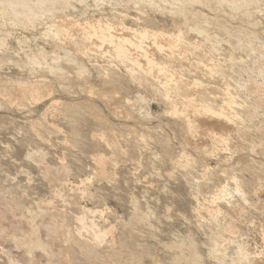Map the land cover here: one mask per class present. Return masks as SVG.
<instances>
[{"label": "rangeland", "instance_id": "374dc122", "mask_svg": "<svg viewBox=\"0 0 264 264\" xmlns=\"http://www.w3.org/2000/svg\"><path fill=\"white\" fill-rule=\"evenodd\" d=\"M71 1L72 0H70V2H69V7H68V10L69 11H67L66 9H67V7H66V12L65 13H63V11H65V10H63L62 11V6H60V7H58L59 5H57L55 8H56V14H54V16L53 15H51L52 16V19H50L51 18V16L49 17V16H45V18H49V19H45V21H43V22H46V23H44V24H46L45 26L42 24V20L41 21H39L38 22V24H37V26L35 27V28H32V27H27L26 28V26L25 25H23L24 27H25V29H24V27L22 26V24H20L21 26H13V27H17V29L15 28H10V30L9 29H7V27H8V25H9V27H10V24H8V25H3V24H1L0 23V35L1 36H4V37H9L10 38V41H9V39L7 38L6 39V42H7V47H8V50H7V48L6 47H4L2 50H0V79L2 80L3 78V80H5V77L7 78L6 80H5V82L2 80H0V85H2V86H0V89L1 88H4L5 89V87H11V88H6V90H7V92H9V93H7V94H9L10 96H12L13 95V98H14V100H11V98H10V96H2L1 97V99H0V109H1V107H2V110H0V201H2L1 199H3V201H7L10 197L12 198V197H14V198H12V200H11V198L9 199L10 201H12V202H10L9 200L7 201V203H5V202H3L2 201V203L0 204V206H2V207H0V230L2 231H0L1 233H0V239H2L3 241H5V238H7V242H2L3 244H2V246H0V250H2L3 248V246H4V250H2L0 253H4L3 255H4V257H1L0 256V264L3 262V264H9V263H13V264H15V260H16V262L18 263V260L17 259H22V260H20V262L18 263V264H20V263H22V264H25L27 261V263L29 264V263H31V261H38L39 260V262H37L38 264H51V262H52V264H55L56 262H58L59 263V261L61 262V261H64L65 262V264H69L68 262H70V264H76V262L74 261V263H73V260H76V261H79V260H81L80 258H82V260L83 259H85V261L83 260V263L84 264H90V263H92L93 262V264H106L107 263V260H108V263L107 264H115L116 262L117 263H121V264H139L140 262V264H175V262L177 263V264H180V263H182V264H185V262L186 261H188L189 263L188 264H190L191 262H192V258H196V260H197V264H219V260L218 259H214L213 257H214V255L212 254V253H214V251H215V249L217 250V249H219V246H221L220 248L221 249H219L220 250V252L219 253H222V254H224V255H226V256H224V259L225 258H227V259H225V260H223V261H225V262H222V264L224 263V264H229V262L231 263V261L233 262V260L235 259V261H237V259L235 258V255L237 254H235V250H236V252H237V250L238 249H236V248H238L237 246L235 247L234 245H242V244H244L243 246L245 247V245L247 246V247H245V248H247V249H249L250 251H252V252H254L255 254L252 256V258L253 257H255V255L257 256V254H258V252H259V255H261V253L263 254L262 256H263V258H264V241H263V235H262V233L264 234V177H262V176H264V175H262L263 174V172H264V170H262V169H264V79H263V76L260 74V69H262V70H264V0H258V2H257V5H255V11H256V9H258V11H257V13L259 14L260 12L259 11H261V15L259 14H254V18H256V19H254V20H256V21H252L253 19L252 18H247V17H245L244 16V18H243V16L242 15H240L241 13H239L238 14V12H234L233 10H228L227 8H226V10L224 11V13H227L228 12V15L229 16H225V14L224 15H222L221 14V11L222 10H216L215 8L216 7H213V5H211V8H208L207 6H205V7H202V5H199V4H195V6L193 7V6H189L188 8L189 9H192V11H201L202 12V15L203 14H206V18H208L209 20H210V18L211 17H207V16H212V17H214V20H213V18L211 19L212 20V22H214L215 21V19H216V23L215 24H217V25H220V26H217V25H215V24H212L211 25V27L210 26H208V27H210V28H208L207 29V33H209L208 34V36L210 37H212V35L214 34V33H217L219 30V34L217 33L216 35L217 36H220L221 38H224V39H220V37H214V35H213V37L215 38V40L213 39V38H211V39H213V41H209L208 43H207V41H206V37L203 35V34H199L198 32H196V31H193L192 32V30H190L194 25H193V22L192 21H189V22H191V24H189V23H187V24H183V25H181V27L183 28V29H185L184 31L187 33V31L188 30H190L194 35L192 36V34H191V32H189L188 31V33L189 34H187V36L188 37H186V34H185V32L184 31H182V33H183V37H182V44H184V46L182 47L181 45L182 44H179V46H178V48L179 47H181L180 49H178L177 47V51H176V54H177V57L176 56H173V58H171V60L169 59V56H168V59L166 58L165 59V57H167V55L166 54H168L167 52H165L166 54L165 55H162L161 54V56H159L160 54L157 52V51H155V50H153L154 48L152 47L153 45H152V42H149V43H147V40H145L144 41V47H146L147 46V48L146 49H149V52H151L152 53V51H153V53L152 54H154V52H156L155 53V56L153 55V57L155 58V59H157L159 62H163L164 64H166V62H167V64H166V66L169 68V71L170 72H168L169 73V75H172L173 77H174V79H176V80H180L179 78H181V84H183V82H184V79H185V82H184V84H183V86H189L188 88H190L191 86H196L197 85V83H198V85H200L201 84V86H202V84H203V86L202 87H204V85L205 84H209L210 83V85H208L209 86V89H213V87L215 86V83L216 82H218V83H216V85L218 84V86H215V88L212 90L213 91V93H212V91L211 90H209V89H206V88H208V86H206L205 88H204V90L206 89V90H209V91H207V93L209 94V97H210V99H213V98H217L216 97V95H220V97H221V93L222 92H220L219 93V91H221L222 89L224 90L225 89V87L226 86H228L229 87V85L230 86H232V88L233 89H231V87H229L230 89H231V91L232 90H234L235 89V92L233 91V93H236L237 92V96H239L238 98L241 100V102L240 103H244V104H246V105H250V107L252 106V108L253 107H255L253 110L255 111L252 115L253 116H251V115H249V116H251V117H253L254 119H252V118H249V116H247L242 110H237V112H239L241 115L240 116H242V114H245L246 116H242V120H243V123L246 121V123L248 124V126H250V128H249V130H250V132H249V130H248V128H247V124H245L246 125V127H245V125L243 124V126L242 125H239V126H241L240 128H239V130H244V131H242V133H241V131H240V133L238 132L239 130H238V128L235 126V128H234V126L233 125H229V126H227L223 121H221V120H216V119H213V118H209V119H207V117L206 118H203V116L201 117V116H198L200 119H202V120H199V118L198 117H193V116H189V118H190V120L192 119V121H194V119H195V122H194V124L196 123V124H198L197 126L198 127H196V130L194 131V132H192L191 134L192 135H190V134H188V133H186V128L183 126V123H182V120H180V116L179 115H176V116H174V115H172L173 113H172V109H170L171 107H172V102H174V106L176 107V104H177V108H178V106H179V110H181L182 109V106L184 107V108H186L185 107V100L187 99L186 97H188V98H190V97H193V98H198L199 96H197L196 94H194V93H192L191 91V89L193 88H190L189 90L187 89V87H183V92H176V90H175V88L174 87H172L171 88V91H173L172 93H174V95L177 93V97H175L173 94H171V91L169 90V92H170V94H169V96L170 97H172V98H170V100L169 99H167V101L169 100V102H171L170 104V107L168 106L169 105V102L167 103L166 101H164L163 99L164 98H162L163 96H162V94H163V92H162V94L160 93V91L159 92H157L155 89H153V88H151V86L149 85V84H147V86H145V84L144 85H142V84H140V85H135L136 83L137 84H139L138 83V80H137V77H143V76H141L140 75V72L138 71H136V75L132 78V79H135L136 78V80H137V82L135 81V80H133L132 81V79H130L131 81H129V80H127V79H129V77L130 76H128L127 75V73L125 72V70H123V69H127V67L126 66H129V65H127L126 64V66H123L124 65V63L123 64H119V63H121L119 60H117L116 61V59L114 58V56H113V58L115 59V60H111L110 59V56H103V54H99V56L97 55V57H100V58H97V57H95V63H94V61H93V59H94V54H95V56H96V54H98V50H103V51H100L101 53H103L104 51L107 53L108 52V50L110 49V51L109 52H113V48L111 47V46H107V45H103L102 44V42H101V44L99 43L100 42V40L98 41L97 40V38H95L94 40H91V42L90 41H87L88 43H87V45L89 46V45H94V44H91L92 42L93 43H95L97 46L99 45V47L101 48V49H99V48H96V52H94V53H92L93 55H91L92 56V60L91 59H88V57L89 56H87V55H84V57L86 58V60H91V61H89L90 63H92V64H88V61H86L85 59H84V57H83V55H82V58L80 57L81 55L80 54H82L81 52H83L84 50H82V48H84V47H82V42H81V34H79L81 31H77V29H75L76 31H77V33H76V31H75V33H74V29L73 28H71V27H69V29L71 28V30L70 31H72L73 32V34H77L76 36H77V38H75L76 36H72V32H70L71 34H70V36L67 38V39H72V38H75L74 40H72V41H74V43L71 41H68L66 38H64V39H66L65 40V42H64V40H62V44H66L65 46L64 45H62L61 43L59 44V46H61L63 49H65V50H63V52H65V51H67V50H69V51H72V52H70V54L69 53H66L65 52V54H66V56H65V54H63V52H62V55H61V51L62 50H60V49H56V47H55V49H53L54 47L53 46H55L56 44L54 43V41L53 42H50L51 40L48 38V37H46V38H44L45 36H42L41 37V35H43V32L44 31H46L45 29H46V27H47V25L48 26H50L51 25V23H52V21H59V22H61V20H63L64 18H65V15H66V17L68 18V17H70V19H72V21H70V22H72L73 23V21H74V23H84L85 22V20L86 19H88L90 16V18H91V20H92V18H93V20L94 19H99V18H102L103 20H104V18H105V20L108 18H110L109 20L111 21V20H113V21H111L112 22V24H113V27L115 28V27H117V28H119L120 26H121V23H123L124 21H126V23H124V25L126 26V27H130V28H133V29H138V27L139 28H143V27H147V24H146V22H148L147 20H149L150 21V24L151 25H153V27L154 28H152V26L150 27V24H148V26L149 27H147L148 29L150 28V30H157V31H159V30H161L162 32H165L166 33V31H167V33H170V34H174V33H177L178 32V30L176 29V26L174 25L175 23L174 22H179V20H183L182 18H179V15L178 14H175V13H173L174 15H175V17L174 18H177V19H179L178 21H175V20H177V19H174L172 16H174L173 14H172V16H168V15H170V13H172L173 12V9L174 8H172L171 6H170V4H169V6H170V8H169V6L168 5H164V3H163V5L164 6H161V7H159L158 8V6H160L161 4H159L157 7L156 6H150L149 4H148V7L149 8H147V6H145V5H143V6H145V7H143L142 6V4L140 5V4H137L138 2H139V0H132V2H130L129 4H128V2H129V0H121V2H120V0H110V2H108L109 0H102V1H104L105 3H102L101 2V0H97V3H96V0L94 1V0H88V2L90 3V5L88 4V2H87V0H85L86 2H84L86 5V7L84 6V4L83 3H81L80 4V2H78L79 0H77V1H75L74 0V2L72 1V3H71ZM100 3H102V4H99V2ZM111 1H116V2H111ZM78 4H77V3ZM110 3V5L108 4V3ZM117 2H119V4L117 3ZM125 2H127V3H125ZM134 2H137L136 4L134 3ZM93 3H95L96 5H97V7H96V5L95 4H93ZM124 3H125V5H124ZM133 3V4H132ZM62 3H60V5H61ZM70 4H72L73 5V9H72V5H71V7H70ZM104 4H108V5H104ZM113 4V5H112ZM114 4H117L118 5V7L119 6H121L120 7V9L117 7V5H115L117 8L115 9V6H114ZM121 4H123V5H121ZM63 5V4H62ZM75 5V6H74ZM77 5V6H76ZM79 5H81V6H79ZM102 5V6H101ZM104 5V6H103ZM126 5L128 6V11L126 10ZM131 5H133V6H131ZM138 6L139 8H140V6H142V8L141 9H139L138 7H135V6ZM91 6V7H90ZM106 6V7H105ZM108 6V7H107ZM109 6H110V9H108L109 8ZM131 6V7H130ZM167 6V7H166ZM201 6V7H200ZM259 6V7H258ZM99 7H101L103 10H104V12H103V10L101 9V8H99ZM104 7V8H103ZM125 9H124V8ZM151 7H152V10L154 11V10H156L157 8H158V10H156L155 12H152V10H151ZM156 7V8H155ZM164 7V8H163ZM166 7V8H165ZM194 8V10H193V8ZM258 7V8H257ZM71 8V9H70ZM76 8V9H75ZM87 8V9H86ZM96 8H98V9H96ZM121 8L123 9V10H121ZM131 8V9H130ZM145 8V9H144ZM154 8V9H153ZM161 8V9H160ZM206 8L207 9H210V12L208 11V10H206ZM261 8V9H260ZM58 9H60L61 11H62V13H63V16H61L62 15V13H60V15H59V13L57 12V11H60V10H58ZM78 9V11L80 12H78V11H76ZM81 11H80V10ZM89 9V10H88ZM97 11H96V10ZM99 9H101L100 11H99ZM130 9V10H129ZM135 9V10H134ZM138 9V13H136V10ZM151 11H150V10ZM162 9H166V10H169L168 12L166 11V12H164V14L162 13ZM212 9H214V13L212 12ZM260 9V10H259ZM75 10V11H74ZM85 10V11H84ZM88 10V11H87ZM112 10H115L116 12H117V14L118 13H120V12H122L123 11V14L124 15H128V16H130V17H125V16H122V13H120V14H116L115 12H113ZM140 10L143 12V13H145V15H146V17H145V15L144 16H140L139 15V13H140ZM144 10V11H143ZM161 10V11H160ZM217 12H216V11ZM94 11H96V12H94ZM98 11L100 12V13H98ZM125 11H127V13L128 14H126V12ZM133 11H135V13L133 12ZM146 11V12H145ZM152 12V14H153V16L151 15V13L150 12ZM199 11V12H200ZM229 11H233L234 12V14L232 13V12H229ZM94 12V14H92ZM101 12H103L102 14L103 15H100L101 14ZM115 14H113V13ZM141 12V13H142ZM158 12H161L162 13V16L164 15L166 18H164V17H161L160 15H159V13ZM170 12V13H169ZM200 12V13H201ZM87 13V14H86ZM91 13V14H90ZM109 13H112V14H109ZM140 13V14H141ZM142 13V14H143ZM149 13V14H148ZM154 13H155V15H154ZM218 13H220V14H218ZM59 15V16H57L58 18H60V19H58V18H53V17H56V15ZM69 14H70V16H69ZM75 14H77V16L75 15ZM79 14V15H78ZM106 14V15H105ZM109 14V15H108ZM141 14V15H142ZM218 14V18L221 20V18H222V21H220L217 17L215 18V16ZM48 15V14H47ZM84 15L86 16V18H84ZM108 15V16H107ZM116 15H117V18H116ZM122 16V17H118V16ZM237 15V16H236ZM73 16V17H72ZM74 16H76V17H74ZM79 16H83L82 18L80 17L79 18ZM114 16V17H113ZM149 16H151V17H149ZM155 16H158V17H155ZM177 16V17H176ZM205 16V15H204ZM220 16V17H219ZM230 16H234V18L235 19H239L240 17H242V21L243 22H241V20H236V22H235V20H234V18L233 17H231V18H233L231 21H229V17ZM239 16V17H238ZM64 17V18H63ZM88 17V18H87ZM107 17V18H106ZM124 17H125V19H124ZM135 17H137V18H135ZM144 17V18H143ZM170 17H172V18H170ZM89 18V19H90ZM113 18V19H112ZM115 18V19H114ZM129 18V19H128ZM132 18H134V19H136V21L133 19L132 20ZM156 18V19H155ZM54 19V20H53ZM107 19V20H108ZM117 19V20H116ZM122 19H124V21H121ZM139 19V20H138ZM150 19H153V20H150ZM162 19V20H161ZM164 19V20H163ZM165 19H167V20H165ZM248 19V20H247ZM250 19H252L251 20V22H253V23H255V24H252V25H254V27L256 28V25H257V23H258V25H257V29L255 30V28L254 29H252L253 27H252V25H251V23H250ZM1 20V19H0ZM48 20H50L51 22H49L48 23ZM80 20H81V22H80ZM106 20V21H107ZM108 20V21H109ZM171 20V21H170ZM191 20H193V19H191ZM210 20V21H211ZM229 21V25L230 26H228V24L225 22V21ZM244 20H246V21H244ZM260 22H259V21ZM55 21V22H56ZM76 21V22H75ZM105 21V22H106ZM107 21V22H108ZM109 21V23H111ZM117 21H118V23H117ZM134 21H135V23H134ZM138 21H140L143 25H141V23L140 22H138ZM154 21H156V22H154ZM165 21V22H164ZM239 21V22H238ZM249 23H248V22ZM258 21V22H257ZM114 22V23H113ZM119 22H120V24H119ZM133 22V23H132ZM145 24H144V23ZM238 22V23H237ZM245 22V23H244ZM246 22H247V25H246ZM257 22V23H256ZM18 23H20V22H18ZM136 23H137V27H136ZM139 23V24H138ZM165 23V24H164ZM183 23V22H182ZM220 23V24H219ZM226 24V26H225V24ZM241 23V24H240ZM244 23V24H243ZM40 24H41V26H40ZM116 24V25H115ZM132 24V25H131ZM161 24V25H160ZM195 24V23H194ZM223 26H222V25ZM5 28V29H7V30H4V28L2 27V26ZM38 25L41 27H39V28H37L38 27ZM115 25V26H114ZM135 25V26H134ZM163 25H165V26H163ZM175 27H174V26ZM186 25V26H185ZM187 25H188V27H187ZM234 25L236 26V30H235V28H233L234 27ZM245 25H246V28H245ZM248 25H250V26H248ZM42 26H43V29H42ZM171 28H170V27ZM214 26H215V29H214ZM232 26V27H231ZM237 26H240V28L238 27L237 28ZM245 29H248V31H246V30H243L244 28ZM23 27V28H22ZM122 27V26H121ZM205 27V26H204ZM217 27H219V28H217ZM225 27V28H224ZM1 28H3V29H1ZM30 28L31 29H33V31H34V29H35V31H36V33H35V31L33 32L32 31V33H30L31 31H30ZM76 28V27H75ZM117 28H115L114 30H116ZM161 28V29H160ZM163 28V29H162ZM170 28V29H169ZM217 28V29H216ZM221 28L223 29V31H224V29H225V31L226 30H230L231 28V30H230V32L229 33H231L232 32V36H234V37H232V36H230V34L229 33H227V31L225 32V33H223V31L221 30ZM11 29H12V31H11ZM22 29V30H21ZM27 29H28V31H27ZM37 29V30H36ZM39 29V30H38ZM41 29V30H40ZM73 29V30H72ZM120 30L122 29V28H119ZM176 30V31H174V30ZM204 29H206V27L204 28ZM213 29V30H212ZM240 29V32L238 33V30ZM26 30V31H25ZM117 30V31H115L116 33L119 31V33H117V35L118 34H120V35H118V36H120V37H122V36H126V37H129V36H131V35H127L128 33H127V31H124V33H122L123 31L121 30ZM187 30V31H186ZM218 30V31H217ZM243 30V31H242ZM253 30H254V32H253ZM3 31H4V33H3ZM7 31H9V32H12L11 33V35H10V33L9 32H7ZM169 31V32H168ZM210 31H212V32H210ZM213 31H214V33H213ZM233 31L235 32H237L236 34L238 35V36H240L241 34L240 33H244V34H242L241 36H240V38H238L239 40H237L236 38V36H235V34L233 33ZM242 31V32H241ZM9 33V34H7V33ZM14 32L16 33V34H14ZM20 32V33H19ZM221 32V33H220ZM252 32V33H251ZM23 33V34H22ZM30 33V34H29ZM42 33V34H41ZM199 35H201V37H199L198 36V34ZM211 33V34H210ZM227 33V34H226ZM252 34L253 36H254V38L256 39V37H255V34H257V39H256V41H253L254 40V38H253V36L252 35H250V34ZM14 34V35H13ZM23 36H22V35ZM36 34V35H35ZM205 34V33H204ZM229 34V35H228ZM234 34V35H233ZM248 34L250 35V36H252L251 38H253V39H251V38H247V37H250V36H248ZM6 35V36H5ZM8 35V36H7ZM10 35V36H9ZM13 35V36H12ZM19 35V37H22L23 38V40H21V38L19 39V37H15V36H18ZM31 35H33V36H31ZM40 35V36H39ZM228 37H227V36ZM243 35L245 36V35H247L246 37H243ZM34 36H35V38H34ZM79 36H81V37H79ZM190 36V37H189ZM198 36V37H197ZM12 37V38H11ZM24 37H25V42H21V41H24ZM28 37H29V39H28ZM79 37V38H78ZM192 37V38H191ZM16 38V39H15ZM29 40H27V39ZM32 38H34V39H32ZM41 39V41H39L40 39ZM187 38V39H186ZM191 38V39H190ZM200 38H202V39H200ZM232 39V40H229V39ZM234 38V39H233ZM244 40H243V39ZM247 38V39H246ZM15 39V40H14ZM19 39V41L20 42H18V41H16V40H18ZM45 39L46 40H48V42L47 43H45L44 41H45ZM77 39V40H76ZM80 39V42L81 43H79V44H81V45H79V46H81L80 47V49L82 50H80V49H78V47H77V45H78V43H77V41ZM204 39H205V41H206V43H204L205 41H204ZM218 39V40H217ZM226 39V40H225ZM227 39H228V42H230V43H226V41H227ZM26 40L28 41V42H30V43H26ZM35 40H37V44H35L36 43V41ZM43 40V41H42ZM96 40V41H95ZM203 40V41H202ZM222 40V41H221ZM247 40H250V42L249 41H247ZM14 41V42H13ZM34 41V42H33ZM66 41H68V43L66 42ZM82 41H83V39H82ZM149 41V40H148ZM151 41V40H150ZM185 41H186V43H189L188 44V46L190 45H193V47L195 48V49H199L200 48V46L201 45H203L199 50L201 51H199L200 53H197V51L194 49V51H192L191 49H190V46L188 47L187 46V44L185 43ZM194 41V42H193ZM196 41V42H195ZM215 41V42H214ZM224 41V42H223ZM236 41L237 42H239V45H238V43L237 44H235L236 43ZM242 41V42H241ZM77 44H76V43ZM148 44H146V43ZM163 42V41H162ZM165 42V41H164ZM163 42V43H164ZM166 42H167V40H166ZM200 42L202 43V44H200ZM211 42V43H210ZM216 42H218V44L216 43ZM221 42V43H220ZM224 44H223V43ZM15 43V44H14ZM26 44V46H24L25 44ZM31 43H32V45H31ZM45 43V44H44ZM71 43V44H70ZM72 43H73V45H72ZM195 43H198V44H195ZM212 43L214 44V43H216L215 45L216 46H221V47H217L218 48V51H216L218 54H216V52H212L211 51V45H212ZM220 43V44H219ZM244 43H245V47H244V49H246V48H248V49H246L247 50V52H244L245 50L243 49V46H244ZM250 43V44H249ZM18 44H23V45H18ZM49 44V45H48ZM74 44H75V46L77 47V50L79 51H81L80 52V54H79V52L77 53L76 51H73L74 49L73 48H75V47H73L72 48V46H74ZM83 44H84V46H87V45H85L86 43L83 41ZM164 44H167V43H164ZM186 44V45H185ZM196 46H198V47H195V45ZM200 44V45H199ZM204 44H206V46L204 45ZM211 44V45H210ZM236 46H238V47H236V49H240V46H242V48L241 49H243V50H236V49H234V47H235V45ZM253 44L255 45V46H253ZM10 45V46H9ZM12 45V46H11ZM34 45V46H33ZM37 45H39L38 47H37ZM42 45H44L43 47H42ZM72 45V46H71ZM101 45V46H100ZM210 45V46H209ZM249 45H251V48H253V51H252V49H250L249 47ZM19 46V47H18ZM21 46V47H20ZM28 46H29V48L32 50L33 48H31V47H34V52H33V50H32V52L30 51V50H28L27 48H28ZM48 46H50V47H48ZM87 46V47H88ZM104 48H103V47ZM188 48H186V47ZM231 46V47H230ZM232 46H233V48H232ZM13 47V48H12ZM16 47V48H15ZM23 47H25V48H23ZM37 47V48H36ZM41 47H42V50H45L46 52H51V54H48V55H50L48 58H50V61H51V57L52 56H54L55 54L54 53H56V55L55 56H61V57H63L64 56V58L65 57H67L68 56V61H66V60H64L63 59V61L64 62H62V60H61V62H60V65L62 66V64H63V66H62V68L65 70L64 72V74L63 73H61V75L63 76V78H62V76L61 75H59V72H55L54 73V76H51L52 75V73H51V75H49V73H50V71L48 70V68L46 69L45 67L44 68H39L38 70H42V72L41 71H37V69H36V74L35 73H33L32 74V72H33V68L31 67V69H29L30 67L29 66H31L29 63H28V60H27V57L25 56V57H23L24 55H27V54H29V52H31L29 55L30 56H33V54L34 55H38L39 53V49L41 50ZM45 47V48H44ZM65 47V48H64ZM110 47V48H109ZM149 47V48H148ZM209 48V50H208V48ZM6 48V49H5ZM10 48H12L11 50H10ZM20 48H21V50H24L25 52H20L21 50H20ZM23 48V49H22ZM50 48V49H49ZM68 48V49H67ZM108 50H107V49ZM112 48V49H111ZM185 48V49H184ZM202 48H204L203 50L205 51H203L202 50ZM219 48H220V50H219ZM221 48H222V50H221ZM233 49L232 51L231 50H229V49ZM5 49V50H4ZM17 49V51H15ZM26 49V50H25ZM53 49V50H52ZM71 49H73V50H71ZM95 49V48H94ZM152 49V50H151ZM190 49V50H189ZM14 50V51H13ZM20 50V51H19ZM48 50H50V51H48ZM57 50H59L58 51V53L56 52ZM133 53H135L134 51H136V50H134V49H130ZM176 50V49H175ZM206 50H208V51H206ZM224 50V51H223ZM256 50V51H255ZM11 51V52H10ZM184 53H183V52ZM187 51V52H186ZM189 51V52H188ZM204 52V54L207 56L206 57V59H205V57H203V56H205V55H203V52ZM220 51H222L223 53H225V54H223L222 52H220ZM7 52H9V53H7ZM16 55H19V58L17 57V56H14L15 54ZM16 52H18V53H16ZM28 52V53H27ZM37 52V53H36ZM52 52H53V54H52ZM68 52V51H67ZM99 52V53H100ZM192 52V53H191ZM206 52L207 53H209V54H206ZM210 52H211V54H210ZM3 53H5V54H3ZM76 53H77V55H76ZM137 53V52H136ZM185 53H188L187 55H189L188 57H187V55L185 54ZM192 54V55H190V54ZM194 53H195V56H194ZM222 53V54H221ZM232 53V54H231ZM233 53H235L234 54V58L232 57V56H230L229 54H231V55H233ZM14 54V55H13ZM22 54V55H21ZM47 53H45V55H46ZM79 54V55H78ZM182 54H185V55H183L182 56ZM197 54H199L201 57H199V56H196ZM213 54V55H212ZM219 54H220V56H219ZM227 54H228V56L230 57V59H228L229 57L227 56ZM2 55V56H1ZM73 56V57H71V56ZM100 55H102L103 57H101ZM169 55V54H168ZM212 55V56H211ZM214 55H215V57H217L218 56V58H214L213 60H211L210 59V57H214ZM217 55V56H216ZM3 56H4V59H3ZM9 56H12V57H9ZM87 56V57H86ZM135 56H137V54H135ZM164 56V57H163ZM181 56L182 57H184L185 56V58L186 59H189V60H185V58H182V60H183V62H181V63H183V65L180 63V62H177V61H182L180 58H181ZM194 56V57H193ZM222 56H224V57H222ZM236 56V57H235ZM14 57V58H13ZM21 57V58H20ZM71 57V58H70ZM159 57H163V58H159ZM179 57V58H178ZM190 57H192L191 58V60H190ZM197 57V58H196ZM205 59H203V58ZM242 59V61H243V63L241 62V59ZM54 58V57H53ZM75 58V60H73ZM76 58H78V60L76 61ZM80 58V59H79ZM101 58L102 59H104L103 61L101 60ZM175 58H176V60H175ZM195 58V59H194ZM198 58H200V61H198ZM234 59V60H232L231 61V59ZM237 58V60H238V58L240 59V60H238L239 62H241L242 64H238V65H235V64H237V62L238 61H236L235 59ZM6 59V60H5ZM12 59V60H11ZM69 59H72V60H69ZM83 61H82V60ZM107 59H109V62L107 61ZM161 59H165V60H161ZM201 59H203L204 61H202ZM208 59V60H207ZM224 59H226V60H224ZM227 59H228V61H227ZM3 60V61H2ZM21 61V62H19V61ZM101 60V61H100ZM110 60H111V62H110ZM161 60V61H160ZM169 60V61H168ZM211 60V61H210ZM215 60V61H214ZM14 62V66L16 67V66H19V69H21V71H18V68L16 67H13L12 66V62ZM17 61V62H16ZM27 61V62H26ZM74 61H76V63H74ZM79 61V62H78ZM96 61H98L97 62V64H96ZM105 61V62H104ZM166 61V62H165ZM170 61H172V62H170ZM173 61H175V62H173ZM184 61H185V63H184ZM202 61V62H201ZM224 61H226V62H224ZM233 61H234V65H233ZM8 62H11V63H9L8 64ZM24 62V63H23ZM68 62V63H67ZM81 62H83V64H81V65H83V66H81L80 65V63ZM106 62H107V64H106ZM113 62H114V66L113 65H110L109 67L111 68V69H113L114 67H116L117 69H113L112 71H114L115 72V78L113 79V78H111L110 77V79L111 80H109V78L107 77V75H105L104 77H106L105 78V82L101 79V78H103V76L102 75H100V73H99V71L101 72V74H103L102 72L105 70H107L109 67L107 66L108 65V63L109 64H113ZM116 62V63H115ZM171 64H170V63ZM177 62V63H176ZM186 62H188V65L186 64ZM193 62H197V63H195V64H198L199 62H200V65L202 66L203 65V67L205 66V64H206V66H211L210 68L209 67H205L204 68V70L202 69L203 67H198L197 65L194 67V65H193ZM227 62H232V65L231 64H229V63H227ZM19 63H21L20 65H19ZM23 63V64H22ZM26 63H28V64H26ZM64 63H66V65H68V66H66ZM71 63V64H70ZM75 65H77L76 66V68L77 67H79V66H81L82 68H84V72H86L87 70L89 71H87L88 73H90V74H87V72H86V74L83 72H81L82 74H85L84 76H85V78L86 79H83L84 78V76H82V74H79L80 73V71L78 70V69H76V68H74L75 66H74V64ZM87 63V64H86ZM105 63V64H104ZM141 63H142V65H145V62H143V61H141ZM175 63V64H174ZM181 65H180V64ZM202 63V64H201ZM214 63H217V64H214ZM6 64H8V65H6ZM17 64V65H16ZM26 66H25V65ZM69 64H70V66H69ZM93 64H95V65H103L104 67H105V69H103L104 67H102L101 65V69L103 70V71H101V69H98L100 66L98 65V67L96 66V67H94V65ZM119 64V65H118ZM188 67H186L185 65ZM192 64V65H191ZM4 65H6L5 67H4ZM12 67H11V66ZM73 65V66H72ZM90 65H92L93 67L91 68L90 67ZM106 65V66H105ZM116 65V66H115ZM169 65L170 66H172L173 65V70L175 71V74H173L174 73V71H172L171 69L172 68H170L169 67ZM176 65H178L177 67H176ZM213 65V66H212ZM216 65V67H214ZM28 66V67H27ZM66 66V67H65ZM85 66V67H84ZM88 66V67H87ZM123 66V67H122ZM182 67V68H180V67ZM22 67H23V69H22ZM25 67H27V68H25ZM68 67V69L69 70H67V69H65V68H67ZM70 67V68H69ZM87 67V68H86ZM119 67V68H118ZM179 67V68H178ZM191 67H193V69H190L189 70V68H191ZM198 67V69H201L200 71H195L194 70V68L196 69ZM3 68H4V70H3ZM26 70H25V69ZM90 68V69H89ZM110 68H109V70H107L105 73H109L110 75H111V72H109V71H111L110 70ZM184 68V69H183ZM185 68H187V70L185 69ZM211 69L212 71H213V73H212V71L210 70L209 71V69ZM213 68H214V70H213ZM221 68H223L222 70H223V72H222V70H220ZM75 69L76 71H79V73L78 72H76L75 70L73 71V70ZM86 69V70H85ZM93 69H94V71H93ZM128 69H129V67H128ZM128 69L126 70V71H128ZM179 69H183L182 70V74H183V76H182V74H181V72H179ZM208 69V73L209 72H211V73H209L208 75L210 76V77H206L205 75H207V72H206V70ZM2 70V71H1ZM23 70V71H22ZM25 70V71H24ZM32 70V71H31ZM43 70H45L44 71V73H43ZM67 70V71H66ZM71 70H72V74H70L71 73ZM92 70V71H91ZM96 70H98V71H96ZM115 70H117V71H115ZM180 70V71H181ZM185 70V71H184ZM224 70H225V72H224ZM27 71V72H26ZM31 73H30V72ZM173 73H172V72ZM184 71V72H183ZM189 71V72H188ZM195 71V73H193V72ZM17 72V73H16ZM22 72V73H21ZM30 74H29V73ZM75 72V73H74ZM93 72V73H92ZM97 72L99 73V74H97ZM113 72V73H114ZM156 71H154L153 72V75H155L156 73H155ZM185 72H187V73H185ZM190 72H192V73H190ZM197 72V73H196ZM199 72H200V74H199ZM201 72H204V73H206V74H204V73H201ZM6 73V74H5ZM24 73V74H23ZM26 73V74H25ZM66 73H69L68 75L66 74ZM76 73H77V75L79 76V75H81L80 76V79H78L79 77L76 75ZM92 73V74H91ZM128 73H130V71H128ZM155 73V74H154ZM181 75H180V74ZM219 73V74H218ZM226 74V76H224V75H221V74ZM261 73L264 75V73H263V71H261ZM14 76H12V75ZM15 74H17V75H15ZM39 75L38 77L37 76H35V75ZM44 74H47V75H45L44 76ZM57 74H58V76L60 77H58L57 78ZM124 74H126V75H124ZM131 74V73H130ZM129 74V75H130ZM157 74H158V72H157ZM157 74L155 75L156 77H158V78H156V79H163V78H165L164 76H166V75H164V74H158V75H160V77L159 76H157ZM177 74V76H179V78L177 77V76H175ZM179 74V75H178ZM186 74H189V75H186ZM192 75V77H191V75ZM193 74H194V77H193ZM197 76H196V75ZM213 75V77H212V75ZM9 75V76H8ZM29 75H31V76H29ZM74 76V77H72V76ZM76 75V76H75ZM91 75V76H90ZM98 75V76H97ZM139 75V76H138ZM187 76V78H185V76ZM218 76V79L219 78H221L222 76L223 77H225V79H226V77L228 78V79H223V80H221V79H219V80H221V81H223L222 82V85H220L221 83H220V81H218V79H217V76ZM17 76V77H16ZM29 76V77H28ZM43 76V77H42ZM66 76H67V78L69 77V76H71V77H69L70 78V80L68 81V79L66 78ZM90 76V77H89ZM117 76V77H116ZM190 76V77H189ZM3 77V78H2ZM11 77V78H10ZM42 77V78H41ZM81 77H82V82H80L79 80H81ZM162 77V78H161ZM41 78V79H40ZM51 78V79H50ZM91 78V79H90ZM121 78V79H120ZM124 79V82H123V79ZM192 78H196V79H193V81L196 83H194V85H192V83H193V81L191 80ZM200 78H201V80H200ZM209 78L211 79V80H215L213 83L211 82V80H209ZM213 78V79H212ZM215 78V79H214ZM231 78H232V80H231ZM25 80V82H31V80H43L44 79V81H46V87L44 88V91L42 92V93H44V94H42L41 95V97L42 98H47V95H49L51 92H52V94H50V96H48V98L46 99L45 98V100H43V101H39L38 99L36 100L35 99V101L33 100V99H31L30 101H29V99L27 100L28 102H30L31 104H32V106H29V105H31L30 103H28L26 100H24V99H22V102H23V104H22V102L20 103V92H19V90H18V88L15 86V85H13V83L11 82V81H13V80ZM46 79V80H45ZM47 79H48V81H47ZM53 79H56V80H58V81H60L59 83H61V84H59L58 85V81H51V80H53ZM63 79V80H62ZM64 79H66L67 81H65L64 82ZM71 79H74L75 80V85L76 86H78L77 88L74 86V80H71ZM78 81H77V80ZM90 79V80H89ZM118 79V80H117ZM170 79V78H169ZM187 79H190L189 81L187 80ZM198 79V80H197ZM206 79H208V83H207V80ZM230 79V80H229ZM62 80V81H61ZM89 80V81H88ZM109 80V81H108ZM113 80V81H112ZM122 80V81H121ZM127 82H126V81ZM140 80H142L141 78H140ZM139 80V81H140ZM199 80L200 81H202L201 83L199 82ZM205 80V81H204ZM7 81V82H6ZM32 81V82H33ZM49 81H51L50 83H49ZM112 81V82H111ZM134 81H135V83H134ZM183 81V82H182ZM203 81H204V83H203ZM224 81H225V83L228 81V83L229 84H227L226 83V85H225V87L223 86V83H224ZM233 83V81H234V85L231 83V82ZM2 82V83H1ZM35 82V81H34ZM50 84H48V83ZM64 82V83H63ZM68 82V83H67ZM108 82H110V84L108 83ZM5 83V84H4ZM9 83H10V85H9ZM55 83V84H54ZM71 83H73V85L71 86ZM79 83V84H78ZM86 83V84H85ZM104 83H107V84H109L110 86H108L107 84H104ZM118 83V84H117ZM123 83V84H122ZM129 83V84H128ZM132 83V84H131ZM186 83H188V84H186ZM191 85H190V84ZM200 83V84H199ZM220 83V84H219ZM224 83V84H225ZM93 84H95V85H93ZM117 84V85H116ZM174 84V83H173ZM213 84V87L212 88H210L211 87V85ZM48 85L50 86V87H48ZM60 85H62L63 86V88L60 86ZM70 86V87H66V86ZM103 85V86H102ZM105 85H107V86H105ZM122 87H121V86ZM131 85H133L132 87H130ZM197 85V86H198ZM52 86H54V89L55 90H53V87ZM84 86L85 87H87L86 89L84 88ZM90 86H92L93 87V89L90 87ZM102 87V89L104 88L105 89V87H106V89L104 90L103 89V91H101L102 89H101V87ZM123 86H125V87H123ZM141 86H142V88H141ZM201 86H198L199 87V89H198V87L196 88V87H194L193 88V91L195 92V93H197V94H201L202 92H203V90H201V89H203ZM222 86V87H221ZM12 87L13 88H16V90L15 89H12ZM59 87H61L60 89H61V91L58 89ZM67 88V89H65V88ZM76 88V89H74V88ZM82 87V88H81ZM91 88L92 90H94V91H92L91 89H89V91H87V89L88 88ZM118 87V88H117ZM149 87V88H148ZM224 87V88H223ZM51 88H52V90H51ZM70 88V89H69ZM73 89V91H75V92H72L71 90ZM84 88V90L85 91H87L88 93V95L85 93V91L84 90H82ZM95 88V89H94ZM116 88H117V91H115L116 90ZM130 88V89H129ZM136 88V89H135ZM141 88V90H139ZM186 88V89H185ZM195 88H196V90H195ZM201 88V89H200ZM216 88L218 89V88H221V90L219 89L218 91L216 90ZM227 88V87H226ZM45 89H48L49 91H48V94H47V91H45ZM57 89V90H56ZM65 89V91H63ZM78 89V90H77ZM81 89V90H80ZM109 89V90H108ZM111 89H113V90H111ZM115 89V90H114ZM126 89H128V90H126ZM145 89H146V91H145ZM148 89H150V90H148ZM152 89V90H151ZM197 89H198V91H197ZM14 90V94H13V91ZM67 90V91H66ZM95 90L97 91V92H95ZM98 90H100V91H98ZM107 90V92L106 93H108V91L110 92V90L112 91V92H110V93H112V95L109 93V95L107 96V95H104V94H106L105 93V91ZM121 90V91H120ZM133 90V91H132ZM155 90V91H154ZM187 90H188V92H187ZM216 90V91H215ZM222 90V91H223ZM54 91H60L59 93H57V92H54ZM62 91H63V93H62ZM70 91H71V93H70ZM81 91L83 92L81 95H80V93H81ZM113 91H114V93H113ZM120 91V93H119V95H118V92ZM126 91V92H125ZM140 91V92H139ZM152 91H154V92H157V93H153ZM162 91V90H161ZM187 93H186V92ZM214 91H215V93H214ZM65 92V93H64ZM66 92H69L70 94L68 95V94H66ZM92 92H94L95 93V95H94V93H92ZM98 92H100L99 94H100V97H99V94H98ZM185 92V93H184ZM191 92V93H190ZM201 92V93H200ZM204 92H206V91H204ZM212 93L211 94V96L213 97H211L210 96V93ZM216 92H217V94H216ZM15 93H18V94H15ZM101 93H102V95H104V98H103V96H101ZM104 93V94H103ZM161 94L160 96H159V94ZM206 93V94H207ZM232 93V94H233ZM64 94H66L67 96H65ZM72 94V95H71ZM78 94V96H76L75 97V95H77ZM87 95V96H85V95ZM91 94V95H90ZM98 96H97V95ZM116 94V95H115ZM123 94H124V96H123ZM153 94V95H152ZM189 94H190V97H189ZM214 94V95H213ZM14 95H15V97H14ZM18 95V96H17ZM45 95V96H44ZM60 95V96H59ZM74 95V96H73ZM97 96V97H92V96ZM158 97H157V96ZM173 95V96H172ZM184 95H187V96H184ZM192 95V96H191ZM194 95V96H193ZM233 95H235L236 96V94H233ZM71 96V97H70ZM90 96L92 97V99L90 98ZM111 96H112V98H113V96H114V98L112 99L111 98ZM154 96H156V97H154ZM196 96V97H195ZM201 96V95H200ZM215 96V97H214ZM236 96V97H237ZM6 97L7 98H10L9 100H7L6 99ZM41 97L39 98L40 100H42L41 99ZM49 97H51V98H49ZM68 97V98H67ZM99 97V98H98ZM102 97V98H101ZM110 97V98H109ZM115 97H116V99H115ZM174 97H175V99H174ZM182 97H184L183 98V100H182ZM220 97L218 96V98L220 99ZM4 99V101H3V99ZM12 98V99H13ZM18 98V99H17ZM58 98H60V99H58ZM72 98V99H71ZM99 100H98V99ZM101 98V99H100ZM158 98H159V100H158ZM162 98V99H161ZM186 98V99H185ZM217 98V99H218ZM7 101H6V100ZM51 100V101H49V100ZM96 99V100H95ZM103 99H105V100H107L108 99V101H106L107 103H109V104H111V105H118V104H122L123 106L125 105L124 103L126 102V101H129V102H127V106L128 107H130V108H132V110H134V111H132L130 108H128L127 106V108H128V110L126 109V110H124V108H126L125 106H124V108H123V106H122V108L120 107V105H118L117 107H115V109H113L114 108V106H111V105H109V106H104V105H106L107 103L105 102V100H103ZM110 99H111V101L113 102H111L110 101ZM115 99V100H114ZM118 99V100H117ZM157 99V100H156ZM173 99V100H172ZM198 99H200V98H198ZM197 99V100H198ZM11 100V101H10ZM24 100V101H23ZM53 100H55V102H61V100H62V105L60 106H58V108L60 107V108H62V110L59 108V109H56L55 110V107L56 106H53L52 105V102H53ZM101 100V101H100ZM103 100V101H102ZM143 100V101H142ZM164 102H163V101ZM175 100V101H174ZM13 101V102H12ZM18 101V102H17ZM66 101V104L67 105H69V102L71 101V103H70V105H72L73 106V108H72V106H67L66 104V110H68V111H66L65 110V107H63V106H65L64 105V102ZM79 101V102H78ZM88 101V102H87ZM101 103H100V102ZM115 101V102H114ZM122 101H124V102H122ZM182 101V102H181ZM243 101V102H242ZM7 102V103H6ZM9 102H10V104H9ZM16 102V103H15ZM38 102H40V103H38ZM43 102V103H42ZM59 102V103H60ZM74 102H76V104L74 103ZM84 103L85 102V104L83 105V104H81V103ZM105 102V104H102V103H104ZM120 102V103H119ZM160 102H161V104L162 103H165V104H163V105H161L160 104ZM179 102H181V103H179ZM210 102H212V101H210ZM247 102V103H246ZM18 103H19V106H18ZM25 103H28V104H25ZM36 103H37V105H36ZM51 103V104H50ZM73 103V104H72ZM80 103V104H79ZM88 103H91V105L92 106H90V109H88L89 108V105H87ZM167 103V104H166ZM178 103H179V105H178ZM184 105H183V104ZM213 103V102H212ZM252 105H251V104ZM254 103V104H253ZM17 104V105H16ZM22 104V105H21ZM34 104V105H33ZM181 104V105H180ZM216 105H218V104H220V100H217V103H215ZM28 105V107H26ZM46 105V106H45ZM49 105H51V107L48 106ZM74 105H76L75 107H74ZM85 106V107H81V106ZM167 107H166V106ZM181 106V107H180ZM27 108V109H24V108ZM48 107V108H47ZM88 107V108H87ZM93 107H95V108H93ZM96 107H97V109H98V111H97V109H96ZM103 107H105V109L103 108ZM111 108V109H113V110H108L107 108ZM119 107V108H118ZM46 108H47V110H46ZM49 108H51V110H49ZM57 108V107H56ZM76 108H78V111H76L75 109ZM117 108V109H116ZM142 108V109H141ZM170 109V110H168V109ZM183 108V109H184ZM69 109H70V111H69ZM80 109V110H79ZM82 109V110H81ZM84 109H86V111H87V109H88V111L87 112H84L85 110ZM94 109V110H93ZM95 109H96V113H94V111H95ZM107 109V110H106ZM122 111V113L119 111ZM182 109V110H183ZM33 112H31V111ZM53 110H55V111H53ZM65 112H64V111ZM74 110V111H73ZM84 110V111H83ZM166 110V111H165ZM258 110V111H257ZM29 111V112H28ZM50 111V112H49ZM57 111H59V112H57ZM60 111H63V112H60ZM82 111V112H81ZM89 111L91 112V111H93L92 113L95 115V114H97L98 113V115L102 118V120H101V118L100 117H98V115H95L96 116V118L99 120H97V119H95V116L92 114V113H90V115H91V117H90V115H89ZM107 111H108V113H107ZM117 111H118V115H117ZM123 111H125V112H123ZM146 113H145V112ZM31 112V113H30ZM75 112V113H74ZM81 114V117H79L80 116V114ZM109 112H112V114L114 115V113L116 114L114 117L112 116H110L111 115V113L109 114ZM120 112V113H119ZM127 112H128V114H127ZM136 112V113H135ZM148 112V113H147ZM257 112V113H256ZM259 112V113H258ZM47 113V114H46ZM60 113V114H59ZM61 113L63 114V116H61ZM66 113V115L67 116H65L64 114ZM104 115H103V114ZM124 113V114H123ZM125 113H126V115L128 116L129 114L131 115V113L133 114L132 115V117L129 115V117H127L126 115H125ZM139 113V115L140 116H138L137 114ZM258 114V116L256 115V114ZM42 114V115H41ZM70 114V115H69ZM79 114V115H78ZM120 114V115H119ZM122 114V115H121ZM148 115V116H146V115ZM167 114V115H166ZM28 115V116H27ZM46 115V116H45ZM76 115V116H75ZM102 115V116H101ZM135 115V116H134ZM137 115V116H136ZM169 115V116H168ZM170 115H171V117L173 116V117H177L176 119L175 118H171L170 117ZM256 115V116H255ZM65 116V117H64ZM70 116V117H69ZM72 116H74V117H72ZM83 116V117H82ZM92 116L94 117V119L92 118ZM104 116H107V117H104ZM109 116V117H108ZM117 116V117H116ZM118 116H120L121 118H119ZM125 116V117H124ZM239 116V117H240ZM255 116V117H254ZM64 117V118H63ZM67 117H69V118H67ZM139 117V118H138ZM143 117H145V118H143ZM147 117V118H146ZM149 117H150V119H149ZM162 117V118H161ZM194 119H193V118ZM243 117H245V118H243ZM15 118V119H14ZM30 118V119H29ZM39 118H40V120H39ZM71 118V120H72V122H71V120H68V119H70ZM78 118V119H77ZM80 118V119H79ZM92 118V119H91ZM112 118V119H111ZM129 118L132 120V122H129L130 120H129ZM143 118V121L142 120H140V119H142ZM196 118H197V120H199V121H196ZM247 118H249V119H247ZM39 120V122H41L42 123V121H44V124H43V126H41V125H39V124H34V121L37 123V120ZM76 119H77V121H76ZM104 119H106L107 121H105L106 123H107V125H105L104 126V124H106L105 122H104ZM128 119V120H127ZM135 121H137V122H135ZM152 119V120H151ZM82 121V123H81V121ZM92 120H94V121H92ZM97 122H96V121ZM126 120V121H125ZM140 120V121H139ZM150 120V121H149ZM207 120H209V121H207ZM214 120V121H213ZM216 120V121H215ZM73 121H76V122H80L79 124H74V123H76V122H73ZM101 121H102V123H101ZM134 121V122H133ZM138 121L140 122V123H138ZM204 121L206 122H210L209 124L206 122L205 123V125L206 126H203V124H204ZM214 122V126L212 125V123ZM31 122L33 123V125L31 124ZM38 122V123H39ZM48 122V123H47ZM96 122V123H95ZM100 123V125L102 124V127L99 125V123ZM202 122V123H201ZM217 122H218V124H217ZM249 122V123H248ZM250 122H251V124H250ZM45 123H46V125L47 124H50L51 126H52V128H51V126L50 125H48L47 127L45 126ZM53 123V124H52ZM70 123H72V124H70ZM131 123V124H130ZM176 125H175V124ZM181 123V124H180ZM224 123V124H223ZM252 123L255 125L254 127H253V125H252ZM256 123V124H255ZM54 124H56L55 126H54ZM94 124H98L97 126H99V127H97L96 125H94ZM108 124H110V126H108ZM139 124V125H138ZM164 124V125H163ZM223 124V125H222ZM32 125V126H31ZM68 125V126H67ZM72 125V126H71ZM75 125H76V127H75ZM180 125V126H179ZM202 125V129H201V127H199V126H201ZM208 125L210 126V129L208 128ZM217 125H218V127H217ZM220 125H222V126H220ZM252 125V126H251ZM74 126V127H73ZM78 126H79V128H80V126H81V130L78 128ZM177 126V127H176ZM181 126H183V127H181ZM196 126V125H195ZM215 127L214 129H218V130H215V131H213L214 129H211V128H213V127ZM54 127H56V129L58 130H56V129H54ZM107 127V128H106ZM130 127V128H129ZM222 127L223 129V131L220 129V128ZM231 127V128H230ZM243 127H245L244 129H243ZM252 127V128H251ZM32 128V129H31ZM36 128V129H35ZM37 128H41L42 130H38ZM46 129V131L45 130H43V129ZM49 128V129H48ZM50 128L51 129H54V130H52V131H54V132H52L51 130H50ZM59 128V129H58ZM77 128V129H76ZM98 128H100L101 129V131H103L104 129H106L107 131H109L110 133H111V131H113L114 132V130L113 129H115V132H114V135H111L109 132H105V131H103V133H107L105 136L108 138V133H109V140L104 136L102 139H105V140H101V137L103 136V133H102V136L101 135H99V134H101V133H99L100 131V129H98ZM127 128V129H126ZM169 128V129H168ZM200 128V129H199ZM229 128V129H228ZM237 128V129H236ZM242 128V129H241ZM258 128V129H257ZM260 128V129H259ZM33 131H31V130ZM36 131V130H38V131H36L37 133H40L41 135H44V134H47V135H44L43 137H41V135H39L38 136V134L34 131V130ZM75 129V130H74ZM112 129V130H111ZM130 129V130H129ZM173 129V130H172ZM200 131H199V130ZM234 129H236V130H234ZM257 129V130H256ZM47 130H49V131H47ZM81 132H80V131ZM124 130V131H123ZM125 130L126 131H128V133L126 132V133H124L125 132ZM132 130V131H131ZM135 131V133H134V131ZM144 130V131H143ZM181 130H182V132H184V136H183V134H182V132H181ZM208 130H210V131H208ZM224 130H226V131H224ZM227 130H230L229 132L227 131ZM235 131V133H233L234 131ZM41 131H45V133L44 134H42L41 133ZM74 133H73V132ZM75 131H77V132H75ZM149 131V132H148ZM206 131H208V132H206ZM217 131H220L219 133L217 132ZM237 131V132H236ZM246 131H248L249 133H250V137H249V133L248 132H246ZM30 132V133H29ZM52 132V133H51ZM60 132V133H59ZM95 132V133H94ZM113 132H112V134H113ZM147 132H148V134H147ZM199 132V133H198ZM201 132V133H200ZM206 132V133H205ZM210 132V133H209ZM211 132H212V134H218V135H224L225 134V136H227L228 137V148H230L227 152L225 151V153L223 152H218V151H216L215 152V149H214V147L212 146V142H210L211 140L209 139L210 138V136L209 135H211ZM214 132V133H213ZM222 132V133H221ZM224 132V133H223ZM227 134H226V133ZM243 132H244V134H245V132L247 133V134H243ZM36 133V134H35ZM50 133V134H49ZM73 133V134H72ZM80 133H82V134H80ZM93 133V134H92ZM96 133H98V136H96L97 134ZM164 133V134H163ZM186 133V134H185ZM209 133V134H208ZM232 134V136H231V134ZM236 133H239V134H237V136H236ZM78 134V135H77ZM94 134H96L95 136H92V135H94ZM135 134V135H134ZM140 135V136H137V138L135 137L136 135ZM142 134V135H141ZM144 134V135H143ZM146 134V135H145ZM181 134H182V136H181ZM194 134H196L195 135V137H192V136H194ZM205 134V135H204ZM230 134V135H229ZM242 134V135H241ZM251 134H252V136L253 137H251ZM37 135V136H36ZM128 135H130V136H128ZM133 135V136H132ZM149 135H151V136H153V137H150ZM156 135V136H155ZM197 135H198V137H197ZM200 135V136H199ZM207 135V136H206ZM248 135V136H247ZM37 137V139H35L36 137ZM90 136V137H89ZM91 136H92V138H91ZM99 136H100V138H99ZM125 136V137H124ZM166 136V137H165ZM177 136V137H176ZM190 136H191V138H190ZM209 136V137H208ZM231 138H230V137ZM233 136H234V139H233ZM245 136H246V138L248 137V139L247 140H249V141H247L246 140V138H245ZM33 137V138H32ZM35 137V138H34ZM39 137L41 138V141H39L40 139H39ZM81 137V138H80ZM96 137V138H95ZM114 137L116 138V139H114ZM124 137V138H123ZM128 137V138H127ZM138 137H143L142 138V140H144L145 141V144L141 141H139V140H141V138H138ZM151 139H153V140H151ZM158 138V140L159 139H162L161 141H158L157 139H156V142H155V138ZM226 137V138H227ZM240 137H242V138H240ZM255 137V138H254ZM29 138V139H28ZM31 138V139H30ZM43 138H45L44 140H43V143H42V139ZM84 138H85V140H84ZM91 138V140H89V139ZM95 140H94V139ZM97 138H99V139H97ZM131 138H133V139H131ZM144 138H146V139H144ZM163 138H164V140H163ZM168 139V140H166V139ZM188 138H189V140H188ZM193 138V139H192ZM205 138H207L208 140H206ZM236 138H238L239 140H237ZM243 138H245L244 140H243ZM250 138H252L251 140H250ZM33 139V140H32ZM113 139V140H112ZM127 139H128V141H127ZM135 139H138V140H135ZM183 139H184V141H183ZM187 139V140H186ZM194 139H196V141L194 140ZM38 142H37V141ZM96 140H98V141H96ZM112 140V141H111ZM114 140H115V143L113 144V142H114ZM165 140H166V142H165ZM192 140V141H191ZM233 140H236V141H234L233 142ZM241 140L244 142L245 140V142H248V143H241ZM45 141H47V142H45ZM93 141L94 142H97V144L98 143H100V145L98 144V148H96L97 147V145L95 146L94 144H96V143H93ZM100 141V142H99ZM106 141L108 142V143H110V144H108V143H106ZM116 141H118V142H116ZM157 141H158V144H163L164 142V144L163 145H161V146H159L158 144H157ZM164 141V142H163ZM168 141V142H167ZM186 141V142H185ZM27 142V143H26ZM91 142V143H90ZM161 142V143H160ZM172 144H171V143ZM183 142V143H182ZM188 142V143H187ZM190 142H191V144H190ZM207 142V143H206ZM114 145V148L112 149V150H114L113 152V158H111V159H113V161L111 162V160H110V157H109V155L107 154V153H112V151H110L111 150V146H112V144ZM118 143V144H117ZM168 143V144H167ZM170 143V144H169ZM209 143V144H208ZM232 143V144H231ZM234 143V144H233ZM259 143V144H258ZM39 144V145H38ZM104 144V145H103ZM105 144H107V145H105ZM121 146H120V145ZM145 146H144V145ZM157 144V145H156ZM166 144V146H164ZM190 144V145H189ZM194 144V145H193ZM205 144V145H204ZM230 144V145H229ZM256 144V150H255V145ZM185 146V148H184V146ZM187 145V146H186ZM196 145V146H195ZM199 145V146H198ZM204 147H203V146ZM211 145V146H210ZM237 145H239V146H237ZM260 145H261V147H260ZM8 146V147H7ZM39 146V147H38ZM95 146V147H94ZM119 146V147H118ZM147 146V147H146ZM157 146H159V147H157ZM193 146H194V148H193ZM201 146V147H200ZM208 146V147H207ZM235 147V149L236 150H239V151H237L236 152V150L234 151V147ZM236 146L238 147V148H236ZM253 146V147H252ZM103 147V148H102ZM107 147V148H106ZM119 149H118V148ZM139 147V148H138ZM165 147L166 148H168L170 151H169V153H166L168 150H166L165 149ZM183 147V148H182ZM196 147V148H195ZM207 147V148H206ZM209 147H211V148H209ZM241 147V148H240ZM251 147L254 149H251ZM260 147V148H259ZM263 147V148H262ZM101 148V149H100ZM108 149V151H106V149ZM115 148H117L116 149V151H115ZM122 148V149H121ZM181 148H182V151H181ZM190 148V149H189ZM192 148V149H191ZM201 148V149H200ZM203 148V149H202ZM10 149H12V150H10ZM164 149V150H163ZM184 149H187V150H185L184 151ZM193 149H195V151L193 150ZM205 149V150H204ZM206 149L208 150L207 152H206ZM37 150V151H36ZM100 150H102V152L100 151ZM117 150H118V153H117ZM120 150H123V151H121L122 153H120L119 154V152H120ZM161 150V151H160ZM192 150V151H191ZM199 150V151H198ZM212 150H214V151H212ZM231 150V151H230ZM233 150V151H232ZM253 152H252V151ZM34 151V156H37L38 154H39V156H37L36 158H34V157H31L30 156V154L31 153H28V152H33ZM43 152V153H38L37 155H36V152ZM107 153H106V152ZM110 151V152H109ZM171 151H173V154H174V158L175 159H173L172 158V156H173V154L171 153ZM178 151V152H177ZM196 151H198L199 153L198 154H196ZM203 151V152H202ZM211 151V152H210ZM4 152V153H3ZM104 152V153H103ZM116 152V153H115ZM162 152H164V153H162ZM182 152V153H181ZM184 152V153H183ZM189 152H191V153H189ZM214 152V153H213ZM218 152V153H217ZM231 152V153H230ZM65 153V154H64ZM80 153V154H79ZM96 153V154H95ZM97 153L99 154V158L100 157H103V156H106V157H103L104 159H106V162L107 163H109V164H107L106 166H105V168L106 167H108L107 169H109V171L108 170H106L105 168H104V170L105 171H101V169H100V167H99V165L97 164V162H94L95 160H93L94 158L93 157H95L96 155H97ZM124 153V154H123ZM194 153H195V155H194ZM203 153V154H202ZM211 155H210V154ZM221 153V154H220ZM229 153V154H228ZM234 153V154H233ZM236 153V154H235ZM246 155H245V154ZM27 154H28V157H31V159H29L28 157H26L27 156ZM31 154V155H32ZM40 154H43V155H41L40 156ZM101 154H103V155H101ZM118 155L119 154V156H117V157H119V158H117V159H119L118 161H114V160H116V158H114V157H116V156H114V155ZM169 154V155H168ZM171 154V155H170ZM184 154V155H183ZM204 154H206V157H203V156H205ZM207 154H209V156L207 155ZM223 154V155H222ZM229 156H228V155ZM231 154H232V156H231ZM252 154V155H251ZM95 155V156H94ZM122 155V157H120ZM182 155V159L181 160H179L180 162H178L179 164H181V165H179V164H177V162L176 161H178V159L177 158H181L180 156ZM187 157H186V156ZM189 155H190V157H189ZM200 155H201V157H200ZM212 155H214V156H212ZM216 155V156H215ZM219 155V156H218ZM263 155V156H262ZM9 156V157H8ZM42 156H44V158H42ZM90 156V157H89ZM91 156H93V157H91ZM110 156H111V154H110ZM168 156L169 157H171L173 160H176L175 161V163L177 164V167L174 165V167H173V160H171V158H168ZM208 156V157H207ZM227 156V157H226ZM242 158H241V157ZM244 156V157H243ZM41 159H40V158ZM61 157V158H60ZM109 157V158H108ZM165 157H167V159L165 158ZM195 157V158H194ZM214 157V158H213ZM219 157H223L222 159L221 158H219ZM228 157H231V158H229V162H228ZM28 158V159H27ZM96 158L98 159V157L96 156ZM95 158V159H96ZM109 160H108V159ZM184 158H185V160H187L188 161V163L191 161V160H194V162L196 161H198L197 163L195 162H193V161H191V162H193L194 164H192L191 162H190V166H188V168L186 167L188 164H186L187 162L186 161H184ZM188 158H192V159H188ZM198 158H203V159H198ZM208 158V159H207ZM211 160H210V159ZM227 158V159H226ZM252 158V159H251ZM38 159V160H37ZM43 159V160H42ZM61 159H62V161H61ZM121 159V160H120ZM166 159V160H165ZM170 159V160H169ZM196 159V160H195ZM205 159V160H204ZM219 159V160H218ZM220 159H221V161H220ZM224 159V160H223ZM33 160V161H32ZM42 160V161H41ZM168 160V161H167ZM227 160V161H226ZM31 161H32V163H31ZM34 161H38L37 163L38 164H36ZM39 161H40V164L41 165H39ZM59 161V162H58ZM199 161H200V163H199ZM202 161H204V162H202ZM233 161H234V163H233ZM44 162V164L42 165V163ZM113 162H115V163H113ZM183 162V163H182ZM186 162V163H185ZM220 162V163H219ZM222 162V163H221ZM111 163H113L114 165H116V166H114L113 164H111ZM203 163V164H202ZM223 163H225L224 164V166H222L223 165ZM239 163V164H238ZM254 163V164H253ZM95 166H94V165ZM184 164H185V166H184ZM199 165V167H201V168H197V169H190L189 167H191V168H193L192 167V165L196 168L198 165ZM46 165H48L49 166V168H50V170H53V171H50L51 172V174L52 175H55L54 173H56V175H57V182H55L56 180H54V179H56V177L55 176H49V171H48V166L46 167ZM51 165V166H50ZM92 165V166H91ZM113 165V166H112ZM183 165V166H182ZM204 165H205V168H206V165H207V168L208 169H210L209 171H208V169H205L204 168ZM239 165V166H238ZM43 166H45V168L43 167ZM59 166H63V168H61V167H59ZM96 166H98L99 168H97ZM172 166V167H171ZM178 166H182V167H184V169L183 168H178ZM203 166V167H202ZM234 166H236V168H234ZM247 166V167H246ZM252 166V167H251ZM261 166V167H260ZM53 167V168H52ZM54 167H56V171H55V169H54ZM94 167H95V169H94ZM112 167H113V169L114 170H112ZM216 167V168H215ZM217 167H219V168H221V167H224V168H221L220 170L222 171H218L219 170V168H218V170H217ZM251 167V168H250ZM254 167H257V168H254ZM60 168V169H59ZM68 168H69V170H68ZM111 168V169H110ZM188 170H187V169ZM204 168V169H203ZM226 168V169H225ZM237 168L239 169V170H237ZM248 168V169H247ZM250 168V169H249ZM253 168H254V171H253ZM259 168H261L260 170H259ZM64 169H65V171H64ZM67 169V170H66ZM177 169V170H176ZM183 169V170H182ZM187 170V172H186V170ZM190 169V170H189ZM203 169V170H202ZM212 169H214V171H215V169H216V175H215V173H214V171L212 170ZM228 169H230L229 171H231L232 173H230L231 175L232 174H237V175H227V173H229V171H228ZM233 169H235V170H237V171H235V170H232ZM242 169V170H241ZM246 169V170H245ZM251 169H252V171H251ZM258 171H257V170ZM95 170V171H94ZM181 170V171H180ZM185 170V171H184ZM195 172H194V171ZM204 170H205V173H207L209 176H210V173L209 172H211L212 171V177L215 179V180H212L213 178H211V176L209 177V179H211L212 181V184L214 183L215 184V187L216 186H219L220 184H223V181H224V179L225 178H223L222 177V175H223V173L224 174H226L227 176H231V178L232 177H236L235 179H236V182H233V184L232 183H230L229 185L230 186H235L234 185V183H237L238 184V186L239 187H243V189H241V190H243L244 191V193L243 194H245L244 196H246V197H242V196H240V194L239 193H237V192H235V187H228V189H230L232 192H233V194H232V192L230 191V197L228 198V200H227V198H226V200H222V201H219V202H221L220 204H221V206L222 207H220V209L222 210L221 211V214L219 215V216H221V218L220 217H217L218 219L216 220V218H215V223L217 224V221H219L220 223L219 224H213L212 222H211V219L210 218H205V219H203V220H201V221H198L197 220V218H195V208L197 207V205H196V199H199L200 201H202V198H203V195H205L204 196V198L205 197H210V196H212L213 195V193H214V190L212 189V188H215L212 184H211V182H210V184H209V182H208V184L206 183V181H208L207 179V174H203V172H204ZM207 170V171H206ZM224 170H225V172H224ZM252 172V173H250V171ZM47 172V175H46V172ZM63 171H64V173L67 171V174L65 173V175H64V173H63ZM68 171L70 172V173H68ZM107 171V172H106ZM112 171V172H111ZM191 173H190V172ZM201 171H203L202 172V174H201ZM226 171H228V172H226ZM244 171V172H243ZM256 171V172H255ZM262 173H261V172ZM21 172V173H20ZM59 172V174H57ZM62 172V173H61ZM94 172H96V174H97V176H96V174L94 173ZM98 172V173H97ZM107 174H110L109 175V178H108V175H106V173ZM110 172V173H109ZM198 172H200V175H199V173ZM219 172V173H218ZM255 172V173H254ZM24 173V174H23ZM49 173V174H48ZM94 173V174H93ZM103 173H105L104 174V176L106 175V177H104L103 176ZM187 175H186V174ZM189 173V174H188ZM195 173H198V174H195ZM22 174V175H21ZM50 174V175H51ZM64 175V176H68L67 178L66 177H64V176H62V175ZM69 174V175H68ZM102 174V176H99V175H101ZM220 176H219V175ZM222 174V175H221ZM250 174H251V176H252V174H253V176L251 177L250 176ZM254 174H255V176L258 178H256L255 176H254ZM261 174V175H260ZM58 175H60V176H58ZM205 175V176H204ZM257 175H260V176H257ZM9 176H10V178H9ZM30 176V177H29ZM96 176V177H95ZM189 176V177H188ZM203 176V177H202ZM46 177H48V178H46ZM49 177H50V179H49ZM60 177H64L66 180H67V182H66V180H64V178H60ZM101 177H103V178H105V179H101ZM191 177L192 178H194V179H191ZM205 177H206V180H205ZM222 177V178H221ZM107 178V179H106ZM204 178V183H203V179ZM220 180H219V179ZM14 179H15V181H14ZM47 179H49V180H51L52 179V181L54 180V183L57 185L59 182H62V179L68 184H60V185H57L56 187H53L52 188V184H53V186H54V183H51V181L49 182V180H47ZM92 179V180H91ZM94 179V180H93ZM221 179H222V182H220L221 181ZM11 180V181H10ZM27 180V181H26ZM91 182V184H87L89 181ZM193 180H195V182L193 181ZM238 180V181H237ZM252 180H253V183H252ZM14 181V182H13ZM49 183H51L50 185H48V182ZM59 181V182H58ZM84 181V182H83ZM85 181H88V182H85ZM193 181V183H191ZM216 181V182H215ZM250 181H251V183H250ZM13 182V183H12ZM70 182H72V183H70ZM80 182H82V183H84V184H81ZM187 182V183H186ZM220 183L219 185H218V183ZM263 183V185L262 184H260V183ZM64 183V182H63ZM195 183H198L197 184V186L195 185ZM217 183V184H216ZM227 182H224V184H226ZM71 184H73V185H71ZM78 187V189H76V187H75V185ZM87 184V185H86ZM242 184V185H241ZM249 184V185H248ZM11 185H12V188H10L11 187ZM16 185V186H15ZM62 185H63V188H62ZM66 186V189L64 188L65 186ZM69 185H71V187L69 186ZM79 185H81V187L83 186H87V187H80ZM89 185H91V186H89ZM151 185V186H150ZM200 185V186H199ZM208 186L207 188L206 187H204V186ZM241 185V186H240ZM255 185V186H254ZM258 187H257V186ZM4 186V187H3ZM14 186V187H13ZM61 187V189H59V187ZM88 186H89V188H88ZM199 186V187H198ZM19 187V189H16V188H18ZM52 188L51 189V191H50V193L52 194L53 192H54V194L55 195H57L58 194V191H56V190H62V191H60V195H61V197L63 198V197H65V195H67L68 197H69V199L67 198V200L65 199V198H63V199H61V201H63L64 203H65V200H66V204H67V201H68V204L66 205V204H64V210H63V208L61 207V205H63V204H61L60 205V203H62L61 201H60V199H58L60 196H55V195H51V194H49V190H50V188ZM74 187H75V189H76V191H78L79 192V196L80 197H82V196H84V195H88L89 197H87V196H84V197H87V198H81V199H83V200H85L84 202L82 201V202H80L81 200L79 199L80 197L77 195L78 194V192H76L75 191V189H74ZM251 187H253V190H252V188ZM261 187H263V188H261ZM54 188H56L55 189V191L53 190ZM58 188V189H57ZM68 188V189H67ZM86 188H88L90 191H88V189H86ZM197 190H196V189ZM256 190H255V189ZM2 189H4V190H2ZM65 189V190H64ZM82 189L84 192H81L80 190ZM93 189V190H92ZM99 189V190H98ZM250 189V190H249ZM23 190H26V191H23ZM69 190V194H66V191H68ZM258 190V191H257ZM53 191V192H52ZM63 191H65V192H63ZM70 191H73L72 193L70 192ZM75 191V192H74ZM201 191V193L199 194V192ZM208 191V192H207ZM211 191V192H210ZM249 191H250V194H249ZM2 192V193H1ZM57 192V193H56ZM91 192H92V194L94 195V197H93V195L91 194ZM96 192V193H95ZM198 194H197V193ZM247 194H246V193ZM256 192V194H254ZM17 193V194H16ZM74 193V194H73ZM77 193V194H76ZM172 193V194H171ZM211 193V194H210ZM252 193V194H251ZM260 193V194H259ZM62 194H64V196L62 195ZM71 194H72V196H71ZM83 194V195H82ZM195 194H196V198H195ZM208 194H209V196H208ZM10 195V196H9ZM21 195H22V197H21ZM91 195V196H90ZM194 195V196H193ZM249 195H250V197H249ZM6 196H7V199H6ZM24 196V197H23ZM53 196H55V197H53ZM74 196L76 197V198H74ZM202 196V197H201ZM255 196V197H254ZM2 197H4V198H2ZM27 197V198H26ZM58 197V198H57ZM60 197V198H61ZM77 197H79L78 199H77ZM101 197V198H100ZM194 197V198H193ZM198 197V198H197ZM200 197H201V199H200ZM249 197V198H248ZM16 198H17V200H16ZM38 198H42V199H38ZM52 198H55V200L54 199H52ZM70 198H73V199H77V200H80L79 202L76 200V201H74L73 199H70ZM135 198V199H134ZM245 200L246 201V198H248L247 200L248 201H246V203H245V201L243 202V200ZM258 198V199H257ZM6 199V200H5ZM14 199L16 200V201H18V202H16V201H14ZM45 199V200H44ZM57 199H58V201H57ZM65 199V200H64ZM194 199V200H193ZM38 200V201H37ZM44 201V202H42V201ZM49 200H53L54 202L52 203V201H50V202H48ZM73 200V201H72ZM136 200V201H135ZM196 200V201H195ZM262 200V201H261ZM39 202V204L37 203V202ZM35 202L37 203V204H35ZM40 202H42L41 204L42 205H40ZM48 203V206L50 205V208L53 206V205H56L55 207L53 206L51 209L53 210V212H51L52 210L50 209V208H46V207H48V206H46L47 205V203ZM76 203L77 202V205H78V207L76 208V209H78V208H87V209H89V210H91V211H93L94 210V207H95V210L97 211L98 210V216L96 217L95 215V218H93V216L91 217L90 215V217L88 216L87 218V220L85 221V223H86V225H88V223L87 222H90L89 220H94V222H95V224L97 225V228H101L100 230L101 231H105V230H108V226L110 227V226H112V227H110L109 228V231H107V232H111L110 233V235H108L109 237L111 236V237H113V238H109L108 236H106L105 238H106V240H104L103 242L105 243H101L100 245L99 244H93V247L94 248H92V250H94L95 252H96V256H94L93 255V257H96L97 259H100V260H102V262H99V263H96L95 262V260H91V259H89L88 260V262L89 263H87V260L86 259H88L86 256H83V254L81 255V257H80V255L78 254V253H81L80 252V250L78 249V248H75L74 246H72V244H66L67 243V241L72 237V236H69V235H67L69 232H71L72 234H74V233H77V231L79 230V228L81 227V226H79L80 225V222H77L76 220H74V219H76V216H77V213H76V215H74L75 213H74V211L75 212H77L78 210H76L75 209V207H73L72 205H74V206H77V205H75V204H72V203ZM219 202H218V204H219ZM223 202V203H222ZM225 202H226V204H225ZM257 202V203H256ZM9 203V204H8ZM32 203V204H31ZM44 203V204H43ZM49 203H51V204H49ZM55 203V204H54ZM260 203V204H259ZM5 204V205H4ZM8 204V205H7ZM10 204H11V206H10ZM12 204H14L13 206H12ZM29 206H28V205ZM35 204V205H34ZM85 204V205H84ZM133 204V205H132ZM167 204V205H166ZM220 204H219V206H220ZM16 205H18V206H16ZM40 207H39V206ZM67 206V209H65L66 208V206ZM68 205H70V208H69V206ZM80 205V206H79ZM238 205V206H237ZM8 207V210H6V214H5V210H4V208L5 209H7L6 207ZM14 206H15V209H14ZM24 206H25V208H24ZM33 206V207H32ZM35 206H38L39 207V209H40V211H39V209H37L38 207H35ZM45 206V207H44ZM93 206V207H92ZM135 206V207H134ZM218 206V205H217ZM11 207H13V208H11ZM26 207H27V209L29 210V211H27V209H26ZM30 207V208H29ZM32 207V208H31ZM73 207V208H72ZM165 207V208H164ZM237 207V208H236ZM11 208V209H10ZM35 208H36V210H35ZM62 208V209H61ZM68 208L69 209H75L74 211L73 210H68ZM98 208V209H97ZM233 210H232V209ZM240 208V209H239ZM10 209V210H9ZM13 209V211H11ZM18 209L20 210V212H21V215H20V213H19V211H18ZM34 209V210H33ZM50 209V212L48 213V210ZM62 210L63 212H65V214H69V215H71V217L70 216H67V215H65L66 217H64V215H62L63 213H62V211H58V210ZM93 209V210H92ZM107 211H106V210ZM31 210L32 211H34L32 214L33 215H30L29 214V216L27 215V216H25L27 213H31ZM37 210L39 211V212H37ZM45 210V211H44ZM66 210V211H65ZM67 210L69 211V212H67ZM94 210V211H95ZM193 210V211H192ZM9 211H10V214H9ZM25 211H27V212H25ZM55 211V212H54ZM71 211V212H70ZM72 211H73V213H72ZM103 212L104 213V211H105V218H104V216H102V214H101V212ZM224 211V212H223ZM226 211V212H225ZM230 212L229 214H228V212ZM11 212L13 213V214H11ZM16 212V213H15ZM58 212H59V214H58ZM61 212V213H60ZM3 213V214H2ZM19 213V214H18ZM26 213V214H25ZM34 213H35V215H36V213L39 215V216H35L34 215ZM52 213H53V215H52ZM56 213H57V215H56ZM109 213V214H108ZM144 213V214H143ZM226 213V214H225ZM5 214V215H4ZM8 214V215H7ZM14 214H15V216H14ZM17 214H18V216H20L19 218H23V217H25V219L23 218V219H19V218H17L18 216H17ZM25 214V215H24ZM62 215V217H60L61 215ZM137 214V215H136ZM147 214H149V215H147ZM194 214V215H193ZM224 214H225V216H224ZM229 216H231V217H229ZM235 214V215H234ZM13 215L14 217V221H11V216ZM24 215V216H23ZM73 215V216H72ZM109 215V216H108ZM148 216V218H146V219H148V220H146L145 219V216ZM224 217H226V218H223V216ZM7 216V217H6ZM10 218H9V217ZM22 216V217H21ZM31 216V217H30ZM36 217V220H37V218H38V220L36 221V220H34L35 219V217ZM103 217L104 219H105V221H107V222H105V224H102V223H104V219L103 218H101V217ZM142 216V221H143V223H142V221H141V219L139 218V217H141ZM146 216V217H147ZM3 217H5V218H3ZM29 217V218H28ZM34 217V218H33ZM40 217V218H39ZM52 217H53V219H52ZM54 217H56L57 218V222H55V220H56V218H55V220H54ZM62 219L63 217H64V219L62 220L63 221V224H65L64 225V227H66L65 228V231H63L64 229V227H63V225L61 226L60 224L62 223L61 222V219ZM26 218H28V220L26 219ZM32 218H33V220H32ZM43 218V219H42ZM71 218H73L72 220H71ZM90 218H92V219H90ZM98 218V219H97ZM99 218H100V220H99ZM6 219H7V221H6ZM30 219L33 221V222H31L30 221ZM42 221H41V220ZM51 219V221L49 222V220ZM65 219H70L69 221H68V223H69V225H68V223H67V220H65ZM102 219V220H101ZM152 219V220H151ZM222 219H224L225 221H223ZM228 219H229V221H228ZM232 219V220H231ZM4 220H5V222H4ZM13 220V219H12ZM21 220V221H20ZM60 220V221H59ZM65 220V221H64ZM99 220V222H96V221H98ZM146 220V221H145ZM205 220V221H204ZM227 220V221H226ZM3 221V222H2ZM24 221V222H23ZM25 221L26 222H28V221H30V222H28V224L29 223H34V221H35V223L33 224V225H37L38 224V222H41V223H39V224H42V225H39V226H35V227H31V226H33L32 224H30L31 226H29V225H27V226H25L24 224H26L25 223ZM74 221V225H73V223L72 222ZM132 221V222H131ZM145 221V222H144ZM203 221V222H202ZM221 221H223V223L221 224ZM235 221V222H234ZM7 222V224H6V227H5V225H4V223H6ZM20 223L19 225H21V227H16V226H18V224H16V223ZM21 222H23V223H21ZM51 224H49V223ZM58 222H59V224H58ZM61 222V223H60ZM122 222V223H121ZM198 222V223H197ZM228 222V223H227ZM11 223H13L12 225H11ZM49 224V225H47V224ZM54 223V224H53ZM77 223H79L78 225H77ZM99 225H98V224ZM132 223V224H131ZM227 223V224H226ZM55 224H57V225H55ZM70 224H72V225H70ZM142 224V225H141ZM163 224V225H162ZM200 224V225H199ZM232 224V225H231ZM236 224V225H235ZM10 225V226H9ZM46 225V226H45ZM102 225V226H101ZM104 225V226H103ZM108 225V226H107ZM137 225V226H136ZM153 225H154V227H153ZM197 225H199L198 227H197ZM214 225V226H213ZM220 225V226H219ZM223 225H226V227L225 226H223ZM234 225V226H233ZM8 226V227H7ZM14 226V227H13ZM23 226V227H22ZM29 226V227H28ZM40 226H43V227H40ZM49 226V227H48ZM51 226H52V228H51ZM55 226V228L53 229V227ZM58 226H59V230H60V233H61V231L63 232V233H61V234H58V236H53V237H50V236H52L53 235V231L55 230L56 232L55 233H57V229H58ZM101 226V227H100ZM107 226V227H106ZM113 226H114V228H113ZM218 226V227H217ZM221 226H223V227H221ZM231 227H234V228H231V230H230V228ZM2 227H3V229L4 230H2ZM25 227H27V230H29V229H31L30 231H32L33 232V229H34V231L36 232V234L37 233H40V234H37L36 236L39 238V237H41L40 238V241L43 239V238H45V235H46V238H47V240H45L44 239V241H45V243H44V241L42 240V244L43 245H48V246H50V244H52V246H50V247H52V248H48L47 247V245H46V247H45V251L44 250H42V252H41V250H40V252L41 253H43V254H41L40 252H38L39 250H38V248H36V249H34L33 251H34V253L32 252L31 253V255L32 256H30L29 254H28V249L27 248H24V246L23 245H21V244H17L16 245V241H19V239H21V238H23V236H24V232H25V235H27L28 236V239L31 237V234L30 233H32V232H30V231H28L27 232V230L25 231ZM40 227V228H39ZM67 227H69V230H67L68 228ZM72 227V228H71ZM104 227H105V229H104ZM217 227V228H216ZM237 227V228H236ZM7 228H9L10 229V231L7 229ZM12 228V229H11ZM15 228H17V229H15ZM20 228H22V230L24 231L23 233L21 232L22 230L20 229ZM57 228V229H56ZM107 228V229H106ZM138 228V229H137ZM198 228V229H197ZM201 228V229H200ZM219 228V229H218ZM221 228H225V230H224V232L221 230ZM227 228H229L228 229V231H231V232H227V234L228 235H226V229ZM7 229V231L9 232H7V231H5ZM15 229V230H14ZM20 229V233H19V230ZM47 230V229H49L51 232H49V233H46L47 231H45V230ZM63 229V230H62ZM72 231H71V230ZM117 230V235L115 234V232H116V230ZM214 229V230H213ZM216 229V230H215ZM235 229H237V230H239V231H237V230H235ZM37 230V231H36ZM43 231V232H40V231ZM115 230V232H112V231H114ZM148 230V231H147ZM207 230H209V232L207 231ZM18 231V232H17ZM69 231V232H68ZM132 231V232H131ZM215 231H217V233H215ZM219 231V232H218ZM234 231H236V236H235V233H234ZM3 232H4V234H6V235H4L3 234ZM12 232L14 233V237L15 236H19V235H22L23 234V236H21V237H15V238H19V239H15V240H10L9 238H13V236L11 235L12 234ZM18 234H17V233ZM74 232V233H73ZM138 232V233H137ZM214 232V234H212ZM237 232H238V234H237ZM240 232V233H239ZM27 233V234H26ZM28 233H29V235H28ZM42 233V234H41ZM45 233V234H44ZM50 233H52L51 235H49ZM67 233V234H66ZM70 233V235H72ZM89 233V232H88ZM87 233V235H86V230H84L83 231V234L85 235V237H83V240H87V241H89V243H91V239H90V237H89V234ZM128 233H130V234H128ZM147 233V234H146ZM221 235H220V234ZM7 234L10 236H7ZM62 234H63V236L64 237H61L62 236ZM109 234V233H108ZM112 234V235H111ZM138 234V235H137ZM212 234V235H211ZM216 234V235H215ZM231 236H230V235ZM233 234V235H232ZM241 235V239L240 238H238V237H240V235ZM41 235H44V236H41ZM59 235H60V237H59ZM66 235V236H65ZM124 235V236H123ZM144 235V236H143ZM156 235V236H155ZM215 235V236H214ZM223 235V236H222ZM4 236H5V238H4ZM67 236H69V237H67ZM87 236V237H86ZM114 236H115V238H114ZM120 236H122V237H120ZM130 236V237H129ZM210 236V237H209ZM214 236V237H213ZM229 236V237H228ZM235 236V237H234ZM36 237V238H37ZM43 237V238H42ZM55 237H56V240H55ZM212 237V238H211ZM217 237V238H216ZM11 238V239H12ZM32 239L33 238H35V237H31ZM36 238L34 239V240H36ZM49 238V239H48ZM53 238V239H52ZM59 238V239H58ZM60 238L62 239L63 238V241L64 242H62L61 240H60ZM68 239V240H66V242H65V239ZM119 239V241H118V239ZM126 238H128V239H126ZM216 238V240H214ZM220 238H224L223 240H222V242L220 241ZM228 238V239H227ZM229 238H230V241H229ZM238 238V239H237ZM50 239H52L51 240V242H50ZM90 239V240H89ZM115 240V243H114V247L115 246H117L116 247V250L115 251H113L112 249H111V241L112 240ZM123 239V240H122ZM154 239V240H153ZM232 239H234V240H232ZM9 240L11 241V242H9ZM49 240V242H46V241H48ZM53 240L55 241V242H53ZM59 240H60V242H61V246L59 247V245L60 244H58V243H60L59 242ZM187 240H190L189 242L187 241ZM211 240H213V242L211 241ZM244 240V241H243ZM15 241V242H14ZM109 241V242H108ZM124 241V243H121V242H123ZM133 243H132V242ZM172 241V242H171ZM185 241V242H184ZM214 241H216L215 243H214ZM220 241V242H219ZM231 241H233V242H231ZM240 242V244L238 243L237 244V242ZM243 241V242H242ZM13 242H14V245H13ZM57 242V243H56ZM170 242V243H169ZM188 242V243H187ZM224 242V243H223ZM234 242H235V244H234ZM9 243H11V247H9L10 245H9ZM53 243L55 244V246L53 245ZM68 243H71V242H68ZM110 243V244H109ZM127 243V244H126ZM129 243H131V245H132V247H130V249H129ZM135 243H137V244H135ZM181 243H182V245H184L185 243L187 244V245H191V243H192V245L190 246V250H186V249H189V247L187 246V245H185L184 246V248H183V246H181ZM184 243V244H183ZM217 243H220V244H218L219 246H217ZM242 243V244H241ZM1 244V243H0ZM7 244V245H6ZM68 245V247L67 246H64L63 247V245ZM116 244V245H115ZM121 244V245H120ZM122 244L125 246V247H123L122 246ZM173 244L175 245V246H173ZM180 244V246H181V248H180V246H177L176 247V245H179ZM194 244V245H193ZM224 244V245H223ZM234 244V245H233ZM9 245V246H8ZM15 245L19 248V251H21V252H19L18 251V249L17 248H15ZM20 245V246H19ZM94 245H98L97 247H99L98 249L96 248V246H94ZM101 245H104V246H102V247H100ZM107 245H110V246H108V248L106 247ZM118 245H120V246H118ZM128 245V246H127ZM139 245V247H136V246H138ZM215 245H216V247H218V248H215ZM227 245V246H226ZM250 245V246H249ZM9 248H8V247ZM12 246H14V248L15 249H17V250H15V249H13V247ZM128 248H127V247ZM141 246V247H140ZM143 246V247H142ZM169 246H173V247H170V248H172V250L169 252L168 250L170 249L169 248ZM196 246V249H194V247ZM213 246V248H211ZM5 247L7 248V249H5ZM22 247V248H21ZM54 247V248H53ZM57 247H58V250L60 251V249H61V247H62V250H61V252H59V253H56V249H57ZM66 247V248H65ZM69 247H71V248H69ZM73 247L75 248V249H77V250H79V252L77 251V250H75V249H73ZM105 247V248H104ZM120 247V248H119ZM121 247H123V248H121ZM175 247V251L176 252H174L173 250V248ZM192 247H193V249L194 250H191L192 249ZM223 247H225V248H223ZM234 247V248H233ZM254 247V248H253ZM2 248V249H1ZM11 248V249H10ZM60 248V249H59ZM101 248V249H100ZM109 248L111 249V250H109ZM127 250H126V249ZM133 248V249H132ZM186 248V249H185ZM215 248V249H214ZM256 248V249H255ZM8 249H10L9 251H6V250H8ZM24 250L23 252H22V250ZM47 249H48V251H47ZM53 249H54V251H53ZM67 249H68V251H67ZM69 249L72 251H69ZM118 249V250H117ZM121 249V250H120ZM129 249V250H128ZM136 249V251H134ZM142 251H144V252H142ZM180 249H185L184 251L183 250H180ZM212 249V250H211ZM255 249V250H254ZM12 250H14V251H12ZM36 250H38V251H36ZM49 250L51 251L48 255H50L51 253H52V255H50L51 257H53V256H56V254H62L61 256H64V258H65V256H67L66 258H65V260H63V259H61L60 257L61 256H59V255H57V257L55 258H51V257H49L48 258V255L46 254V253H48L49 252ZM57 250V251H58ZM98 250V251H97ZM101 250V251H100ZM102 250H103V252H102ZM104 250L106 251V252H104ZM120 250V254H116L118 251ZM138 250H140V251H138ZM195 250H197L196 252H195ZM212 251V253H210L211 251ZM4 251H6V254H8L10 251L12 252H10V254L9 255H11L12 256V258H15L14 260L9 256V255H7V256H9L12 260H11V262H10V258L9 257H7L6 256V254H5V252ZM62 251H65L64 253H66V254H68V253H70V258L72 257V254L71 253H74L75 254V252H77L75 255L73 254V256L75 257V256H77V258L79 259H77V258H71L72 259V261L70 260V259H68L69 258V256L68 255H66V254H64L63 255V253H62ZM67 251V252H66ZM117 251V252H116ZM126 251V252H125ZM183 252V254H182V252ZM192 251V252H191ZM263 251V252H262ZM26 252V253H25ZM38 252V253H37ZM46 252V253H45ZM94 252V253H95ZM97 252H98V254H97ZM100 252H101V254L102 255H104V254H106V255H104V257L100 254ZM110 252L112 253V254H110ZM124 252H125V254L128 252V254H129V252H131L129 255L127 254V258H126V260H127V263H126V261H125V257H126V255L124 254ZM139 252V253H138ZM141 252H142V254H141ZM186 252H189V253H186ZM13 253H15L16 254V257H17V255H18V257H17V259H16V257H15V254L13 255ZM19 253V254H18ZM20 253H21V255H22V253H25V254H23L21 257L22 258H19V255H20ZM104 253V254H103ZM141 254V255H139L138 256V254ZM194 253H196V255L194 254ZM198 253V254H197ZM27 254V256H24V255H26ZM41 254V255H40ZM100 254V255H99ZM113 254H115L114 256H112ZM148 254V255H147ZM179 254H181V255H179ZM194 254V255H193ZM210 254H212L213 255V257L210 255ZM0 255H2V254H0ZM2 255V256H3ZM34 255H36V257L34 256ZM40 257V256H42V257H44L43 259H42V257H41V259L40 258H38V256ZM98 255V256H97ZM125 255V256H124ZM130 255H132V257L130 256ZM133 255H134V258H133ZM145 255H146V258H145ZM174 255L175 256H177V255H179L181 258H186V257H188V258H186V260H184L183 259V261H181V260H179V259H181L180 257H179V259H178V256L177 257H175V258H177L178 259V261H174V260H177V259H175L174 258ZM184 255H186V256H184ZM33 256H34V258H35V260H33L34 258H33ZM46 256V257H45ZM85 257V258H83V257ZM99 256H101V257H99ZM107 256V257H106ZM108 256H111V258L110 257H108ZM140 256H141V259H140ZM183 256V257H182ZM195 256V257H194ZM262 256H261V258H262ZM24 257H26L28 260H26V258L24 259ZM121 259H119V258ZM129 257H131V258H133V261L135 260V262H132L131 260H128V259H131V258H129ZM135 257H138V258H135ZM190 257V258H189ZM231 257V258H230ZM234 257V258H233ZM237 257V256H236ZM259 258H260V256H258ZM2 258H4V259H2ZM9 260H7V259ZM32 258V259H31ZM110 258V259H109ZM115 258H117V259H115ZM213 258V259H212ZM231 260H230V259ZM258 258V259H259ZM259 259L258 260V262L256 261L255 262V260H257V257H255V258H253V259H255V260H253V259H251L254 263L253 264H263V261L264 260H262V259ZM37 259V260H36ZM45 259H47V261L45 260ZM52 259V260H51ZM55 259H57V260H55ZM112 259V260H111ZM188 259V260H187ZM233 259V260H232ZM3 260V261H2ZM6 260V262L8 261V263H6V262H4ZM26 261L25 263L23 262V261ZM68 260H70V261H68ZM117 260V261H116ZM121 262H120V261ZM142 260V261H141ZM144 260V261H143ZM217 260V262L218 263H216L215 261ZM228 260V261H227ZM251 260H249V261H251ZM53 261H54V263H53ZM56 261V262H55ZM106 261V262H105ZM125 261V262H124ZM131 262V263H129V262ZM174 261V262H173ZM185 261V262H184ZM234 261V262H235ZM249 261H247V262H242L241 264H246V263H248ZM251 261V262H252ZM259 261H261V262H259ZM36 262H33L34 264H37ZM46 262V263H45ZM64 262H63V264H64ZM67 262V263H66ZM95 262V263H94ZM104 262V263H103ZM123 262V263H122ZM161 262V263H160ZM199 262V263H198ZM251 262H249L250 264H252ZM26 263V264H27ZM58 263H56V264H58ZM78 263V262H77ZM83 263H78V264H83ZM248 263V264H249ZM32 264V263H31ZM59 264H62V263H59ZM191 264H193V263H191ZM220 264H221V262H220ZM234 264V263H233Z\"/></svg>", "mask_w": 264, "mask_h": 264}, {"label": "bare ground", "instance_id": "6f19581e", "mask_svg": "<svg viewBox=\"0 0 264 264\" xmlns=\"http://www.w3.org/2000/svg\"><path fill=\"white\" fill-rule=\"evenodd\" d=\"M72 1L74 2V0H72ZM72 1H71V3H72ZM75 1H77V0H75ZM94 1H95V0H94ZM105 1H106V0H105ZM134 1H135V0H134ZM69 2H70V0H0V19H1L0 21L2 22V23H1V22H0V23L3 24V25H5V26L8 25V24H10V27H9V25H8V27L6 26L7 29H9V30H10L11 27L14 28V29H15V28L17 29L18 26H21L20 24H22V26L25 25L26 28H27V27L35 28V27L37 26L38 22L41 21V20H42V24L45 26L46 24H44V23H46V22H43V21H45V19H49L48 17L45 18V16H49V17H50L51 15L54 16V14H56V13H55V12H56V11H55V10H56L55 7H56L57 5H59L58 7L62 6V8L60 7V8L62 9V11L65 10L66 7H67L66 10L69 11V10H68ZM78 2H80V4L83 3L84 6L86 5V4L84 3V2H86L85 0H79ZM87 2H88V0H87ZM89 2H90V1H89ZM89 2H88V4L90 5ZM98 2H99V1H98ZM101 2H102V3H105V2L102 1V0H101ZM108 2H110V0H109ZM108 2H107V3H108ZM111 2H113V1H111ZM114 2H116V1H114ZM114 2H113V3H114ZM120 2H121V0H120ZM130 2H132V0H129L128 4H129ZM257 2H258V0H139L138 3H137V2H134V3H135V4H136V3H137V4H140V5L142 4V6L145 5V6H147V8H149V7H148V4H149L150 6H153V7H154V6L157 7L159 4H161L160 6H158V8L161 7V6H164V5H168V6H169V4H170V6H171L172 8H174V9H173V12H172V13L169 12L170 15H168V16H172V14L175 13V14H178V15H179V18H182V19H183V20H179V19H177V18H178L177 16H176L177 18H174V17H175L174 14H173L174 16H172L174 19H177V20H175V21H178V20H179L178 23H177V22H174V23H175L174 25L176 26V29L178 30V32H177V33H174V34H170V33H167V31H166V33H165V32H162L161 30L157 31L158 29H157V30H150V28H149V29L147 28V27H149L148 24H150V21H149V20H147L148 22H146L147 27H146V26L143 27V28H139V27H138V29H133V28H130V27L128 28V27H126V26L124 25V23H126V21H124V19H125V17H127L128 15H124L125 13L123 14V11H122V12H120V13H122V16H125V17H124V19H122V20L120 19L121 21H124V22L121 23V26H122V27L120 26L119 28H122V29H121V30L123 31L122 33H124V31H127V33H128L127 35H128V36L131 35V36H129V37H126V36H125V37H124V36L120 37V36H121L120 34H118V35H120V36H118L117 33H119V31H118L117 33H116L115 31L120 30V29L117 28V27H115V28H117V29L114 30L115 28L113 27V24H112V22H111V21H113V20L110 21V20H109L110 18L108 19V18L106 17L111 23H109V21L106 19V20L108 21V22H107V21L105 20V18H104V20H103L102 18L94 19V20H93V18H92V20H91V18H90L91 16H90V17H89L90 19L87 17L88 19H86L84 23H80V24H79V23H74V21H73V23L70 22V21H72V19H70V17L67 18V17H66L67 14L65 15V18L63 17L64 19L61 20V22L55 20L56 22H55V21H52V23H51L50 26L47 25V27H46V29H45L46 31L43 32V35H41V37H42V36H45L44 38L48 37V38L51 40V41H50V40L48 39L50 42H53V41H54V43H55L56 45L53 46V47H54L53 49H55V47H56V49H60V50H62V51H61V55H62V52H63V50H65V49H63L61 46H59V44H60V43L62 44V40H64V42H65V40L70 36V34H71L70 32H72V31H70L71 28L74 29V33H75V31H76L75 29H77V31H81L79 34H81L82 37H81V36H79V37H81L82 47H84V48H82V50H84V51L81 52V51H82V50L80 49L81 46H79V45H81V44H79V43H81V42H80V39L77 41V43H78L77 47L79 46L78 49H80L81 51H80V50H79V51L77 50V47L75 46V44H74V46H72L73 43H74V41H72V40H74L75 38H77V36H78L77 34H76V35H77V36H76V35L73 34V32H72V36H76V37H75V38H72V39L70 38V39H67V40H68V41L71 40V41L73 42L71 46H72V48H73V47H75V48H73L74 50H73V49H71V50H73V51H76V50H77V51L79 52V54H80V52H81V53H82V54H80V55H81V56H80L81 58H82V55H83V54L89 56L88 59H91V58H92L91 55H93L92 53L96 52V48L101 49V48L99 47V45L97 46V45L95 44L96 42H95V43L92 42L91 44H94V45H92V46H91V45H89V46L87 45V43H88L87 41H90V42H91V40H94L95 38H97L98 41L100 40V42H99L100 44H101V42H102V44H103L104 46L107 45V44H108L107 46H111V47L113 48V52H112V53L109 52V51H110V49H109L110 47L108 48L109 50L106 48V49L108 50L107 53H106L105 51H104L103 53H101L100 51H103V50H98V54H96V56H95V54L93 55V56H94V59H93L94 63H95V60H96L95 57H97V55L99 56V54H103V56H110V59H111V60H115V59H116V61L119 60V61L121 62V63H119V64H123V63H124L123 66H126V64L129 65V66H126V67H127V69H128V67H129L128 71H130L131 74L128 73V71H126V70H127L126 68L123 69V70H125V72L127 73V75L130 76L129 79H127V80L131 81L130 79H132V78L137 74L136 71H137V72L139 71V72H140V75L142 74L141 76H143V77H137V80H138V83H139V84L136 83L135 85H140V84L144 85V84H145V86H147V84H149V85L151 86V88L155 89L156 91L158 90L157 92L160 91L161 94H162V92H163V94H162L163 97H162V98H164L163 100L166 101V102L168 103L169 100H170V98H172V97L169 96V94H170L169 90L171 91V88H172V87H174L175 90H176V92H179V93L184 91V90H183V87H187L188 90H189L190 88H192V87H193V88H194V87L197 88L198 86H201V84H200V83L202 82V81H200L201 78H200V80H199V82H200L199 84H200V85H198V83H197L198 86H197V85H196V86H191L190 88H188L189 86H183V84H184V82H185V79H184V82L182 81L183 84H181L180 82H181V78H182V77L179 78V76H177V74H176L175 76H177V77L180 79V80L178 81V80L174 79V77H173L172 75H169L168 72H170V71H169V68L166 66L167 62L165 61L166 64H164V63H163L164 61H163V62H159L157 59H155L156 57L154 58L153 55L155 56V53H156V52H154V54H152L153 51H152V53L149 52V49H146L147 46L144 47V46H145V45H144V41L147 40V43L152 42V45H153L152 47L154 48L153 50L157 51V52L160 54L159 56H161V54H162V55H165V54H166L165 52H167L169 55L166 54L167 57H165V59H166V58L168 59V56H169V59L171 60V58H173V56H176V57H177V54H176L177 48H178L179 44H182V42H183V41H182V37H183V33L185 32V31H184L185 29H183V28H182L183 26L181 27V25H183V24H187V23L191 24V22H189V21H192V22H193V25H194L190 30H192V32H193V31H196V32H198L199 34H203V35L206 37L205 39H206L207 43H208L210 40H211V41H213V39L215 40V38H214L215 36H216L217 38L220 37V36H217V35H216L217 33L219 34V31H220V30H219V31L217 30V31H218L217 33H214V31H213V33L215 34V35L213 34L214 37H213V35H212V37L210 36V37L213 38V39H211V38L208 36L209 33H207V29L210 28L212 24H215V23L217 22L216 19H215L216 22H215V21L212 22L211 19L213 18V20H214V17H212V16H207V17H211V18H210L211 21H210L208 18H206V14H203V15H202V12H201L200 10H199V11H200L201 13H200L198 10H197V11H196V10H195V11H192V9H189L188 7H189L190 5H191V6H193V5L195 6V4H196V5L199 4V5H202V7L207 6L208 8H211V5H213V7H216L215 9H216L217 11H218V10H219V11L222 10V11H221V14H222V15L225 14V16H229V15H228V12H227V13H224V11L226 10V8H227V9L229 8L228 10L231 9V10H233L234 12H238V14L241 13L240 15H242L243 18H244V16H245V17H247V18H252V19H253V18H254V17H253L254 14H255V13L258 14V13H257L258 9H256V11H255V8H256L255 5H257ZM60 3H62L63 5H62V4L60 5ZM76 3H77V2H76ZM96 3H97V0H96ZM102 3L99 2V4H102ZM117 3L119 4V2H117ZM121 3H122V2H121ZM125 3H127V2H125ZM125 3H124V5H125ZM163 3H164V5H163ZM72 4H73V3H72ZM72 4H70V7H71ZM77 4H78V3H77ZM93 4H95V3H93ZM97 4H98V3H97ZM108 4L110 5V3H108ZM108 4H104V5H108ZM132 4H133V3H132ZM95 5H96V4H95ZM104 5H103V6H104ZM112 5H113V4H112ZM115 5H117V4H114V6H115ZM121 5H123V4H121ZM124 5H123V6H124ZM65 6H66V7H65ZM74 6H75V5H74ZM76 6H77V5H76ZM79 6H81V5H79ZM101 6H102V5H101ZM131 6H133V5H131ZM131 6H130V7H131ZM138 6H139V5H138ZM138 6L136 5L135 7H138ZM142 6H140V8H139V7H138V8L141 9ZM145 6H143V7H145ZM170 6H169V8H170ZM194 6H193V7H194ZM63 7H64L65 9H64ZM85 7H86V6H85ZM90 7H91V6H90ZM96 7H97V5H96ZM105 7H106V6H105ZM107 7H108V6H107ZM117 7H118V5H117ZM117 7L115 6V9H116ZM120 7H121V6H119L118 8L120 9ZM156 7H155V8H156ZM166 7H167V6H166ZM166 7H165V8H166ZM193 7H192V8H193ZM200 7H201V6H200ZM258 7H259V6H258ZM258 7H257V8H258ZM99 8H101V7H99ZM103 8H104V7H103ZM123 8H124V7H123ZM145 8H146V7H145ZM145 8H144V9H145ZM158 8H157L156 10H158ZM163 8H164V7H163ZM70 9H71V8H70ZM72 9H73V5H72ZM75 9H76V8H75ZM86 9H87V8H86ZM96 9H98V8H96ZM96 9H95V10H96ZM101 9H102V8H101ZM101 9H99V11H100ZM108 9H110V6H109ZM124 9H125V8H124ZM127 9H128V6L126 5V10H127ZM130 9H131V8H130ZM130 9H129V10H130ZM153 9H154V8H153ZM160 9H161V8H160ZM170 9H171V8H170ZM224 9H225V10H224ZM260 9H261V8H260ZM260 9H259V10H260ZM58 10H60V9H58ZM66 10L63 11V13H65ZM79 10H80V9H79ZM88 10H89V9H88ZM88 10H87V11H88ZM102 10H103V9H102ZM110 10H111V9H110ZM121 10H123V9L121 8ZM134 10H135V9H134ZM149 10H150V9H149ZM151 10H152V7H151ZM151 10H150V11H151ZM156 10H154V11L152 10V12H155ZM193 10H194V8H193ZM206 10H208V11L210 12V9H207V8H206ZM216 10H215V11H216ZM62 11L60 10V11H57V12H58V13H59V12L62 13ZM74 11H75V10H74ZM76 11H78V9H77ZM80 11H81V10H80ZM84 11H85V10H84ZM96 11H97V10H96ZM96 11H94V12H96ZM99 11H98V13H100ZM112 11L115 12V13L117 14V12H116L115 10H112ZM127 11H128V10H127ZM127 11H125L126 14H128ZM143 11H144V10H143ZM150 11H149V12H150ZM158 11H159V10H158ZM160 11H161V10H160ZM166 11L168 12L169 10H166V9L164 10V9H162V13H163V14H164V12H166ZM213 11H214V9H212V12H213ZM217 11H216V12H217ZM233 11H229V12H232V13L234 14ZM78 12H79V11H78ZM94 12H93L92 14H94ZM103 12H104V10H103ZM103 12H101L100 15H103V14H102ZM113 12H112V13H113ZM133 12L135 13V11H133ZM141 12H142V11L140 10V13H141ZM145 12H146V11H145ZM152 12H150V13H151V15L153 16ZM259 12H260L259 14L261 15V14H262L261 11H259ZM53 13H54V14H53ZM60 13H59V15H60ZM63 13H62L61 16H63ZM79 13H80V12H79ZM112 13H109V14H112ZM120 13H118V14H120ZM136 13H138V9L136 10ZM140 13H139L140 16H144V15H145V13H143V12H142L143 14L141 13L142 15H141ZM158 13H159V15L161 14V15H160L161 17L166 18V17L164 16L166 13H165L163 16H162V13H161V12H158ZM213 13H214V12H213ZM47 14H48V15H47ZM86 14H87V13H86ZM90 14H91V13H90ZM109 14H108V15H109ZM113 14H114V13H113ZM118 14H117V15H118ZM148 14H149V13H148ZM214 14H215V13H214ZM218 14H220V13H218ZM218 14L215 16V18H216V17L218 18ZM259 14H258V15H259ZM59 15L57 14L56 17H53V18H58L57 16H59ZM75 15L77 16V14H75ZM78 15H79V14H78ZM105 15H106V14H105ZM108 15H107V16H108ZM114 15H115V14H114ZM117 15H116V18H117ZM120 15H121V14H120ZM120 15H119L118 17H122V16H120ZM146 15H147V14H146ZM146 15H145V17H146ZM154 15H155V13H154ZM166 15H167V14H166ZM204 15H205V16H204ZM69 16H70V14H69ZM76 16H74V17H76ZM236 16H237V15H236ZM59 17H60V16H59ZM72 17H73V16H72ZM80 17H81V16H79V18H80ZM82 17H83V16H82ZM82 17H81V18H82ZM113 17H114V16H113ZM128 17H130V16H128ZM149 17H151V16H149ZM155 17H158V16H155ZM172 17H170V18H172ZM219 17H220V16H219ZM231 17L234 18V16H230V17H229V21H231V20L233 19V18H231ZM238 17H239V16H238ZM84 18H86L85 15H84ZM130 18H131V17H130ZM135 18H137V17H135ZM143 18H144V17H143ZM173 18H172V19H173ZM235 18H236V17H235ZM235 18H234L235 22H236V20H241V19H242V17H240L241 19H240V18H239V19H235ZM50 19H52V16H51ZM58 19H60V18H58ZM82 19H83V18H82ZM112 19H113V18H112ZM114 19H115V18H114ZM128 19H129V18H128ZM133 19H134V18H132V20H133ZM155 19H156V18H155ZM191 19H193V20H191ZM218 19H219V18H218ZM230 19H231V20H230ZM252 19L249 20L250 23H251V25H252V24H255V23H253V22L256 21V20H254V19H256V18H254L253 20H252ZM53 20H54V19H53ZM116 20H117V19H116ZM134 20L136 21V19H134ZM138 20H139V19H138ZM150 20H153V19H150ZM161 20H162V19H161ZM163 20H164V19H163ZM165 20H167V19H165ZM219 20H220V19H219ZM242 20H243V19H242ZM242 20H241V22H243ZM247 20H248V19H247ZM251 20H252L253 22H251ZM105 21H106V22H105ZM135 21H134V23H135ZM170 21H171V20H170ZM220 21H222V18H221ZM224 21H225V20H224ZM229 21H225V22L228 24ZM244 21H246V20H244ZM258 21H259V20H258ZM258 21H257V22H258ZM18 22H20V23H18ZM49 22H51V21L48 20V23H49ZM75 22H76V21H75ZM80 22H81V20H80ZM138 22H140V21H138ZM154 22H156V21H154ZM164 22H165V21H164ZM182 22H183V23H182ZM238 22H239V21H238ZM238 22H237V23H238ZM247 22H248V21H247ZM247 22H246V25H247ZM257 22H256V23H257ZM259 22H260V21H259ZM39 23H40V22H39ZM113 23H114V22H113ZM117 23H118V21H117ZM132 23H133V22H132ZM140 23H141V22H140ZM143 23H144V22H143ZM194 23H195V24H194ZM244 23H245V22H244ZM244 23H243V24H244ZM248 23H249V22H248ZM119 24H120V22H119ZM138 24H139V23H138ZM144 24H145V23H144ZM164 24H165V23H164ZM217 24H218V23H217ZM217 24H215V25H217ZM219 24H220V23H219ZM224 24H225V23H224ZM240 24H241V23H240ZM115 25H116V24H115ZM115 25H114V26H115ZM131 25H132V24H131ZM141 25H143V24L141 23ZM160 25H161V24H160ZM174 25H173V26H174ZM221 25H222V24H221ZM246 25H245V28H246ZM257 25H258V23H257ZM257 25H256V28L254 27V25H252V27H253L252 29L255 28V30H256V29H257ZM1 26H2V25H1ZM13 26H17V27H13ZM40 26H41V24H40ZM40 26L38 25L37 28H39ZM134 26H135V25H134ZM151 26H152V28L155 27V26L153 27V25L150 24V27H151ZM163 26H165V25H163ZM175 26H174V27H175ZM185 26H186V25H185ZM204 26L206 27V29H204V28H205ZM208 26H210V27H208ZM212 26H213V25H212ZM217 26H220V25H217ZM222 26H223V25H222ZM225 26H226V24H225ZM228 26H230V25L228 24ZM248 26H250V25H248ZM2 27H3V26H2ZM23 27H24V26H23ZM23 27H22V28H23ZM69 27H71V28L69 29ZM75 27H76V28H75ZM136 27H137V23H136ZM169 27H170V26H169ZM187 27H188V25H187ZM207 27H208V28H207ZM220 27H221V26H220ZM231 27H232V26H231ZM238 27L240 28V26H237V28H238ZM242 27H243V26H242ZM3 28H4V27H3ZM3 28H1V29H3ZM40 28H41V27H40ZM170 28H171V27H170ZM170 28H169V29H170ZM211 28H212V27H211ZM217 28H219V27H217ZM217 28H216V29H217ZM224 28H225V27H224ZM233 28H235V30H236V26H235V25H234ZM243 28H244V27H243ZM245 28H244L243 30L248 31V29H245ZM7 29L4 28V30H7ZM24 29H25V27H24ZM42 29H43V26H42ZM73 29H72V30H73ZM160 29H161V28H160ZM162 29H163V28H162ZM214 29H215V26H214ZM231 29H232V28H231ZM231 29H230V30H231ZM21 30H22V29H21ZM36 30H37V29H36ZM38 30H39V29H38ZM40 30H41V29H40ZM121 30H120V31H121ZM173 30H174V29H173ZM190 30H188V31L191 32ZM212 30H213V29H212ZM221 30L223 31L222 28H221ZM230 30H229V31L226 30L227 33H229ZM243 30H242V31H243ZM11 31H12V29H11ZM25 31H26V30H25ZM27 31H28V29H27ZM30 31H31L30 33H32L33 29L30 28ZM34 31H35V29H34ZM34 31H33V32H34ZM77 31H76V33H77ZM174 31H176V30H174ZM182 31H184V32L182 33ZM186 31H187V30H186ZM188 31H187V33L185 32L186 37H188V36H187V34H189ZM226 31H225V29H224L223 33H225ZM236 31H237V30H236ZM236 31H235V32L233 31V33L235 34V36L237 35V34H236V33H237ZM242 31H241V32H242ZM7 32H9V31H7ZM7 32H6V33H7ZM168 32H169V31H168ZM192 32H191V34H192V36H193L196 32H195L194 34H193ZM210 32H212V31H210ZM239 32H240V29L238 30V33H239ZM248 32H249V31H248ZM253 32H254V30H253ZM3 33H4V31H3ZM9 33H10V35H11L12 32H9ZM9 33H7V34H9ZM16 33H17V32H16ZM16 33L14 32V34H16ZM19 33H20V32H19ZM30 33H29V34H30ZM35 33H36V31H35ZM198 33H197V34H198ZM204 33H205V34H204ZM220 33H221V32H220ZM227 33H226V34H227ZM251 33H252V32H251ZM0 34H1V33H0ZM4 34H5V33H4ZM14 34H13V35H14ZM22 34H23V33H22ZM22 34H21V35H22ZM41 34H42V33H41ZM199 34H198V36L201 37V35H199ZM210 34H211V33H210ZM229 34H230V36H232V35H231L232 32L229 33ZM229 34H228V35H229ZM234 34H233V35H234ZM240 34L242 35V34H244V33H240ZM249 34H250V33H249ZM249 34H248V36L252 35V34H250V35H249ZM10 35H9V36H10ZM13 35H12V36H13ZM35 35H36V34H35ZM241 35H240V36H241ZM5 36H6V35H5ZM7 36H8V35H7ZM22 36H23V35H22ZM31 36H33V35H31ZM39 36H40V35H39ZM194 36H195V35H194ZM198 36H197V37H198ZM226 36H227V35H226ZM240 36L237 35V36H236V37H237L236 39L239 40L238 38H240ZM246 36H247V35H245V36L243 35V37H246ZM252 36H253V35H252ZM252 36L247 37V38L249 39V38H251ZM15 37H19V35H18V36H15ZM79 37H78V38H79ZM189 37H190V36H189ZM227 37H228V36H227ZM232 37H234V36H232ZM255 37H256V39H257V34H255ZM7 38H8L9 41H10V38H9V37H7ZM7 38L4 37V36H1V35H0V50H2L4 47H6L7 50H8V47H7L8 44H7V42H6V39H7ZM11 38H12V37H11ZM20 38H21V40H23L22 37H19V39H20ZM34 38H35V36H34ZM34 38H32V39H34ZM64 38H66V39H64ZM191 38H192V37H191ZM191 38H190V39H191ZM247 38H246V39H247ZM253 38H254V36H253ZM253 38H251V39H253ZM15 39H16V38H15ZM15 39H14V40H15ZM19 39L16 40V41L20 42ZM26 39H27V38H26ZM28 39H29V37H28ZM28 39H27V40H28ZM39 39H40V38H39ZM82 39H83V41L86 43L85 45H87L88 47H87V46H84ZM186 39H187V38H186ZM200 39H202V38H200ZM205 39H204V41H205ZM218 39H219V38H218ZM218 39H217V40H218ZM220 39H224V38H221V37H220ZM233 39H234V38H233ZM242 39H243V38H242ZM244 39H245V38H244ZM244 39H243V40H244ZM256 39L254 38L253 41H256ZM27 40H26V43L29 41V40H28V41H27ZM48 40L45 39L44 42L47 43ZM52 40H53V41H52ZM76 40H77V39H76ZM148 40H149V41H148ZM150 40H151V41H150ZM166 40H167V42H166ZM225 40H226V39H225ZM229 40H232V39L230 38ZM35 41H36L35 44H37V40H35ZM39 41H41V39H40ZM42 41H43V40H42ZM68 41H66V42L68 43ZM71 41H70V42H71ZM95 41H96V40H95ZM162 41H163V42L165 41L164 43H167V44H164ZM202 41H203V40H202ZM206 41H205L204 43H206ZM221 41H222V40H221ZM239 41H240V40H239ZM247 41L250 42V40H247ZM13 42H14V41H13ZM21 42H25V37H24V41H21ZM33 42H34V41H33ZM90 42H89V43H90ZM193 42H194V41H193ZM195 42H196V41H195ZM214 42H215V41H214ZM223 42H224V41H223ZM223 42H222V43H223ZM227 42H228V39H227L226 43H227ZM241 42H242V41H241ZM28 43H30V42H28ZM28 43H27V44H28ZM45 43H44V44H45ZM75 43H76V42H75ZM77 43H76V44H77ZM89 43H88V44H89ZM145 43H146V42H145ZM147 43H146V44H147ZM185 43H186V41H185ZM202 43H203V42H202ZM202 43L200 42V44H202ZM210 43H211V42H210ZM216 43L218 44V42H216ZM216 43H214V44L212 43V45L210 44L211 47H212V48H211V51H212V52H216V51H218V48H217V47H218L219 45L216 46V45H215ZM220 43H221V42H220ZM220 43H219V44H220ZM228 43H230V42H228ZM237 43H238V45H239V42L236 41L235 44H237ZM14 44H15V43H14ZM24 44H25V43H24ZM70 44H71V43H70ZM186 44H187V46H188L189 43H186ZM186 44H185V45H186ZM195 44H198V43H195ZM195 44H194V45H195ZM200 44H199V45H200ZM223 44H224V43H223ZM235 44H234V45H235ZM249 44H250V43H249ZM18 45H23V44H18ZM31 45H32V43H31ZM48 45H49V44H48ZM62 45H64V44H62ZM65 45H66V44H65ZM65 45H64V46H65ZM143 45H144V46H143ZM147 45H148V44H147ZM204 45L206 46V44H204ZM210 45H209V46H210ZM9 46H10V45H9ZM11 46H12V45H11ZM24 46H26V44H25ZM33 46H34V45H33ZM38 46H39V45H37V47H38ZM43 46H44V45H42V47H43ZM100 46H101V45H100ZM181 46L183 47L184 44H182ZM189 46H190V45H189ZM189 46H188V47H189ZM202 46H203V45H201L200 48H201ZM242 46H243V45H242ZM242 46H240V49L242 48ZM249 46H250L249 48L252 49V51H253V48H251V45H249ZM253 46H255V45L253 44ZM18 47H19V46H18ZM20 47H21V46H20ZM37 47H36V48H37ZM42 47H41V50L39 49V52H38L39 54H38V55H34V54H33V56H30L29 54L32 52V50H33V52H34V47H31V48H33V49L31 50V49L29 48V46H28L27 49L30 50L31 52H29V54L23 56V57H25V56L27 57L28 63L31 65V66H29V67H30L29 69H31V67L33 68V69H32V70H33L32 74L36 72V69H37V71H41V72H42V70H38V69H39V68H44V67H45L46 69L48 68V70L50 71L49 75H51V73H52L51 76H54V73H55V72H59V75H61V73L64 74V73H65V72H64L65 70L62 68L63 64H62V66L60 65V62H61V60H62V62H64L63 59L66 60V61H68V56L65 57V58H64V56H63V57L58 56V55L55 56L56 53H54V54H55V55H54L53 52H52V54H53L54 56L51 57V61H50V58H48L50 55H48V54H51V52L48 53V52H46L45 50H42ZM48 47H50V46H48ZM102 47H103V46H102ZM176 47H177V48H176ZM185 47H186V46H185ZM195 47H198V46L195 45ZM203 47H204V46H203ZM219 47H221V46H219ZM230 47H231V46H230ZM236 47H238V46L235 45L234 49H236ZM244 47H245V43H244L243 49H244ZM6 48H5V49H6ZM12 48H13V47H12ZM12 48H10V50H11ZM15 48H16V47H15ZM23 48H25V47H23ZM23 48H22V49H23ZM44 48H45V47H44ZM64 48H65V47H64ZM94 48H95V49H94ZM103 48H104V47H103ZM112 48H111V49H112ZM148 48H149V47H148ZM180 48H181V47H179L178 49H180ZM186 48H187V47H186ZM200 48H199V49H200ZM207 48H208V47H207ZM232 48H233V46H232ZM5 49H4V50H5ZM49 49H50V48H49ZM53 49H52V50H53ZM56 49H55V50H56ZM67 49H68V48H67ZM75 49H76V50H75ZM130 49H134V50H136V51H134L135 53H133ZM175 49H176V50H175ZM181 49H182V48H181ZM184 49H185V48H184ZM187 49H188V48H187ZM190 49H191L192 51H194L195 48L193 47V45H191V46H190ZM190 49H189V50H190ZM199 49H198V50H199ZM203 49H204V48H202V50H203ZM240 49H239V50H240ZM243 49H241V50H243ZM246 49H248V48H246ZM246 49H244V50H245L244 52H247ZM20 50H21V48H20ZM20 50H19V51H20ZM25 50H26V49H25ZM151 50H152V49H151ZM195 50L197 51V53H200V52H201L200 50H199L200 52H199L197 49H195ZM208 50H209V48H208ZM208 50H206V51H208ZM219 50H220V48H219ZM221 50H222V48H221ZM229 50L232 51L233 49L230 48ZM236 50H238V49H236ZM239 50H238V51H239ZM13 51H14V50H13ZM15 51H17V49H16ZM48 51H50V50H48ZM58 51H59V50H57L56 52L58 53ZM67 51H68V52H67ZM67 51H65V52H66V53H69V54H70V52H72V51H69V50H67ZM77 51H76V52H77ZM203 51H204V50H203ZM203 51H202V52H203ZM209 51H210V50H209ZM223 51H224V50H223ZM255 51H256V50H255ZM10 52H11V51H10ZM20 52H25V51H24V50H21ZM65 52H63V54H65ZM78 52H77V53H78ZM99 52H100V53H99ZM136 52H137V53H136ZM182 52H183V51H182ZM186 52H187V51H186ZM188 52H189V51H188ZM204 52H205V51H204ZM204 52H203V55H205ZM220 52H222V51H220ZM232 52H233V51H232ZM0 53H1V52H0ZM7 53H9V52H7ZM13 53H14V52H13ZM16 53H18V52H16ZM27 53H28V52H27ZM36 53H37V52H36ZM45 53H47V54L45 55ZM77 53H76V55H77ZM183 53H184V52H183ZM191 53H192V52H191ZM218 53H219V52H218ZM218 53L216 52V54H218ZM222 53H223V52H222ZM222 53H221V54H222ZM3 54H5V53H3ZM14 54H15V53H14ZM14 54H13V55H14ZM79 54H78V55H79ZM135 54H137V56H135ZM156 54H157V53H156ZM185 54L187 55L188 53H185ZM185 54H182V56L185 55ZM189 54H190V53H189ZM206 54H209V53L206 52ZM210 54H211V52H210ZM223 54H225V53H223ZM231 54H232V53H231ZM231 54H229V55L233 57L235 53H233V55H231ZM21 55H22V54H21ZM84 55H83V57H84ZM190 55H192V54H190ZM212 55H213V54H212ZM212 55H211V56H212ZM225 55H226V54H225ZM1 56H2V55H1ZM14 56H17V57L19 58V55H16V54H15ZM65 56H66V54H65ZM70 56H71V55H70ZM87 56H86V57H87ZM100 56L103 57L102 55H100ZM113 56H114L115 59L113 58ZM182 56H181V58H180L181 60H182V58H185V56H184V57H182ZM188 56H189V55H187V57H188ZM194 56H195V53H194ZM194 56H193V57H194ZM196 56L201 57L199 54H197ZM216 56H217V55H216ZM219 56H220V54H219ZM227 56H228V54H227ZM9 57H12V56H9ZM53 57H54V58H53ZM71 57H73V56H71ZM71 57H70V58H71ZM163 57H164V56H163ZM163 57H159V58H163ZM203 57H205V59H206L207 56L205 55V56H203ZM203 57H202V58H203ZM222 57H224V56H222ZM228 57H229V56H228ZM235 57H236V56H235ZM13 58H14V57H13ZM20 58H21V57H20ZM97 58H100V57H97ZM178 58H179V57H178ZM191 58H192V57H190V60H191ZM196 58H197V57H196ZM211 58H212V59H211ZM214 58H218V56L215 57V55H214V57H210L211 60H213ZM224 58H225V57H224ZM233 58H234V57H233ZM233 58L231 59V61L234 60ZM239 58H240V57H239ZM239 58H238V60L241 59V58H240V59H239ZM3 59H4V56H3ZM79 59H80V58H79ZM84 59L86 60L85 57H84ZM104 59H105V58H104ZM104 59L101 58L102 61H103ZM165 59H161V60H165ZM173 59H174V58H173ZM194 59H195V58H194ZM203 59H204V58H203ZM203 59H201V60L204 61L205 59H204V60H203ZM228 59H230V57H229ZM228 59H227V61H228ZM0 60H1V59H0ZM5 60H6V59H5ZM11 60H12V59H11ZM69 60H72V59H69ZM73 60H75V58H74ZM73 60H72V61H73ZM77 60H78V58H76V61H77ZM81 60H82V59H81ZM91 60H92V59H91ZM91 60H89V61H91ZM101 60H100V61H101ZM111 60H110V62H111ZM161 60H160V61H161ZM175 60H176V58H175ZM185 60H189V59H186V58H185ZM207 60H208V59H207ZM211 60H210V61H211ZM224 60H226V59H224ZM235 60L238 61L237 58H236ZM2 61H3V60H2ZM18 61H19V60H18ZM76 61H74V63H76ZM82 61H83V60H82ZM86 61H88V60H86ZM89 61H88V64H92V63H90ZM107 61L109 62V59H107ZM141 61L145 62V65H142ZM168 61H169V60H168ZM176 61H177V60H176ZM198 61H200V58H198ZM202 61H201V62H202ZM214 61H215V60H214ZM11 62H12V61H11ZM11 62H8V64L11 63ZM16 62H17V61H16ZM19 62H21V61H19ZM26 62H27V61H26ZM78 62H79V61H78ZM97 62H98V61H96V64H97ZM104 62H105V61H104ZM117 62H118V61H117ZM122 62H123V63H122ZM170 62H172V61H170ZM170 62H169V63H170ZM173 62H175V61H173ZM177 62H180V63H181V62H183V60H182V61H177ZM177 62H176V63H177ZM224 62H226V61H224ZM241 62L243 63L242 59H241ZM241 62L238 61L237 64H235L236 62L234 63V61H233V65H234V64H235V65H238L239 63L242 64ZM23 63H24V62H23ZM23 63H22V64H23ZM28 63H26V64H28ZM67 63H68V62H67ZM74 63H73V64H74ZM115 63H116V62H115ZM180 63H179V64H180ZM184 63H185V61H184ZM195 63H197V62H193V65H194ZM227 63H229V64L232 65V62H227ZM8 64H6V65H8ZM13 64H14V62H12V66L15 67ZM20 64H21V63H19V65H20ZM64 64L66 65V63H64ZM70 64H71V63H70ZM70 64H69V66H70ZM81 64H83V62H81L80 65H81ZM86 64H87V63H86ZM104 64H105V63H104ZM106 64H107V62H106ZM119 64H118V65H119ZM170 64H171V63H170ZM174 64H175V63H174ZM181 64L183 65V63H181ZM181 64H180V65H181ZM186 64L188 65V62H186ZM201 64H202V63H201ZM214 64H217V63H214ZM240 64H239V65H240ZM1 65H2V64H1ZM1 65H0V66H1ZM6 65H4V67H5ZM16 65H17V64H16ZM24 65H25V64H24ZM93 65H94V67H96V66L98 67L99 64H98V65L93 64ZM100 65H101V64H100ZM100 65H99V66H100ZM110 65H113V66H114V62H113V64H109V63H108L107 66L109 67ZM184 65H185V64H184ZM191 65H192V64H191ZM196 65H197L198 67H200V68L203 67V65H202V66L200 65V62H199L198 64H195L194 67H195ZM235 65H234V66H235ZM2 66H3V65H2ZM8 66H9V65H8ZM10 66H11V65H10ZM12 66H11V67H12ZM25 66H26V65H25ZM66 66H68V65H66ZM66 66H65V67H66ZM72 66H73V65H72ZM74 66H75L74 68H76L77 65L74 64ZM81 66H83V65H81ZM81 66H79V67L76 68V69H78V70L80 71V73H79V71H76V70L74 69V70H75L76 72H78L79 74H82V73L84 72V68H82ZM101 66L104 67L103 65H101ZM101 66H100L98 69H101V68H102ZM105 66H106V65H105ZM115 66H116V65H115ZM123 66H122V67H123ZM177 66H178V65H176V67H177ZM185 66H186V65H185ZM188 66H189V65H188ZM212 66H213V65H212ZM16 67L18 68V71H21V69H19V66H16ZM16 67H15V68H16ZM27 67H28V66H27ZM27 67H25V68H27ZM84 67H85V66H84ZM87 67H88V66H87ZM87 67H86V68H87ZM90 67L92 68L93 66L90 65ZM169 67L172 68L173 65H172V66L169 65ZM179 67H180V66H179ZM179 67H178V68H179ZM186 67H187V66H186ZM198 67H197L196 69L194 68V70H195V71H197V70L200 71L201 69H198ZM205 67H209V66H206V64H205V66H204L202 69L204 70ZM210 67H211V66H210ZM210 67H209V68H210ZM214 67H216V65H215ZM1 68H2V67H1ZM1 68H0V69H1ZM25 68H24V69H25ZM69 68H70V67H69ZM109 68H110V67H109ZM109 68H108L107 70H109ZM114 68L117 69L116 67H114ZM114 68H113V69H114ZM118 68H119V67H118ZM180 68H182V67H180ZM187 68H188V67H187ZM187 68H185V69L187 70ZM209 68H208V69H209ZM22 69H23V67H22ZM65 69L69 70L68 67L65 68ZM89 69H90V68H89ZM103 69H105V67H104ZM113 69L110 68L111 71H109V72H111V75H110L109 73H105L107 70H106V71H105V70L103 71V70L101 69V71H103V72H102L103 74H101V72L99 71L100 75L103 76V78H101V79H102V80L104 79V80H103L104 82L106 81V80H105L106 77H104L105 75H107V77L109 78V80H111L110 77L113 78V79L115 78L114 76H115L116 74H115L114 71H112ZM183 69H184V68H183ZM183 69H182V70H183ZM190 69H193V67L189 68V70H190ZM208 69L206 70V72H207V75H205L206 77H207V76L210 77V76H209V75H210L209 73H211V72L208 73ZM211 69H212V68H211ZM211 69H209V71H210ZM222 69H223V68H221L220 70H222ZM3 70H4V68H3ZM25 70H26V69H25ZM25 70H24V71H25ZM32 70H31V71H32ZM67 70H66V71H67ZM72 70H73V69H72ZM72 70H71V73H70V74H72ZM74 70H73V71H74ZM85 70H86V69H85ZM117 70H118V69H117ZM117 70H115V71H117ZM171 70L174 71L173 68H172ZM180 70H181V69H179V72H181V74H182V70H181V71H180ZM213 70H214V68H213ZM260 70L263 71V73H264V70H262V69H260ZM1 71H2V70H1ZM22 71H23V70H22ZM44 71H45V70H43V73H44ZM87 71H88V70H87ZM87 71H86V72H87ZM91 71H92V70H91ZM93 71H94V69H93ZM96 71H98V70H96ZM154 71H156V72H155L156 74H157V72H158V74H160V75H161V74L166 75V76H164L165 78H163V79H160V78H159V79H156V78H158V77L155 76V75H156L155 73H154L155 75H153V72H154ZM172 71H171V72H172ZM175 71H176V70H175ZM175 71H174V73H173V72H172V73L175 74ZM184 71H185V70H184ZM184 71H183V72H184ZM190 71H191V70H190ZM195 71H194V72L192 71V72L195 73ZM211 71H212V70H211ZM261 71H260V74L263 76V79H264V75L261 73ZM26 72H27V71H26ZM29 72H30V71H29ZM29 72H28V73H29ZM81 72H82V73H81ZM86 72H84V73L86 74ZM88 72H89V71H88ZM88 72H87V74H90V73H88ZM107 72H108V71H107ZM113 72H114V73H113ZM188 72H189V71H188ZM192 72H190V73H192ZM222 72H223V70H222ZM224 72H225V70H224ZM16 73H17V72H16ZM21 73H22V72H21ZM30 73H31V72H30ZM30 73H29V74H30ZM74 73H75V72H74ZM92 73H93V72H92ZM92 73H91V74H92ZM99 73L97 72V74H99ZM185 73H187V72H185ZM196 73H197V72H196ZM201 73H204V72H201ZM212 73H213V71H212ZM5 74H6V73H5ZM23 74H24V73H23ZM25 74H26V73H25ZM35 74H36V73H35ZM55 74H56V73H55ZM63 74H62V75H63ZM66 74L68 75L69 73H66ZM85 74H82V76H84ZM114 74H115V75H114ZM129 74H130V75H129ZM134 74H135V75H134ZM158 74H157V76L160 77V75H158ZM179 74H180V73H179ZM179 74H178V75H179ZM181 74H180V75H181ZM199 74H200V72H199ZM204 74H206V73H204ZM208 74H209V75H208ZM218 74H219V73H218ZM220 74H221V73H220ZM11 75H12V74H11ZM15 75H17V74H15ZM45 75H47V74H44V76H45ZM62 75H61V76H62ZM76 75H77V73H76ZM76 75H75V76H76ZM113 75H114V76H113ZM124 75H126V74H124ZM127 75H126V76H127ZM186 75H189V74H186ZM190 75H191V74H190ZM195 75H196V74H195ZM211 75H212V74H211ZM213 75H214V74H213ZM213 75H212V77H213ZM221 75H224V74H221ZM1 76H2V75H1ZM1 76H0V77H1ZM8 76H9V75H8ZM12 76H13V75H12ZM29 76H31V75H29ZM29 76H28V77H29ZM35 76L38 77L39 75L37 74V75H35ZM71 76H72V75H71ZM71 76H69V77H71ZM77 76H78V75H77ZM80 76H81V75L78 76V77H79L78 79H80ZM90 76H91V75H90ZM90 76H89V77H90ZM97 76H98V75H97ZM138 76H139V75H138ZM182 76H183V74H182ZM184 76H185V75H184ZM196 76H197V75H196ZM216 76H217V75H216ZM218 76H219V75H218ZM218 76H217V79H218ZM224 76H226V74H225ZM13 77H14V76H13ZM16 77H17V76H16ZM42 77H43V76H42ZM42 77H41V78H42ZM58 77H59V76H58V74H57V78H58ZM69 77H68V78H69ZM72 77H74V76H72ZM72 77H71V78H72ZM116 77H117V76H116ZM189 77H190V76H189ZM191 77H192V75H191ZM193 77H194V74H193ZM222 77H223V76H222ZM222 77H221V78H222ZM2 78H3V77H2ZM10 78H11V77H10ZM41 78H40V79H41ZM59 78H60V77H59ZM59 78H58V79H59ZM62 78H63V76H62ZM66 78H67V76H66ZM68 78H67V79H68ZM140 78H141L142 80H140ZM161 78H162V77H161ZM169 78H170V79H169ZM185 78H187V76H185ZM221 78H219V79H221ZM3 79H4V78H3ZM3 79H2V80H3ZM6 79H7V78L5 77V80H6ZM40 79H39L38 81H37V80H34L35 82H34L33 80H31V82H25V80L23 81V80H20V79H19V80H13V81H11V82L13 83V85H15V86L18 88V90H19V92H20V93H19V94H20V96H19L20 99L22 98V99H24V100H26V101H27L28 99H29V101H30L31 99H33L34 101H35V99H36V100L38 99L39 101H43V100H45L46 97H45V98H42L41 95L44 94V93H42V92L44 91V88L46 87V81H44V79H43V80H40ZM50 79H51V78H50ZM83 79H86L85 76H84ZM90 79H91V78H90ZM90 79H89V80H90ZM120 79H121V78H120ZM122 79H123V78H122ZM182 79H183V78H182ZM190 79H191V78H190ZM190 79H187V80L189 81ZM193 79H196V78H192L191 80L193 81ZM212 79H213V78H212ZM214 79H215V78H214ZM219 79H218V81H220V83H221V84H220V83H219V84L222 85V82H223V81H221V80L225 79V77H223L221 80H219ZM226 79H228V78L226 77ZM226 79H225V80H226ZM0 80H1V79H0ZM2 80H1V81H2ZM5 80H3V81L5 82ZM45 80H46V79H45ZM55 80H56V79H53V80H51V81L53 82V81H55ZM62 80H63V79H62ZM62 80H61V81H62ZM69 80H70V78L68 79V81H69ZM71 80H74V79H71ZM76 80H77V79H76ZM89 80H88V81H89ZM109 80H108V81H109ZM117 80H118V79H117ZM133 80H135V81L137 82L136 78H135V79H132V81H133ZM139 80H140V81H139ZM197 80H198V79H197ZM206 80H207V83H208V79H206ZM209 80H211V79L209 78ZM229 80H230V79H229ZM231 80H232V78H231ZM32 81H33V82H32ZM47 81H48V79H47ZM51 81H49V83H50ZM56 81H58V80H56ZM65 81H67V80L64 79V82H65ZM77 81H78V80H77ZM79 81L82 82V77H81V80H79ZM112 81H113V80H112ZM112 81H111V82H112ZM121 81H122V80H121ZM125 81H126V80H125ZM132 81H131V82H132ZM135 81H134V83H135ZM204 81H205V80H204ZM204 81H203V83H204ZM212 81L214 82L215 80H211V82H212ZM6 82H7V81H6ZM59 82H60V81L57 82L58 85L61 84V83H59ZM64 82H63V83H64ZM123 82H124V79H123ZM126 82H127V81H126ZM189 82H190V81H189ZM195 82H196V81H195ZM195 82L193 81L192 85H194ZM213 82H212V83H213ZM230 82H231V81H230ZM1 83H2V82H1ZM47 83H48V82H47ZM49 83H48V84H49ZM65 83H66V82H65ZM67 83H68V82H67ZM108 83L110 84V82H108ZM132 83H133V82H132ZM132 83H131V84H132ZM173 83H174V84H173ZM216 83H218V82H216ZM216 83H215V86H218V84L216 85ZM224 83H225V81H224ZM224 83H223V86H224V87H225L226 83L229 84L228 81H227L225 84H224ZM231 83H232V82H231ZM4 84H5V83H4ZM54 84H55V83H54ZM78 84H79V83H78ZM85 84H86V83H85ZM104 84H107V83H104ZM109 84H107V85L110 86ZM117 84H118V83H117ZM117 84H116V85H117ZM122 84H123V83H122ZM128 84H129V83H128ZM186 84H188V83H186ZM189 84H190V83H189ZM195 84H196V83H195ZM204 84H205V83H204ZM232 84L234 85V81H233ZM9 85H10V83H9ZM49 85H50V84H49ZM49 85H48V87H50ZM72 85H73V83H71V86H72ZM93 85H95V84H93ZM107 85H105V86H107ZM190 85H191V84H190ZM205 85L208 86V85H210V83H209L208 85H207V84H205ZM205 85H204V87H202V86H203V84H202L201 87H202L203 89L200 88L201 90H203L202 93L200 92L201 94H197V93H195V92L193 91V88L191 89V90H192L191 92L194 93V94H196L197 96H199L198 98H200V99L197 98V99H198V100H197L196 98L190 97V94H189V97H190V98H188V97H186L187 99L185 98V99H186V100H185V101H186V102H185V107H186V108H184V107L182 106V109L184 108L183 110H182V109L179 110V106H178V108H177V104H176V107H175V106H174V105H175L174 102L171 101V102H172V107H171L170 109H172V113H173L172 115H174V116L179 115V116H180V120H182L183 126L186 128V129H185V130H186V133L192 135L191 133L194 132V131L196 130V127H198V126H197L198 124H196L197 122L194 124L195 119H194L193 117H198V116H201V117L203 116V118H206V117H207V119H209V118H213V119H216L217 121H218V120H221V121H223L227 126H229V125H233L234 128H235V126H236V127L238 128V130H239V128L241 127V126H239V125H242V126H243V124H244V125L247 124L246 121L243 123L242 116H246V115H247V116H249V115L253 116L252 114L256 111V110H255V111L253 110L255 107L252 108V106L250 107V105L248 106V105L244 104L245 102H244V103H240L241 100L238 98L239 96H237V92H236V93H233V91L235 92V89L231 91V89H233V88H232V86H230V85H229V87H231V89H230L228 86H226L227 88L225 87L224 90L222 89L223 91L221 90V88H218V89L216 88L217 91H218L219 89L221 90V91H219V93L222 92V93H221V97H220L219 94L216 95V97L218 98V96H219L220 99H219V98H218V99H217V98H213V97L211 96V94L213 93L212 90L215 88V86L213 87V84L211 85L210 88L213 87L212 90L209 89V86H208V88H206V89H209V90L212 91V93H210V92H209V93H210V96H211L213 99H210L209 94L207 93V91H209V90H206V89L204 90V88L206 87ZM0 86H2V85H0ZM60 86L63 88L62 85H60ZM74 86H75L76 88L78 87V86L75 85V80H74ZM102 86H103V85H102ZM120 86H121V85H120ZM129 86H130V85H129ZM132 86H133V85H131L130 87H132ZM52 87H53V90H55V89H54V86H52ZM61 87L58 88L60 91H61V89H60ZM66 87H70V86L68 85V86H66ZM87 87H88V86H87ZM87 87L84 86L85 89H86ZM90 87L93 89L92 86H90ZM90 87L87 89V91H89V89H91ZM100 87H101V86H100ZM121 87H122V86H121ZM123 87H125V86H123ZM221 87H222V86H221ZM224 87H223V88H224ZM6 88H8V87H5V89H4V88H1V89H0V99H1L2 96H5L7 93H9V92H7ZM9 88H11V87H9ZM9 88H8V89H9ZM64 88H65V87H64ZM73 88H74V87H73ZM76 88H74V89H76ZM81 88H82V87H81ZM84 88H83L82 90H84ZM117 88H118V87H117ZM117 88H116V90H115V89H114V90L117 91ZM125 88H126V87H125ZM141 88H142V86H141ZM141 88H140L139 90H141ZM148 88H149V87H148ZM196 88H195V90H196ZM12 89H15V90H16V88H13V87H12ZM65 89H67V88H65ZM65 89H64L63 91H65ZM69 89H70V88H69ZM71 89H72V88H71ZM92 89H91V90H92ZM94 89H95V88H94ZM101 89H102V87H101ZM103 89H104V88H103ZM103 89H102L101 91H103ZM105 89H106V87H105ZM105 89H104V90H105ZM129 89H130V88H129ZM135 89H136V88H135ZM185 89H186V88H185ZM198 89H199V87H198ZM198 89H197V91H198ZM51 90H52V88H51ZM53 90H52V91H53ZM56 90H57V89H56ZM77 90H78V89H77ZM80 90H81V89H80ZM108 90H109V89H108ZM111 90H113V89H111ZM111 90H110V92H112ZM126 90H128V89H126ZM148 90H150V89H148ZM151 90H152V89H151ZM155 90H154V91H155ZM161 90H162V91H161ZM188 90H187V92H188ZM216 90H215V91H216ZM16 91H17V90H16ZM45 91H47V94H48V91H49V90H48V89H45ZM60 91H59V92H60ZM63 91H62V93H63ZM66 91H67V90H66ZM71 91H72V92H75V91H73V89H72ZM71 91H70V93H71ZM84 91H85V90H84ZM84 91H83V92H84ZM87 91H85L86 94L88 93ZM92 91H94V90H92ZM98 91H100V90H98ZM101 91H100V92H101ZM120 91H121V90H120ZM120 91L118 92V95H119ZM132 91H133V90H132ZM145 91H146V89H145ZM154 91H152V92H153V93H157V92H154ZM204 91H206V92H204ZM215 91H214V93H215ZM12 92H13V94H14V90H13ZM54 92L59 93L58 91H54ZM83 92L81 91L80 95H81ZM95 92H97V91L95 90ZM100 92H98V94H99ZM106 92H107V90L105 91V93H106ZM110 92L108 91V93H106V94L103 93V94H104V95H107V94L109 95ZM125 92H126V91H125ZM139 92H140V91H139ZM172 92H173V91H171V94L174 95V93H172ZM185 92H186V91H185ZM185 92H184V93H185ZM187 92H186V93H187ZM191 92H190V93H191ZM64 93H65V92H64ZM70 93H69V92H66V94H68V95H69ZM92 93H94V92H92ZM113 93H114V91H113ZM121 93H122V92H121ZM121 93H120V94H121ZM206 93H207V94H206ZM232 93H233V94H236L237 97H236L235 95H233ZM15 94H18V93H15ZM19 94H18V95H19ZM50 94H52V92H51ZM50 94L47 95V98H48V96H50ZM66 94H64V95L67 96ZM88 94H89V93H88ZM88 94H87V95H88ZM110 94L112 95V93H110ZM158 94H159V93H158ZM161 94H159V96H160ZM216 94H217V92H216ZM18 95H17V96H18ZM71 95H72V94H71ZM82 95H83V94H82ZM84 95H85V94H84ZM87 95H85V96H87ZM90 95H91V94H90ZM94 95H95V93H94ZM94 95H93L92 97H97V96H98L97 94H96L97 96H94ZM104 95H102V93H101V96H103V98H104ZM108 95H107V96H108ZM115 95H116V94H115ZM152 95H153V94H152ZM173 95H172V96H173ZM175 95H176V96H175ZM175 95H174V96L177 97V93H176ZM200 95H201V96H200ZM213 95H214V94H213ZM6 96L8 97V96H10V95L7 94ZM42 96H43V95H42ZM44 96H45V95H44ZM59 96H60V95H59ZM73 96H74V95H73ZM76 96H78V94L75 95V97H76ZM88 96H89V95H88ZM123 96H124V94H123ZM156 96H157V95H156ZM156 96H154V97H156ZM184 96H187V95H184ZM191 96H192V95H191ZM193 96H194V95H193ZM7 97H6L7 100H9L10 98H11V100H14L13 95L10 96V98H7ZM14 97H15V95H14ZM40 97H41L42 100L39 99ZM70 97H71V96H70ZM92 97L90 96L91 99H92ZM99 97H100V94H99ZM99 97H98V98H99ZM157 97H158V96H157ZM169 97H170V98H169ZM175 97H174V99H175ZM195 97H196V96H195ZM214 97H215V96H214ZM12 98H13V99H12ZM47 98H46V99H47ZM49 98H51V97H49ZM67 98H68V97H67ZM98 98H97V99H98ZM101 98H102V97H101ZM101 98H100V99H101ZM109 98H110V97H109ZM111 98H112V96H111ZM113 98H114V96H113ZM113 98H112V99H113ZM162 98H161V99H162ZM183 98H184V97H182V100H183ZM2 99H3V98H2ZM6 99H5V100H6ZM17 99H18V98H17ZM22 99L20 100V103L22 102ZM51 99H52V98H51ZM58 99H60V98H58ZM71 99H72V98H71ZM115 99H116V97H115ZM115 99H114V100H115ZM167 99H169V100L167 101ZM7 100H6V101H7ZM11 100H10V101H11ZM24 100H23V101H24ZM48 100H49V99H48ZM95 100H96V99H95ZM98 100H99V99H98ZM103 100H105V99H103ZM103 100H102V101H103ZM117 100H118V99H117ZM156 100H157V99H156ZM158 100H159V98H158ZM163 100H162V101H163ZM172 100H173V99H172ZM217 100H220V104H218V105L215 104V103H217ZM3 101H4V99H3ZM49 101H51V100H49ZM100 101H101V100H100ZM100 101H99V102H100ZM106 101H108V99L105 100V102H106ZM110 101H111V99H110ZM142 101H143V100H142ZM164 101H163V102H164ZM174 101H175V100H174ZM210 101H212L213 103L210 102ZM12 102H13V101H12ZM17 102H18V101H17ZM27 102H28V101H27ZM30 102H31V101H30ZM30 102H28V103H30ZM59 102H60V101H59ZM59 102H58V101L55 102V100H53L52 105L57 107V108L55 107V110H56V109H59L60 107L58 108V106H59V105L61 106V105L63 104V103H62V100H61L60 103H59ZM78 102H79V101H78ZM87 102H88V101H87ZM105 102L102 103V104H105ZM111 102H112V101H111ZM114 102H115V101H114ZM122 102H124V101H122ZM127 102H129V101H126V102L124 103V104H125V105H124L125 107L128 105ZM171 102H169V105H168L169 107H170V105H171V104H170ZM181 102H182V101H181ZM181 102H179V103H181ZM242 102H243V101H242ZM6 103H7V102H6ZM15 103H16V102H15ZM28 103H25V104H28ZM38 103H40V102H38ZM42 103H43V102H42ZM61 103H62V104H61ZM70 103H71V101L69 102V105H67V104H66V101H65V102H64V105L66 104L68 107H69V106H72V105H70ZM74 103L76 104V102H74ZM80 103H81V102H80ZM80 103H79V104H80ZM100 103H101V102H100ZM106 103H107V102H106ZM112 103H113V102H112ZM119 103H120V102H119ZM167 103H166V104H167ZM179 103H178V105H179ZM246 103H247V102H246ZM9 104H10V102H9ZM22 104H23V102H22ZM22 104H21V105H22ZM30 104H31V103H30ZM50 104H51V103H50ZM72 104H73V103H72ZM81 104L84 105L85 102H84V103H81ZM89 104H90V105H89ZM108 104H109V103H107V104L104 105V106L107 107V106L111 105V104H109V105H108ZM126 104H127V105H126ZM160 104H161V102H160ZM163 104H165V103H162L161 105H163ZM182 104H183V103H182ZM250 104H251V103H250ZM253 104H254V103H253ZM16 105H17V104H16ZM28 105H29V104H28ZM28 105H27L26 107H28ZM33 105H34V104H33ZM36 105H37V103H36ZM66 105L63 106V107H65V110H66V108H67ZM83 105H82L81 107H85V106H83ZM85 105H86V104H85ZM87 105H89V108L87 107L88 109H90V106H92L91 103H88ZM118 105H120V104H118ZM118 105H115V106H114V105H111V106H114L113 109H115V107H117ZM121 105H122V104H121ZM121 105H120V107L122 108L123 105H122V106H121ZM180 105H181V104H180ZM183 105H184V104H183ZM251 105H252V104H251ZM18 106H19V103H18ZM29 106H32V104L29 105ZM45 106H46V105H45ZM47 106H48V105H47ZM49 106L51 107V105H49ZM49 106H48V107H49ZM75 106H76V105H74V107H75ZM124 106H123V108H124ZM163 106H164V105H163ZM165 106H166V105H165ZM26 107H25L24 109H27ZM48 107H47V108H48ZM127 107H128V106H127ZM127 107L124 108V110H126V109L128 110V108H130V107H128V108H127ZM166 107H167V106H166ZM180 107H181V106H180ZM47 108H46V110H47ZM51 108H52V107H51ZM51 108H49V110H51ZM72 108H73V106H72ZM85 108H86V107H85ZM93 108H95V107H93ZM103 108L105 109V107H103ZM111 108H112V107H111ZM111 108L108 107L107 109L110 110ZM118 108H119V107H118ZM60 109L62 110V108H60ZM88 109H87V111H88ZM96 109H97V107H96ZM96 109H95L94 113H96V112L98 111L99 108L97 109V111H96ZM107 109H106V110H107ZM113 109H111V110H113ZM116 109H117V108H116ZM130 109L132 110V108H130ZM141 109H142V108H141ZM167 109H168V108H167ZM170 109H168V110H170ZM238 109H239V110H242L246 115H245V114H242V116H240L241 114H240L239 112H237ZM255 109H256V108H255ZM0 110H2V107H1ZM55 110H53V111H55ZM75 110L78 111V108H76ZM79 110H80V109H79ZM81 110H82V109H81ZM84 110H85V111H84ZM84 110H83L84 112H87L86 109H84ZM93 110H94V109H93ZM118 110H119V109H118ZM30 111H31V110H30ZM63 111H64V110H63ZM63 111H60V112H63ZM66 111H68V110H66ZM69 111H70V109H69ZM73 111H74V110H73ZM119 111H120V110H119ZM132 111H134V110H132ZM165 111H166V110H165ZM257 111H258V110H257ZM28 112H29V111H28ZM31 112H32V111H31ZM31 112H30V113H31ZM49 112H50V111H49ZM55 112H56V111H55ZM57 112H59V111H57ZM64 112H65V111H64ZM64 112H63V113H64ZM81 112H82V111H81ZM92 112H93V111H91V112L89 111V115H90V113H92ZM120 112L122 113V111H120ZM120 112H119V113H120ZM123 112H125V111H123ZM144 112H145V111H144ZM32 113H33V112H32ZM74 113H75V112H74ZM78 113H79V112H78ZM107 113H108V111H107ZM110 113H111V115H110L111 117H112V116L114 117V116L116 115L115 113H114V115L112 114V112H109V114H110ZM135 113H136V112H135ZM145 113H146V112H145ZM147 113H148V112H147ZM256 113H257V112H256ZM256 113H255V114H256ZM258 113H259V112H258ZM46 114H47V113H46ZM59 114H60V113H59ZM79 114H80V113H79ZM79 114H78V115H79ZM81 114H82V113H81ZM81 114H80L79 117H81ZM92 114H93V113H92ZM102 114H103V113H102ZM123 114H124V113H123ZM127 114H128V112H127ZM41 115H42V114H41ZM64 115L67 116L66 113H65ZM69 115H70V114H69ZM93 115H94V114H93ZM95 115H98V113L95 114ZM95 115H94V116H95ZM103 115H104V114H103ZM117 115H118V111H117ZM119 115H120V114H119ZM121 115H122V114H121ZM125 115H126V113H125ZM129 115H130V114H129ZM129 115H128V116L126 115V116L129 117ZM132 115H133V114L131 113L130 116L132 117ZM137 115L140 116L139 113H138ZM137 115H136V116H137ZM145 115H146V114H145ZM166 115H167V114H166ZM256 115L258 116V114H256ZM256 115H255V116H256ZM27 116H28V115H27ZM45 116H46V115H45ZM61 116H63L62 113H61ZM65 116H64V117H65ZM75 116H76V115H75ZM101 116H102V115H101ZM134 116H135V115H134ZM146 116H148V115H146ZM168 116H169V115H168ZM189 116H193L192 118L194 119V121H192V119L190 120ZM239 116H240V117H239ZM251 116H249V118L254 119V118L251 117ZM255 116H254V117H255ZM64 117H63V118H64ZM69 117H70V116H69ZM69 117H67V118H69ZM72 117H74V116H72ZM82 117H83V116H82ZM90 117H91V115H90ZM98 117H100V116L98 115ZM98 117H97V118H98ZM104 117H107V116H104ZM108 117H109V116H108ZM116 117H117V116H116ZM118 117L121 118L120 116H118ZM124 117H125V116H124ZM170 117H171V115H170ZM172 117H173V116H172ZM172 117H171V118H172ZM92 118L94 119L93 116H92ZM92 118H91V119H92ZM97 118H96V116H95V119H97ZM100 118H101V117H100ZM138 118H139V117H138ZM143 118H145V117H143ZM143 118L140 119V120L143 121ZM146 118H147V117H146ZM161 118H162V117H161ZM173 118H175V117H173ZM176 118H177V117H176ZM176 118H175V119H176ZM198 118H199V117H198ZM203 118H202V119H203ZM243 118H245V117H243ZM249 118H247V119H249ZM14 119H15V118H14ZM29 119H30V118H29ZM77 119H78V118H77ZM77 119H76V121H77ZM79 119H80V118H79ZM98 119H99V118H98ZM98 119H97V120H98ZM111 119H112V118H111ZM149 119H150V117H149ZM202 119L199 118V120H202ZM245 119H246V118H245ZM252 119H251V120H252ZM255 119H256V118H255ZM255 119H254V120H255ZM36 120H37V119H36ZM39 120H40V118H39ZM39 120H37V123L34 121V124H39V125L43 126L44 121H42V123H41V122H39ZM68 120H71V118L68 119ZM101 120H102V118H101ZM127 120H128V119H127ZM129 120H130L129 122H132V120H131L130 118H129ZM133 120H134V119H133ZM140 120H139V121H140ZM151 120H152V119H151ZM199 120H197V118H196V121H199ZM216 120H215V121H216ZM249 120H250V119H249ZM251 120H250V121H251ZM40 121H41V120H40ZM76 121H73V122H76ZM80 121H81V120H80ZM92 121H94V120H92ZM95 121H96V120H95ZM98 121H99V120H98ZM105 121H107V120L104 119V122H105ZM125 121H126V120H125ZM134 121H135V120H134ZM134 121H133V122H134ZM139 121H138V123H140ZM144 121H145V120H144ZM144 121H143V122H144ZM149 121H150V120H149ZM202 121H203V120H202ZM207 121H209V120H207ZM207 121H206V122H207ZM213 121H214V120H213ZM213 121H212V122H213ZM38 122H39V123H38ZM71 122H72V120H71ZM96 122H97V121H96ZM96 122H95V123H96ZM135 122H137V121H135ZM206 122L204 121L203 126H206V125H207V124L205 125ZM210 122H211V121H210ZM210 122H207V123L209 124ZM218 122H219V121H218ZM218 122H217V124H218ZM251 122H252V121H251ZM251 122H250V124H251ZM47 123H48V122H47ZM79 123H80V122H76V123H74V124L77 125V124H79ZM81 123H82V121H81ZM98 123H99V122H98ZM101 123H102V121H101ZM105 123H106V122H105ZM201 123H202V122H201ZM224 123H223V124H224ZM248 123H249V122H248ZM31 124L33 125L32 122H31ZM52 124H53V123H52ZM70 124H72V123H70ZM130 124H131V123H130ZM174 124H175V123H174ZM180 124H181V123H180ZM223 124H222V125H223ZM255 124H256V123H255ZM32 125H31V126H32ZM48 125H50V124H47V125H46V123H45V126H46V127H47ZM55 125H56V124H54V126H55ZM76 125H75V127H76ZM94 125H96V124H94ZM97 125H98V124H97ZM97 125H96V126H97ZM99 125H100V123H99ZM105 125H107V123L104 124V126H105ZM138 125H139V124H138ZM163 125H164V124H163ZM175 125H176V124H175ZM195 125H196V126H195ZM209 125H210V124H209ZM209 125H208V128L210 129V126H209ZM212 125L214 126V122L212 123ZM222 125H220V126H222ZM252 125H253V127L255 126L253 123H252ZM252 125H251V126H252ZM50 126H51V125H50ZM67 126H68V125H67ZM71 126H72V125H71ZM100 126L102 127V124H101ZM108 126H110V124H108ZM179 126H180V125H179ZM183 126H181V127H183ZM213 126H212V127H213ZM73 127H74V126H73ZM97 127H99V126H97ZM176 127H177V126H176ZM199 127H201V129H202V125L199 126ZM217 127H218V125H217ZM245 127H246V125H245ZM245 127H243V129H244ZM248 127L250 128V126H248V124H247V128H248ZM51 128H52V126H51ZM51 128H50L51 131L54 130V129H56V127H54V129H51ZM78 128H79V126H78ZM80 128H81V126H80ZM80 128H79V129H80ZM106 128H107V127H106ZM129 128H130V127H129ZM214 128H215V127L211 128V129H214ZM219 128H220V127H219ZM230 128H231V127H230ZM237 128H236V129H237ZM249 128H248V130H249ZM251 128H252V127H251ZM31 129H32V128H31ZM31 129H30V130H31ZM35 129H36V128H35ZM37 129H38L39 131L42 130L41 128H37ZM46 129H47V128H46ZM46 129L44 128L43 130L46 131ZM48 129H49V128H48ZM58 129H59V128H58ZM76 129H77V128H76ZM98 129H100V128H98ZM126 129H127V128H126ZM168 129H169V128H168ZM199 129H200V128H199ZM199 129H198V130H199ZM220 129L222 130L223 128L221 127ZM228 129H229V128H228ZM236 129H234V130H236ZM241 129H242V128H241ZM257 129H258V128H257ZM257 129H256V130H257ZM259 129H260V128H259ZM33 130H34V129H33ZM38 130H36V131H38ZM56 130H57V129H56ZM74 130H75V129H74ZM80 130H81V129H80ZM80 130H79V131H80ZM111 130H112V129H111ZM113 130H114V132H115V129H113ZM129 130H130V129H129ZM172 130H173V129H172ZM215 130H218V129L216 128V129H214L213 131H215ZM234 130H233V131H234ZM244 130H245V129H244ZM244 130H242V131H244ZM31 131H32V130H31ZM34 131H35V130H34ZM36 131H35V132H36ZM45 131H44V132L41 131V133L43 132L42 134H44ZM47 131H49V130H47ZM54 131H55V130H54ZM54 131H52V132H54ZM57 131H58V130H57ZM99 131H100L99 133H101V134H99V135L102 136L103 131L106 132L107 130L104 129L103 131H101V129H100ZM123 131H124V130H123ZM131 131H132V130H131ZM133 131H134V130H133ZM135 131H136V130H135ZM135 131H134V133H135ZM143 131H144V130H143ZM196 131H197V130H196ZM199 131H200V130H199ZM208 131H210V130H208ZM208 131H206V132H208ZM222 131H223V130H222ZM224 131H226V130H224ZM227 131L229 132L230 130H227ZM240 131H241V130H239L238 132L240 133ZM242 131H241V133H242ZM32 132H33V131H32ZM49 132H50V131H49ZM52 132H51V133H52ZM55 132H56V131H55ZM72 132H73V131H72ZM75 132H77V131H75ZM80 132H81V131H80ZM107 132H109V131H107ZM112 132H113V131H111V133H110V132H109V133H110L111 135H114V132H113V134H112ZM126 132L128 133V131L125 130L124 133H126ZM136 132H137V131H136ZM148 132H149V131H148ZM148 132H147V134H148ZM181 132H182V130H181ZM206 132H205V133H206ZM215 132H216V131H215ZM217 132L219 133L220 131H217ZM236 132H237V131H236ZM246 132H248V131H246ZM246 132H245V134H247ZM249 132H250V130H249ZM249 132H248V133H249ZM29 133H30V132H29ZM36 133H37V132H36ZM36 133H35V134H36ZM59 133H60V132H59ZM73 133H74V132H73ZM73 133H72V134H73ZM77 133H78V132H77ZM94 133H95V132H94ZM109 133H108V138H109V136H110ZM186 133H185V134H186ZM198 133H199V132H198ZM200 133H201V132H200ZM209 133H210V132H209ZM209 133H208V134H209ZM213 133H214V132H213ZM221 133H222V132H221ZM223 133H224V132H223ZM225 133H226V132H225ZM233 133H235V131H234ZM233 133H232V134H233ZM239 133H236V136H237V134H239ZM37 134H38V136L41 135L40 133H37ZM49 134H50V133H49ZM80 134H82V133H80ZM92 134H93V133H92ZM96 134H97V135H96ZM96 134H94V135H92V136H95V135L98 136V133H96ZM104 134H105V133H103V136L101 137V140H105V139L107 138V137H106V136H107V135H106L107 133L105 134L106 136H105ZM163 134H164V133H163ZM182 134H183V136H184V132H182ZM182 134H181V136H182ZM226 134H227V133H226ZM230 134H231V133H230ZM230 134H229V135H230ZM232 134H231V136H232ZM243 134H244V132H243ZM245 134H244V135H245ZM44 135H47V134H44ZM44 135H41V137H43ZM77 135H78V134H77ZM134 135H135V134H134ZM141 135H142V134H141ZM143 135H144V134H143ZM145 135H146V134H145ZM195 135H196V134H194V136H192V137H195ZM204 135H205V134H204ZM239 135H240V134H239ZM241 135H242V134H241ZM36 136H37V135H36ZM36 136H35V137H36ZM92 136H91V138H92ZM104 136H105L106 138H105V139H102ZM128 136H130V135H128ZM132 136H133V135H132ZM137 136H140V135L137 134L135 137L137 138ZM149 136H150V137H153V136H151V135H149ZM155 136H156V135H155ZM199 136H200V135H199ZM206 136H207V135H206ZM209 136H210L209 139L211 140L210 142H212L211 144H212V146L214 147L215 152L218 151V152H222V153L224 152V153H225V151L227 152V151L230 149V148H228V143H229L230 141L228 142V137L225 136V134H224V135H222V134H221V135H218V134H216V133H215V134H212V132H211V135H209ZM209 136H208V137H209ZM247 136H248V135H247ZM263 136H264V135H263ZM35 137H34V138H35ZM89 137H90V136H89ZM124 137H125V136H124ZM124 137H123V138H124ZM150 137H149V138H150ZM165 137H166V136H165ZM176 137H177V136H176ZM197 137H198V135H197ZM226 137H227V138H226ZM229 137H230V136H229ZM249 137H250V133H249ZM251 137H253L252 134H251ZM32 138H33V137H32ZM80 138H81V137H80ZM91 138H90V139L88 138V139L91 140ZM95 138H96V137H95ZM99 138H100V136H99ZM99 138H97V139H99ZM108 138H107V139H108ZM127 138H128V137H127ZM138 138H141V140H139V141H140V142L142 141V142L145 144V141L142 140L143 137H138ZM154 138H155V137H154ZM158 138H159V137H158ZM158 138H155V142H156V139L158 140ZM190 138H191V136H190ZM230 138H231V137H230ZM240 138H242V137H240ZM245 138H246V136H245ZM245 138H243V140H244ZM254 138H255V137H254ZM28 139H29V138H28ZM30 139H31V138H30ZM35 139H37V137H36ZM39 139H40L39 141H41V138H40V137H39ZM44 139H45V138L42 139V143H43V140H44ZM93 139H94V138H93ZM109 139H110V138H109ZM109 139H108V140H109ZM114 139H116V138L114 137ZM131 139H133V138H131ZM144 139H146V138H144ZM150 139H151V138H150ZM165 139H166V138H165ZM168 139H169V138H168ZM168 139H166V140H168ZM192 139H193V138H192ZM205 139L208 140L207 138H205ZM233 139H234V136H233ZM236 139L239 140L238 138H236ZM247 139H248V137L246 138V140H247ZM251 139H252V138H250V140H251ZM32 140H33V139H32ZM84 140H85V138H84ZM94 140H95V139H94ZM99 140H100V139H99ZM101 140H100V141H101ZM112 140H113V139H112ZM112 140H111V141H112ZM135 140H138V139H135ZM151 140H153V139H151ZM161 140H162V139H159L158 141H161ZM163 140H164V138H163ZM166 140H165V142H166ZM186 140H187V139H186ZM188 140H189V138H188ZM194 140L196 141V139H194ZM246 140H245V141H246ZM36 141H37V140H36ZM96 141H98V140H96ZM100 141H99V142H100ZM127 141H128V139H127ZM158 141H157V144H158ZM168 141H169V140H168ZM168 141H167V142H168ZM183 141H184V139H183ZM191 141H192V140H191ZM208 141H209V140H208ZM234 141H236V140H233V142H234ZM239 141H240V140H239ZM245 141H244V142H245ZM247 141H249V140H247ZM37 142H38V141H37ZM45 142H47V141H45ZM116 142H118V141H116ZM163 142H164V141H163ZM165 142H164V143H165ZM185 142H186V141H185ZM242 142H243V141L241 140V143H242ZM244 142H243V143H244ZM26 143H27V142H26ZM90 143H91V142H90ZM93 143H96V144H94L95 146L97 145L96 148H98V144L100 145V143L97 144V142H94V141H93ZM106 143H108V142L106 141ZM114 143H115V140H114L113 144H114ZM118 143H119V142H118ZM118 143H117V144H118ZM160 143H161V142H160ZM164 143H163V144H164ZM170 143H171V142H170ZM170 143H169V144H170ZM182 143H183V142H182ZM187 143H188V142H187ZM206 143H207V142H206ZM245 143H248V142H245ZM108 144H110V143H108ZM111 144H112V143H111ZM113 144H112V146H111V150H110V151H112V153H110L111 156H110L109 153L106 152V151H108V149H106L107 147L105 148V149H106L105 152L109 155L111 162L113 161V159H111V158H113V153H114V152H113L114 150H112V149L114 148V145H113ZM144 144H143V145H144ZM157 144H156V145H157ZM163 144H158V145L161 146V145H163ZM167 144H168V143H167ZM171 144H172V143H171ZM190 144H191V142H190ZM190 144H189V145H190ZM208 144H209V143H208ZM231 144H232V143H231ZM233 144H234V143H233ZM258 144H259V143H258ZM38 145H39V144H38ZM103 145H104V144H103ZM105 145H107V144H105ZM119 145H120V144H119ZM193 145H194V144H193ZM204 145H205V144H204ZM229 145H230V144H229ZM95 146H94V147H95ZM100 146H101V145H100ZM120 146H121V145H120ZM144 146H145V145H144ZM159 146H157V147H159ZM164 146H166V144H165ZM167 146H168V145H167ZM167 146H166V147H167ZM183 146H184V145H183ZM186 146H187V145H186ZM195 146H196V145H195ZM198 146H199V145H198ZM202 146H203V145H202ZM210 146H211V145H210ZM237 146H239V145H237ZM237 146H236V148H238ZM254 146H255V150H256V144H255ZM7 147H8V146H7ZM38 147H39V146H38ZM118 147H119V146H118ZM118 147H117V148H118ZM146 147H147V146H146ZM166 147H165V149L168 150L166 153H169L170 150H169L168 148H166ZM168 147H169V146H168ZM200 147H201V146H200ZM203 147H204V146H203ZM207 147H208V146H207ZM207 147H206V148H207ZM233 147H234V146H233ZM252 147H253V146H252ZM252 147H251V149H253ZM260 147H261V145H260ZM260 147H259V148H260ZM102 148H103V147H102ZM117 148H115V151H116ZM138 148H139V147H138ZM169 148H170V147H169ZM182 148H183V147H182ZM182 148H181V151H182ZM184 148H185V146H184ZM193 148H194V146H193ZM195 148H196V147H195ZM209 148H211V147H209ZM240 148H241V147H240ZM262 148H263V147H262ZM100 149H101V148H100ZM118 149H119V148H118ZM121 149H122V148H121ZM189 149H190V148H189ZM191 149H192V148H191ZM200 149H201V148H200ZM202 149H203V148H202ZM10 150H12V149H10ZM163 150H164V149H163ZM185 150H187V149H184V151H185ZM193 150L195 151V149H193ZM204 150H205V149H204ZM235 150H236V149H235V147H234V151H235ZM253 150H254V149H253ZM12 151H13V150H12ZM36 151H37V150H36ZM36 151H35V152H36ZM100 151L102 152V150H100ZM110 151H109V152H110ZM121 151H123V150H120L119 154L122 153ZM160 151H161V150H160ZM191 151H192V150H191ZM198 151H199V150H198ZM198 151H196V154L199 153ZM207 151H208V150L206 149V152H207ZM212 151H214V150H212ZM230 151H231V150H230ZM232 151H233V150H232ZM237 151H239V150H236V152H237ZM251 151H252V150H251ZM39 152H40V151H39ZM39 152H36V155H37ZM177 152H178V151H177ZM202 152H203V151H202ZM210 152H211V151H210ZM218 152H217V153H218ZM252 152H253V151H252ZM3 153H4V152H3ZM28 153H31V154L33 153V154H34V151H33V152H28ZM40 153H43V152H40ZM103 153H104V152H103ZM115 153H116V152H115ZM117 153H118V150H117ZM162 153H164V152H162ZM171 153L173 154V151H171ZM181 153H182V152H181ZM183 153H184V152H183ZM189 153H191V152H189ZM207 153H208V152H207ZM213 153H214V152H213ZM230 153H231V152H230ZM263 153H264V152H263ZM31 154H30V156H31V157H34V158H36L37 156H39V154H38L37 156H34L33 154L31 155ZM64 154H65V153H64ZM79 154H80V153H79ZM95 154H96V153H95ZM119 154H118V155H116V154L114 155V156H116V157H114V158H116V160H114V161H118V160H119V159H117V158H119V157H117V156H119ZM123 154H124V153H123ZM202 154H203V153H202ZM209 154H210V153H209ZM209 154H207V155L209 156ZM220 154H221V153H220ZM228 154H229V153H228ZM228 154H227V155H228ZM233 154H234V153H233ZM235 154H236V153H235ZM244 154H245V153H244ZM41 155H43V154H40V156H41ZM101 155H103V154H101ZM168 155H169V154H168ZM170 155H171V154H170ZM183 155H184V154H183ZM194 155H195V153H194ZM204 155H205V156H203V157H206V154H204ZM210 155H211V154H210ZM222 155H223V154H222ZM245 155H246V154H245ZM251 155H252V154H251ZM94 156H95V155H94ZM96 156L98 157V159L96 158ZM96 156H95V157L91 156V157L94 158V159H93V160H95L94 162H97V164L99 165L101 171H102V172L105 171L104 168H105V166H106L107 164H109V163H107V162H106V159H104L103 157H106L107 155L99 158V154L97 153ZM179 156H180V155H179ZM185 156H186V155H185ZM195 156H196V155H195ZM208 156H207V157H208ZM212 156H214V155H212ZM215 156H216V155H215ZM218 156H219V155H218ZM228 156H229V155H228ZM231 156H232V154H231ZM262 156H263V155H262ZM8 157H9V156H8ZM26 157H28V154H27ZM31 157H28V158L31 159ZM89 157H90V156H89ZM109 157H108V158H109ZM120 157H122V155H121ZM180 157H181V158H180V159L177 158L178 161H176L177 159H176V160H173V159H175V158H174V154H173V156H172L173 159H172L171 157L168 156V158H171V160H173V163H174V164H173V167H174V165L176 164L175 161L177 162V164H179L178 162H180L179 160L182 159V155H181ZM186 157H187V156H186ZM189 157H190V155H189ZM200 157H201V155H200ZM226 157H227V156H226ZM240 157H241V156H240ZM243 157H244V156H243ZM28 158H27V159H28ZM39 158H40V157H39ZM42 158H44V156H42ZM60 158H61V157H60ZM95 158H96V159H95ZM108 158H107V159H108ZM165 158L167 159V157H165ZM194 158H195V157H194ZM213 158H214V157H213ZM219 158H221V157H219ZM222 158H223V157H222ZM222 158H221V159H222ZM229 158H231V157H228V162H229ZM241 158H242V157H241ZM40 159H41V158H40ZM166 159H165V160H166ZM188 159H192V158H188ZM198 159H203V158H198ZM207 159H208V158H207ZM209 159H210V158H209ZM211 159H212V158H211ZM211 159H210V160H211ZM221 159H220V161H221ZM226 159H227V158H226ZM251 159H252V158H251ZM37 160H38V159H37ZM42 160H43V159H42ZM42 160H41V161H42ZM108 160H109V159H108ZM120 160H121V159H120ZM169 160H170V159H169ZM195 160H196V159H195ZM204 160H205V159H204ZM218 160H219V159H218ZM223 160H224V159H223ZM32 161H33V160H32ZM32 161H31V163H32ZM61 161H62V159H61ZM167 161H168V160H167ZM184 161H186L187 163H186V162H185V163L188 164V165L186 166L187 168H188V166H190L189 164H190L191 161L194 162V160H191V161L188 163V161L185 160V158H184ZM226 161H227V160H226ZM34 162H35L36 164H38V163H37L38 161H37V162L34 161ZM58 162H59V161H58ZM118 162H119V161H118ZM193 162H191V163L194 164L196 161H195L194 163H193ZM197 162H198V161H197ZM197 162H196V163H197ZM202 162H204V161H202ZM106 163H107V164H106ZM113 163H115V162H113ZM113 163H111V164H113ZM180 163H181V162H180ZM182 163H183V162H182ZM199 163H200V161H199ZM219 163H220V162H219ZM221 163H222V162H221ZM233 163H234V161H233ZM43 164H44V162L42 163V165H43ZM177 164L175 165L176 167H177ZM202 164H203V163H202ZM224 164H225V163H223L222 166H224ZM238 164H239V163H238ZM253 164H254V163H253ZM39 165H41V164H40V161H39ZM93 165H94V164H93ZM113 165H114V164H113ZM113 165H112V166H113ZM179 165H181V164H179ZM194 165H195V164H194ZM197 165H198V164H197ZM47 166H48V165H46V167H47ZM50 166H51V165H50ZM91 166H92V165H91ZM94 166H95V165H94ZM107 166H108V165H107ZM114 166H116V165H114ZM182 166H183V165H182ZM182 166H178V168L181 167V168L184 169V167H182ZM184 166H185V164H184ZM238 166H239V165H238ZM43 167L45 168V166H43ZM59 167H61V166H59ZM96 167L99 168L98 166H96ZM108 167H109V166H108ZM108 167H106L105 169L109 171V169H107ZM171 167H172V166H171ZM192 167H193V168H191V167H189V168H190V169H197V168L199 167V165H198L196 168H195L193 165H192ZM202 167H203V166H202ZM246 167H247V166H246ZM251 167H252V166H251ZM251 167H250V168H251ZM260 167H261V166H260ZM47 168H48V171H49L51 167L49 168V166H48ZM52 168H53V167H52ZM61 168H63V166H62ZM187 168H186V169H187ZM199 168H201V167H199ZM204 168H205V165H204ZM204 168H203V169H204ZM215 168H216V167H215ZM218 168H219V167H217V170H218ZM221 168H224V167H221ZM221 168H219L218 171H221V170H220ZM234 168H236V166H234ZM250 168H249V169H250ZM254 168H257V167H254ZM254 168H253V171H254ZM45 169H46V168H45ZM54 169H55V171L57 170L56 167H54ZM59 169H60V168H59ZM94 169H95V167H94ZM110 169H111V168H110ZM183 169H182V170H183ZM186 169H185V170H186ZM190 169H189V170H190ZM203 169H202V170H203ZM205 169H208V168H207V165H206V168H205ZM225 169H226V168H225ZM239 169H240V168H239ZM239 169L237 168V170H239ZM247 169H248V168H247ZM260 169H261V168H259V170H260ZM66 170H67V169H66ZM68 170H69V168H68ZM112 170H114L113 167H112ZM176 170H177V169H176ZM185 170H184V171H185ZM187 170H188V169H187ZM187 170H186V172H187ZM209 170H210V169H208V171H209ZM212 170L214 171V169H212ZM229 170H230V169H228V171H229ZM231 170H232V169H231ZM233 170H235V169H233ZM233 170H232V171H233ZM237 170H235V171H237ZM241 170H242V169H241ZM245 170H246V169H245ZM256 170H257V169H256ZM262 170H264V169H262ZM48 171H47V172H48ZM50 171H53V170H50ZM50 171H49V173L51 174ZM64 171H65V169H64ZM64 171H63V173H64ZM94 171H95V170H94ZM180 171H181V170H180ZM193 171H194V170H193ZM195 171H196V170H195ZM195 171H194V172H195ZM206 171H207V170H206ZM222 171H223V170H222ZM222 171H221V172H222ZM228 171H226V172H228ZM249 171H250V170H249ZM251 171H252V169H251ZM251 171H250V173H252ZM257 171H258V170H257ZM45 172H46V171H45ZM47 172H46V175H47ZM53 172H54V171H53ZM106 172H107V171H106ZM106 172H105V173H106ZM111 172H112V171H111ZM189 172H190V171H189ZM191 172H192V171H191ZM191 172H190V173H191ZM196 172H197V171H196ZM202 172H203V171H201V174H202ZM215 172H216V169H215L214 173H215ZM224 172H225V170H224ZM243 172H244V171H243ZM255 172H256V171H255ZM255 172H254V173H255ZM260 172H261V171H260ZM20 173H21V172H20ZM49 173H48V174H49ZM61 173H62V172H61ZM65 173L67 174V171H66ZM65 173H64V175H65ZM68 173H70V172L68 171ZM94 173L96 174V172H94ZM94 173H93V174H94ZM97 173H98V172H97ZM105 173H103V176H104ZM109 173H110V172H109ZM192 173H193V172H192ZM198 173H199V175H200V172H198ZM198 173H195V174H198ZM204 173H205V170H204L203 174H204ZM209 173H210L211 178H213V177H212V174H211L212 171L209 172ZM218 173H219V172H218ZM230 173H232V172L229 171V173H227V175H229ZM261 173H262V172H261ZM23 174H24V173H23ZM50 174H49L50 177H51V176H55V177H56V179H54V180H56L55 182H57V179H58V178H57L56 173H54L55 175H52L53 173H52L51 175H50ZM57 174H59V172H58ZM185 174H186V173H185ZM188 174H189V173H188ZM203 174H202V175H203ZM205 174H207V173H205ZM0 175H1V174H0ZM21 175H22V174H21ZM61 175H62V174H61ZM64 175H62V176H64ZM68 175H69V174H68ZM106 175H108V178H109V175H110V174H107V173H106ZM106 175H105L104 177H106ZM186 175H187V174H186ZM215 175H216V173H215ZM218 175H219V174H218ZM221 175H222V174H221ZM227 175L223 173L222 177L225 178L224 181H223V184H220V183L217 182L218 185H219V184H220V185L215 187V184L213 183V184H214V185H213L212 182H211L212 180H215V179H214V178H213L212 180L209 179L210 176L207 174L206 177L208 178V179H207L208 181H206V183L208 184V182H209V184H210V182H211V184H212L215 188H212V189L214 190V193H213L212 196H210V197H205V198H204V196L206 195V194H205V195H203L202 201H200L199 199H196L197 201L195 200V201L197 202V203H196L197 207L195 208V211H194L195 213H194V214H195V218H197L198 221H201V220H203V219H205V218H210V219H211V222H212L213 220L215 221V218H216V220H217V219H218L217 217H220V218H221V216H219V215L221 214V211H222L221 209H222V208L220 209V207H222V206H221V204H220L221 202H219V201L226 200L227 197H228V198L230 197V195H231V194H230V191H231V190L228 189V187L230 186L229 184H230V183L233 184V182H236V179H235V178L237 177V176H236L235 178H234V177L231 178L232 175H237V174H232V175L230 174V175H231L230 177L227 176ZM260 175H261V174H260ZM260 175H257V176H260ZM262 175H264V172H263ZM47 176H48V175H47ZM58 176H60V175H58ZM96 176H97V174H96ZM96 176H95V177H96ZM99 176H102V174L99 175ZM200 176H201V175H200ZM204 176H205V175H204ZM219 176H220V175H219ZM250 176H251V174H250ZM252 176H253V174H252ZM252 176H251V177H252ZM254 176H255V174H254ZM29 177H30V176H29ZM50 177H49V179H50ZM64 177L67 178L68 176L66 175V176H64ZM64 177H60V178H64ZM188 177H189V176H188ZM202 177H203V176H202ZM206 177H205V180H206ZM222 177H221V178H222ZM255 177H256V176H255ZM262 177H264V176H262ZM9 178H10V176H9ZM46 178H48V177H46ZM51 178H52V177H51ZM102 178H103V177H101V179H102ZM256 178H257V177H256ZM49 179H47V180H49ZM68 179H69V178H68ZM68 179H67V180H68ZM103 179H105V178H103ZM106 179H107V178H106ZM191 179H194V178L191 177ZM218 179H219V178H218ZM257 179H258V178H257ZM54 180L52 181V179H51V180H49V182L51 181V183H54ZM64 180H66V179L64 178ZM64 180L62 179V182H59V181H58V182H59L60 184H61V183H62V184H67V183H68L67 180H66L67 183H66ZM91 180H92V179H91ZM91 180H90V181H91ZM93 180H94V179H93ZM202 180H203V183H204V181H205L204 178H203ZM219 180H220V179H219ZM10 181H11V180H10ZM14 181H15V179H14ZM14 181H13V182H14ZM26 181H27V180H26ZM88 181H89V180H88ZM88 181H85V182H88ZM90 181H89L87 184H91ZM193 181L195 182V180H193ZM193 181H192L191 183H193ZM237 181H238V180H237ZM13 182H12V183H13ZM47 182H48V181H47ZM49 182H48V185L51 184V183H49ZM63 182H64V183H63ZM83 182H84V181H83ZM215 182H216V181H215ZM220 182H222V179H221ZM224 182H227V183L224 184ZM229 182H230V183H229ZM59 183H58L57 185H60ZM70 183H72V182H70ZM80 183H81V184H84V183H82V182H80ZM186 183H187V182H186ZM217 183H216V184H217ZM250 183H251V181H250ZM252 183H253V180H252ZM87 184H86V185H87ZM193 184H194V183H193ZM197 184H198V183H195L196 186H197ZM260 184L263 185L262 182H261ZM57 185L54 183V186H53V184H52V188H53V187H56ZM67 185H68V184H67ZM71 185H73V184H71ZM71 185H69V186L71 187ZM74 185H75V184H74ZM234 185H235V186H230V187H235V192L239 193L240 196H242L243 198L246 197V196H244L245 194H243L244 191L241 190V189H243V187H242V188L239 187L237 183H234ZM241 185H242V184H241ZM241 185H240V186H241ZM248 185H249V184H248ZM15 186H16V185H15ZM50 186H51V185H50ZM60 186H61V185H60ZM64 186H65V185H64ZM79 186L81 187V185H79ZM89 186H91V185H89ZM89 186H88V188H89ZM150 186H151V185H150ZM199 186H200V185H199ZM199 186H198V187H199ZM254 186H255V185H254ZM256 186H257V185H256ZM3 187H4V186H3ZM13 187H14V186H13ZM58 187H59V186H58ZM75 187H76V189H78V187H77L76 185H75ZM75 187H74V189H75ZM82 187H83V186H82ZM82 187H81V188H82ZM84 187H87V186H84ZM84 187H83V188H84ZM204 187L207 188L208 186L206 185V186H204ZM230 187H229V188H230ZM257 187H258V186H257ZM10 188H12V185H11ZM49 188H50V187H49ZM52 188H50V190H49V194H51L50 191H51ZM62 188H63V185H62ZM64 188L66 189V186H65ZM71 188H72V187H71ZM88 188H86V189H88ZM208 188H209V187H208ZM251 188H252V190H253V187H251ZM261 188H263V187H261ZM16 189H19V187L16 188ZM55 189H56V188H54L53 190L55 191ZM57 189H58V188H57ZM59 189H61V187H59ZM65 189H64V190H65ZM67 189H68V188H67ZM76 189H75V191H76ZM195 189H196V188H195ZM254 189H255V188H254ZM2 190H4V189H2ZM79 190H80V189H79ZM92 190H93V189H92ZM98 190H99V189H98ZM196 190H197V189H196ZM229 190H230V191H229ZM249 190H250V189H249ZM255 190H256V189H255ZM23 191H26V190H23ZM56 191H58V194H57V195L61 197L60 194H61L62 192L60 193V191H62V190H60V191H59V190H56ZM75 191H74V192H75ZM80 191H81V192H84L85 190L83 191V190L81 189ZM88 191H90V190L88 189ZM253 191H254V190H253ZM257 191H258V190H257ZM52 192H53V191H52ZM63 192H65V191H63ZM68 192H69V190L66 191V194H69ZM70 192L72 193L73 191H70ZM76 192H78V191H76ZM207 192H208V191H207ZM210 192H211V191H210ZM231 192H232V191H231ZM1 193H2V192H1ZM56 193H57V192H56ZM95 193H96V192H95ZM196 193H197V192H196ZM200 193H201V191L199 192V194H200ZM245 193H246V192H245ZM16 194H17V193H16ZM52 194L55 195L54 192H53ZM52 194H51V195H52ZM73 194H74V193H73ZM76 194H77V193H76ZM91 194H92V192H91ZM171 194H172V193H171ZM197 194H198V193H197ZM210 194H211V193H210ZM232 194H233V192H232ZM246 194H247V193H246ZM249 194H250V191H249ZM251 194H252V193H251ZM254 194H256V192H255ZM259 194H260V193H259ZM57 195H55V196H57ZM62 195L64 196V194H62ZM77 195L79 196V192H78ZM82 195H83V194H82ZM88 195H89V194H88ZM88 195H84V196L89 197ZM92 195H93V194H92ZM9 196H10V195H9ZM55 196H53V197H55ZM66 196H67V195H65V197H66ZM71 196H72V194H71ZM84 196H82V197L79 196L80 198L77 197V199L79 198L81 201H80V200H77V199H73V198H70V199H73L74 201L77 200L78 202H79V201H80V202H82V201L84 202L85 200L81 199V198H87V197H84ZM90 196H91V195H90ZM193 196H194V195H193ZM206 196H207V195H206ZM208 196H209V194H208ZM21 197H22V195H21ZM23 197H24V196H23ZM60 197H59V198L57 197L58 199H60V201H61V199L65 198V197H63V198H62V197L60 198ZM93 197H94V195H93ZM201 197H202V196H201ZM201 197H200V199H201ZM249 197H250V195H249ZM249 197H248V198H249ZM254 197H255V196H254ZM2 198H4V197H2ZM10 198H11V197H10ZM10 198H9V199H10ZM12 198H14V197H12ZM12 198H11V200H12ZM26 198H27V197H26ZM67 198L69 199L68 196H67L65 199L67 200ZM74 198H76V197L74 196ZM89 198H90V197H89ZM91 198H92V197H91ZM91 198H90V199H91ZM100 198H101V197H100ZM193 198H194V197H193ZM195 198H196V194H195ZM197 198H198V197H197ZM228 198H227V200H228ZM230 198H231V197H230ZM248 198H246V201H248V200H247ZM6 199H7V196H6ZM6 199H5V200H6ZM9 199H8V200H9ZM38 199H42V198H38ZM52 199L55 200V198H52ZM58 199H57V201H58ZM65 199H64V200H65ZM134 199H135V198H134ZM241 199H242V198H241ZM257 199H258V198H257ZM263 199H264V198H263ZM1 200L3 201V199H1ZM8 200H7V201H8ZM16 200H17V198H16ZM16 200L14 199V201H16ZM44 200H45V199H44ZM66 200H65V203H64L63 201H61L62 203H60V205L63 204V205H61L62 208L64 207V204H66ZM73 200H72V201H73ZM91 200H92V199H91ZM193 200H194V199H193ZM242 200H243V199H242ZM2 201H0V204L2 203ZM7 201H6V202L3 201V202L7 203ZM9 201H10V200H9ZM37 201H38V200H37ZM37 201H36V202H37ZM41 201H42V200H41ZM50 201H52V203L54 202L53 200H49L48 202H50ZM135 201H136V200H135ZM244 201H245V200H243V202H244ZM246 201H245V203H246ZM261 201H262V200H261ZM10 202H12V201H10ZM16 202H18V201H16ZM36 202H35V204H37V203L39 204V202H37V203H36ZM42 202H44V201H42ZM42 202H40V205H42V204H41ZM218 202H219L220 206H219ZM46 203H47V202H46ZM71 203H72V202H71ZM222 203H223V202H222ZM256 203H257V202H256ZM8 204H9V203H8ZM8 204H7V205H8ZM31 204H32V203H31ZM35 204H34V205H35ZM43 204H44V203H43ZM49 204H51V203H49ZM54 204H55V203H54ZM67 204H68V201H67ZM67 204H66V205H67ZM72 204L77 205V202H76V203H72ZM225 204H226V202H225ZM246 204H247V203H246ZM259 204H260V203H259ZM4 205H5V204H4ZM13 205H14V204H12V206H13ZM27 205H28V204H27ZM66 205H65V206H66ZM84 205H85V204H84ZM132 205H133V204H132ZM166 205H167V204H166ZM217 205H218V206H217ZM226 205H227V204H226ZM10 206H11V204H10ZM16 206H18V205H16ZM28 206H29V205H28ZM38 206H39V205H38ZM38 206H35V207H38ZM46 206H48V203H47ZM53 206L55 207L56 205H53ZM53 206H52V207H53ZM68 206H69V208H70V205H68ZM72 206L75 207V209L78 207V205H77V206L72 205ZM79 206H80V205H79ZM237 206H238V205H237ZM0 207H2V206H0ZM5 207H6V206H5ZM8 207H9V206H8ZM8 207H6L7 209L4 208V210H5V214H6V210H8ZM32 207H33V206H32ZM32 207H31V208H32ZM39 207H40V206H39ZM39 207H38L37 209H39ZM44 207H45V206H44ZM52 207H51V208H52ZM73 207H72V208H73ZM92 207H93V206H92ZM134 207H135V206H134ZM11 208H13V207H11ZM11 208H10V209H11ZM24 208H25V206H24ZM29 208H30V207H29ZM46 208H50V205H49L48 207H46ZM51 208H50V209H51ZM55 208H56V207H55ZM62 208H61V209H62ZM69 208H68V210H73V211L75 210V209H69ZM164 208H165V207H164ZM236 208H237V207H236ZM10 209H9V210H10ZM14 209H15V206H14ZM26 209H27V207H26ZM50 209L48 210V213L50 212ZM65 209H67V206H66ZM97 209H98V208H97ZM231 209H232V208H231ZM239 209H240V208H239ZM33 210H34V209H33ZM35 210H36V208H35ZM51 210H52V209H51ZM57 210H58V209H57ZM63 210H64V208H63ZM68 210H67V212H69ZM76 210H78V211H77V212L74 211V213H75L74 215H76V213H77L76 219H74V220H76L77 222H80V225H79V226H81V227L79 228V230L77 231V233H74V232H73L74 234H72L71 232L68 231L69 233H68V234L66 233V234L69 235V236H72V237H71L69 240L66 238V239H65V242H66V240H68L66 244H72V246H74L75 248H78V249L80 250V252H81V253H78V254H79V255H80V254H81V255L83 254V256H86V257L88 258V259H86V260H87V263L90 262V261L88 262L89 259H91V260H92V259L95 260L96 263L102 262L103 259L100 260L101 258H100V259H97L96 257H93V255L96 256V255H95L96 252H95L94 250H92V248H94V247H93V244H99V245H100L104 240H106V238H107L106 236L110 235V233H111V232H107V231H109V228L112 227V226L109 227V226L107 225V226H108V230H105V231L103 230V231H101L100 229L102 228V227H101L102 225L100 226V227H101L100 229L97 228V225L95 224L94 220H89L90 222H87L88 225H86L85 221L88 219L87 217H88L89 215H90L91 217L93 216V218H95V216H96V217L98 216L97 214H98L99 212H98V210H97V211L95 210V207H94V210H95V211H94L93 209H92L93 211H91V210H89V209H87V208H83V207H82V208H78V209H76ZM105 210H106V209H105ZM232 210H233V209H232ZM11 211H13V209H12ZM18 211H19V213H20V215H21V212H20L19 209H18ZM27 211H29V210L27 209ZM27 211H25V212H27ZM39 211H40V209H39ZM39 211L37 210V212H39ZM44 211H45V210H44ZM58 211H62V210H58ZM65 211H66V210H65ZM73 211H72V213H73ZM106 211H107V210H106ZM192 211H193V210H192ZM33 212H34V211L31 210V213H30V212L27 213V214L25 213L26 215H25V214H24V215H25V216H27V215L29 216V214H30V215H33V214H32ZM51 212H53V210H52ZM54 212H55V211H54ZM70 212H71V211H70ZM97 212H98V213H97ZM100 212H101V211H100ZM223 212H224V211H223ZM225 212H226V211H225ZM227 212H228V211H227ZM13 213H14V212H13ZM13 213L11 212V214H13ZM15 213H16V212H15ZM19 213H18V214H19ZM60 213H61V212H60ZM62 213H63L62 215H64V217H66L65 215H67V214H65V212H63V211H62ZM102 213H103V212H101V214H102ZM104 213H105V211H104ZM104 213H103V214H104ZM229 213H230V212H228V214H229ZM2 214H3V213H2ZM5 214H4V215H5ZM9 214H10V211H9ZM18 214H17V216H18ZM58 214H59V212H58ZM103 214H102V216L105 215V214H104V215H103ZM108 214H109V213H108ZM143 214H144V213H143ZM194 214H193V215H194ZM225 214H226V213H225ZM225 214H224V216H225ZM228 214H227V215H228ZM230 214H231V213H230ZM7 215H8V214H7ZM24 215H23V216H24ZM34 215H35V213H34ZM36 215L39 216L37 213H36ZM36 215H35V216H36ZM52 215H53V213H52ZM56 215H57V213H56ZM60 215H61V214H60ZM62 215H61L60 217H62ZM94 215H95V216H94ZM136 215H137V214H136ZM147 215H149V214H147ZM147 215H146V216H147ZM234 215H235V214H234ZM10 216H11V215H10ZM14 216H15V214H14ZM14 216H13V215L11 216V217H12V218H11V221H14V218H13ZM35 216H34V217H35ZM67 216H70V217H71V215H69V214H68ZM72 216H73V215H72ZM90 216H89V217H90ZM108 216H109V215H108ZM146 216H145V219L148 218V216H147V217H146ZM222 216H223V215H222ZM224 216H223V218H226V217H224ZM228 216H229V215H228ZM6 217H7V216H6ZM8 217H9V216H8ZM19 217H20V216H18L17 218H19ZM21 217H22V216H21ZM30 217H31V216H30ZM34 217H33V218H34ZM60 217H59V218H60ZM64 217H63L62 219L60 218V219H61V222H62V223L60 222V223H61L60 225H61V226L63 225V227H64V225H65V224H63V221H62V220L64 219ZM100 217H101V216H100ZM229 217H231V216H229ZM3 218H5V217H3ZM9 218H10V217H9ZM23 218L25 219V217H23ZM23 218H19V219H23ZM28 218H29V217H28ZM28 218H26V219L28 220ZM33 218H32V220H33ZM39 218H40V217H39ZM55 218H56V217H54V220H55ZM101 218H103V217H101ZM104 218H105V216H104ZM104 218H103V219H104ZM139 218H140L141 221H142V216L139 217ZM12 219H13V220H12ZM42 219H43V218H42ZM52 219H53V217H52ZM72 219H73V218H71V220H72ZM90 219H92V218H90ZM97 219H98V218H97ZM148 219H149V218H148ZM148 219H146V220H148ZM32 220L30 219L31 222H33ZM34 220H36V217H35ZM37 220H38V218H37ZM37 220H36V221H37ZM40 220H41V219H40ZM65 220H67V223H68V221H69L70 219H65ZM65 220H64V221H65ZM99 220H100V218H99ZM99 220L96 221V222H99ZM101 220H102V219H101ZM146 220H145V221H146ZM151 220H152V219H151ZM222 220L225 221L224 219H222ZM231 220H232V219H231ZM6 221H7V219H6ZM20 221H21V220H20ZM30 221H28V222H30ZM38 221H39V220H38ZM41 221H42V220H41ZM50 221H51V219L49 220V222H50ZM59 221H60V220H59ZM87 221H88V220H87ZM145 221H144V222H145ZM204 221H205V220H204ZM214 221H213V222H214ZM219 221H220V220H219ZM219 221H217V224L220 223ZM223 221H221V224L223 223ZM226 221H227V220H226ZM228 221H229V219H228ZM2 222H3V221H2ZM4 222H5V220H4ZM23 222H24V221H23ZM23 222H21V223H23ZM28 222L25 221L26 224H24V225H25V226H27V225L31 226L30 224H32V223H29V224H28ZM49 222H48V223H49ZM55 222H57V218H56ZM71 222H72V221H71ZM105 222H107V221H105V219H104V223H102V224H105ZM131 222H132V221H131ZM202 222H203V221H202ZM213 222H212V223H213ZM234 222H235V221H234ZM15 223H16V222H15ZM34 223H35V221H34ZM34 223H33V224H34ZM39 223H41V222H38L37 225H33V224H32L33 226H31V227L33 228V227H35V226L42 225V224H39ZM72 223H73V225H74V221H73ZM121 223H122V222H121ZM142 223H143V221H142ZM197 223H198V222H197ZM227 223H228V222H227ZM227 223H226V224H227ZM6 224H7V222L4 223L5 227H6ZM12 224H13V223H11V225H12ZM16 224H18V223H16ZM19 224H20V223H19ZM19 224H18V226H16V227H21L22 224H21V225H19ZM35 224H36V223H35ZM46 224H47V223H46ZM49 224H50V223H49ZM49 224H47V225H49ZM51 224H52V223H51ZM51 224H50V225H51ZM53 224H54V223H53ZM58 224H59V222H58ZM78 224H79V223H77V225H78ZM97 224H98V223H97ZM131 224H132V223H131ZM213 224L215 225L216 223L214 222ZM217 224H216V225H217ZM7 225H8V224H7ZM55 225H57V224H55ZM68 225H69V223H68ZM70 225H72V224H70ZM98 225H99V224H98ZM141 225H142V224H141ZM162 225H163V224H162ZM199 225H200V224H199ZM199 225H197V227H198ZM214 225H213V226H214ZM231 225H232V224H231ZM235 225H236V224H235ZM9 226H10V225H9ZM29 226H28V227H29ZM45 226H46V225H45ZM103 226H104V225H103ZM107 226H106V227H107ZM136 226H137V225H136ZM219 226H220V225H219ZM223 226L226 227V225H223ZM223 226H221V227H223ZM233 226H234V225H233ZM7 227H8V226H7ZM13 227H14V226H13ZM22 227H23V226H22ZM40 227H43V226H40ZM40 227H39V228H40ZM48 227H49V226H48ZM153 227H154V225H153ZM217 227H218V226H217ZM217 227H216V228H217ZM228 227H229V226H228ZM25 228H26V229H25V231H26V230H27V227H25ZM35 228H36V227H35ZM35 228H34V229H35ZM51 228H52V226H51ZM54 228H55V226L53 227V229H54ZM65 228H66V227H64V228H63L64 230H63V229H62V230L65 231ZM67 228H68L67 230H69V227H67ZM71 228H72V227H71ZM113 228H114V226H113ZM229 228H230V227H229ZM229 228L226 229V230H227V231H226V235H228L227 232H228V233L231 232V231H228ZM231 228H234V227H231ZM231 228H230V230H231ZM236 228H237V227H236ZM7 229L10 231L9 228H7ZM7 229H6L5 231H7ZM11 229H12V228H11ZM15 229H17V228H15ZM15 229H14V230H15ZM20 229L22 230V228H20ZM20 229L18 230L19 233H20ZM34 229H33V232L30 231L31 229L27 230V232H28V231L32 232V233H30V234H31V237L33 236V237L36 238V237H37L36 235H37V234H40V233H37V234H36V232L34 231ZM56 229H57V228H56ZM59 229H60V228H59V226H58V229H57L58 231H57V233H55L56 231L54 230V231H53V232H54L53 235L50 236V237H53V236H55L56 234H57L56 236H58V234L63 233L62 231H61V233H60V230H59ZM102 229H103V228H102ZM104 229H105V227H104ZM106 229H107V228H106ZM137 229H138V228H137ZM197 229H198V228H197ZM200 229H201V228H200ZM218 229H219V228H218ZM2 230H4L3 227H2ZM44 230H45V229H44ZM70 230H71V229H70ZM72 230H73V229H72ZM72 230H71V231H72ZM84 230H86V235H87L88 232L90 233V234H89V233H88V234H89V237L91 236V237H90L91 240L89 239V240L91 241V243H89V241H87L88 239H87V240H83V237H85V235L83 234V231H84ZM115 230H116V229H115ZM115 230L112 231V232H115ZM213 230H214V229H213ZM215 230H216V229H215ZM221 230L224 232L225 228H221ZM235 230H237V229H235ZM0 231H1V230H0ZM18 231H17V232H18ZM36 231H37V230H36ZM45 231H47L46 233L51 232L49 229H47V230H45ZM73 231H74V230H73ZM147 231H148V230H147ZM207 231L209 232V230H207ZM237 231H239V230H237ZM263 231H264V230H263ZM1 232H2V231H1ZM1 232H0V233H1ZM7 232H8V231H7ZM17 232H16V233H17ZM21 232L23 233L24 231L22 230ZM40 232H43V231L41 230ZM65 232H66V231H65ZM131 232H132V231H131ZM218 232H219V231H218ZM8 233H9V232H8ZM70 233H71L72 235H70ZM108 233H109V234H108ZM137 233H138V232H137ZM209 233H210V232H209ZM215 233H217V231H215ZM224 233H225V232H224ZM234 233H235V236H236V231H234ZM239 233H240V232H239ZM1 234H2V233H1ZM3 234H4V232H3ZM17 234H18V233H17ZM20 234H21V233H20ZM23 234H24V236H23ZM23 234H22V235H19V236H18V235L15 236V237H21V236H23V238L19 239V238H15V237L13 236L14 233L12 232L11 235L13 236V238L11 237L12 239H11V238H9V239H10V240L19 239V241H16V240H15V241H16V245H17V244H21V245L24 246V248H27V249H28L27 252H28V254H29L30 256H32L31 253H32V252L34 253L33 250L36 249V248H38V250L40 249L41 252H42V250L45 251V247H46L47 244H46V245H43V244L45 243L44 239L46 238V235H45V238L42 237V238H43L42 240L44 241V243L42 244V243H41L42 240L40 241V238H41V237H39V238L37 237L36 240H34L35 238L32 239L31 237L28 239V236L25 235V232H24ZM26 234H27V233H26ZM41 234H42V233H41ZM44 234H45V233H44ZM51 234H52V233H50L49 235H51ZM115 234L117 235V230H116ZM128 234H130V233H128ZM146 234H147V233H146ZM212 234H214V232H213ZM212 234H211V235H212ZM219 234H220V233H219ZM237 234H238V232H237ZM4 235H6V234H4ZM11 235H10V236H11ZM28 235H29V233H28ZM111 235H112V234H111ZM137 235H138V234H137ZM215 235H216V234H215ZM215 235H214V236H215ZM220 235H221V234H220ZM229 235H230V234H229ZM232 235H233V234H232ZM239 235H240V234H239ZM262 235H263V241H264V234L262 233ZM0 236H1V235H0ZM7 236H9V235L7 234ZM10 236H9V237H10ZM41 236H44V235H41ZM65 236H66V235H65ZM69 236H67V237H69ZM87 236H88V235H87ZM87 236H86V237H87ZM123 236H124V235H123ZM143 236H144V235H143ZM155 236H156V235H155ZM214 236H213V237H214ZM222 236H223V235H222ZM230 236H231V235H230ZM235 236H234V237H235ZM59 237H60V235H59ZM61 237H64L63 234H62ZM105 237H106V238H105ZM108 237H109V236H108ZM110 237H111V236H110ZM110 237H109V238H110ZM120 237H122V236H120ZM129 237H130V236H129ZM209 237H210V236H209ZM228 237H229V236H228ZM4 238H5V236H4ZM14 238H15V239H14ZM111 238H113V237H111ZM114 238H115V236H114ZM122 238H123V237H122ZM211 238H212V237H211ZM216 238H217V237H216ZM216 238H215L214 240H216ZM238 238L241 239V235H240V237H238ZM238 238H237V239H238ZM48 239H49V238H48ZM52 239H53V238H52ZM52 239H50V242H51ZM58 239H59V238H58ZM117 239H118V238H117ZM123 239H124V238H123ZM123 239H122V240H123ZM126 239H128V238H126ZM221 239L223 240L224 238H220V241L222 242ZM227 239H228V238H227ZM10 240H9V242H11ZM45 240H47V238H46ZM55 240H56V237H55ZM60 240H61L62 242H64V241H63V238H62V239L60 238ZM60 240H59V242H60ZM111 240H112V239H111ZM128 240H129V239H128ZM153 240H154V239H153ZM232 240H234V239H232ZM1 241H2L3 243H4V242H7V238H5V241H3L2 239H0V243H1L0 246H2V244H3ZM15 241H14V242H15ZM106 241H107V240H106ZM118 241H119V239H118ZM187 241L189 242L190 240H187ZM211 241L213 242V240H211ZM216 241H217V240H216ZM216 241H214V243H215ZM220 241H219V242H220ZM223 241H224V240H223ZM229 241H230V238H229ZM243 241H244V240H243ZM243 241H242V242H243ZM14 242H13V245H14ZM46 242H49V240L46 241ZM53 242H55V241L53 240ZM68 242H71V243H68ZM108 242H109V241H108ZM131 242H132V241H131ZM171 242H172V241H171ZM184 242H185V241H184ZM188 242H187V243H188ZM190 242H191V241H190ZM231 242H233V241H231ZM236 242H237V241H236ZM240 242H241V241H240ZM240 242H237V244H238V243L240 244ZM56 243H57V242H56ZM56 243H55V244H56ZM103 243H104V242H103ZM111 243H112L111 246H110V245H107L106 247L108 248V246H110L111 249H112L113 251H115V250H116V247H117V246L114 247L115 240H112ZM121 243H124V241L121 242ZM132 243H133V242H132ZM169 243H170V242H169ZM223 243H224V242H223ZM55 244L53 243L54 246H55ZM58 244H60V245H59V247H60V246H61V242L58 243ZM104 244H105V243H104ZM109 244H110V243H109ZM126 244H127V243H126ZM135 244H137V243H135ZM183 244H184V243H183ZM218 244H220V243H217V246H219ZM234 244H235V242H234ZM234 244H233V245H234ZM241 244H242V243H241ZM6 245H7V244H6ZM9 245H10V246H9ZM9 245H8V246L11 247V243H9ZM16 245H15V248H17L18 251H19V248H20V247L18 248ZM115 245H116V244H115ZM120 245H121V244H120ZM120 245H118V246H120ZM124 245H125V244H124ZM124 245L122 244L123 247H125ZM129 245H130V246H129V249H130V247H132V245H131V243H129ZM185 245H187V244L185 243L184 245H182V243H181V246H183V248H184ZM191 245H192V243H191ZM191 245H190V246H191ZM193 245H194V244H193ZM220 245H221V244H220ZM223 245H224V244H223ZM243 245H244V244H242V245H234L235 247H236V246H237V247L239 246L238 248H236V249H238L237 252H236V250H235V254L237 253V254L235 255V258L237 259V261H235V259H234V260L232 259L233 262L231 261V263L229 262V264H233V263H234V264H241L242 262H244V261L247 262V261H249V260H251V259H253V258H255V257H257V260H255V259H253V260H255V262H256V261L258 262V260H259V259L261 258V256L263 255L262 253H261V255H259V252H258L257 256L255 255V257L252 258V256L255 254V253H254L255 251L252 252V251H250L249 249L245 248V247H247V246H246L247 244L245 245V247H244ZM8 246H7V247H8ZM19 246H20V245H19ZM50 246H52V244H50ZM50 246L47 245L48 248H49ZM64 246H67V247H68V245H65V244L63 245V247H64ZM94 246H96L97 249L99 248V247H97L98 245H94ZM102 246H104V245H101L100 247H102ZM127 246H128V245H127ZM127 246H126V247H127ZM173 246H175V245L173 244ZM173 246H169V248H170V247H173ZM177 246H180V244H179V245H176V247H177ZM181 246H180V248H181ZM187 246L189 247V249H186V248H185V249L188 251V250H190V246H189V245H187ZM226 246H227V245H226ZM249 246H250V245H249ZM9 247H8V248H9ZM12 247H13V249H15L14 246H12ZM74 247H73V249H75ZM123 247H121V248H123ZM136 247H139V245L136 246ZM140 247H141V246H140ZM142 247H143V246H142ZM185 247H186V246H185ZM220 247H221V246H219V249L222 248V247H221V248H220ZM2 248H3V249H2ZM2 248H1V249L4 250V246H3ZM21 248H22V247H21ZM50 248H52V247H50ZM50 248H49V249H50ZM53 248H54V247H53ZM65 248H66V247H65ZM69 248H71V247H69ZM104 248H105V247H104ZM119 248H120V247H119ZM127 248H128V247H127ZM211 248H213V246H212ZM215 248H218V247H216V245H215ZM215 248H214V249H215ZM223 248H225V247H223ZM233 248H234V247H233ZM253 248H254V247H253ZM5 249H7V248L5 247ZM10 249H11V248H10ZM10 249H8V250H6V251H9ZM17 249H15V250H17ZM59 249H60V248H59ZM100 249H101V248H100ZM111 249L109 248V250H111ZM125 249H126V248H125ZM129 249H128V250H129ZM132 249H133V248H132ZM173 249H174L173 251L176 252V251H175V247H174ZM185 249H184V250H185ZM194 249H196V246L194 247ZM194 249H193V247H192L191 250H194ZM219 249H217V250L215 249L214 253H212V251H211L212 249H211V250H210V251H211L210 253H212V254L214 255V257H213L212 254H210V255H211L214 259H215V258L218 259V260L221 262V264H222V262H225V261H223V260L227 259L228 257L224 259V256H226V255H224V254H222V253H219V252H220ZM255 249H256V248H255ZM255 249H254V250H255ZM2 250H0V252H1ZM21 250H22V249H21ZM38 250H36V251H38ZM40 250H39L38 252H40ZM50 250H51V249H50ZM50 250H49L48 253H46V252H45V253L48 255V254L51 252ZM57 250H58V247H57V249H56V253L61 252L62 247H61L60 251H59V250L57 251ZM75 250H77V249H75ZM79 250H77V251L79 252ZM117 250H118V249H117ZM120 250H121V249H120ZM120 250H119L118 252L116 251V252H117L116 254H120V253H119ZM126 250H127V249H126ZM140 250H141V249H140ZM140 250H138V251H140ZM171 250H172V248H170L168 251L170 252ZM180 250H183V249H180ZM184 250H183V251H184ZM6 251H4L5 254H6ZM12 251H14V250H12ZM23 251H24V250H22V252H23ZM47 251H48V249H47ZM53 251H54V249H53ZM67 251H68V249H67ZM67 251H66V252H67ZM69 251H71V250L69 249ZM97 251H98V250H97ZM100 251H101V250H100ZM134 251H136V249H135ZM141 251H142V250H141ZM196 251H197V250H195V252H196ZM263 251H264V250H263ZM263 251H262V252H263ZM10 252H11V251H10ZM10 252H9L8 254H6V256L9 255ZM14 252H15V251H14ZM19 252H21V251H19ZM38 252H37V253H38ZM41 252H40V253H41ZM54 252H55V251H54ZM64 252H65V251H62L63 255L66 254V253H64ZM71 252H72V251H71ZM94 252H95V253H94ZM102 252H103V250H102ZM104 252H106V251L104 250ZM125 252H126V251H125ZM125 252H124V254H125ZM142 252H144V251H142ZM142 252H141V254H142ZM181 252H182V251H181ZM191 252H192V251H191ZM11 253H12V252H11ZM15 253H16V252H15ZM15 253H13V255H14ZM25 253H26V252H25ZM25 253H22V255L25 254ZM35 253H36V252H35ZM35 253H34V254H35ZM76 253H77V252H75V254H76ZM112 253H113V252H112ZM112 253L110 252V254H112ZM130 253H131V252H129V254H130ZM138 253H139V252H138ZM138 253H137V254H138ZM186 253H189V252H186ZM0 254L3 255L4 253H0ZM18 254H19V253H18ZM41 254H43V253H41ZM41 254H40V255H41ZM71 254H72V257H73V258H77V256H78V255H77V256L74 257V256H73L74 253H71ZM75 254H74V255H75ZM97 254H98V252H97ZM100 254H101V252H100ZM100 254H99V255H100ZM103 254H104V253H103ZM127 254H128V252L125 254V255H126V257H125V261H126V263H127V260H126V258H127ZM129 254H128V255H129ZM141 254H138V256L141 255ZM182 254H183V252H182ZM194 254L196 255V253H194ZM194 254H193V255H194ZM197 254H198V253H197ZM2 255H0V256H1V257H4V255H3V256H2ZM11 255H12V254H11ZM11 255H9V256L12 258ZM22 255H21V253H20L19 258H22V257H21ZM50 255H52V253H51ZM50 255H48V258L51 257ZM57 255L61 256L62 254H61V255H60V254H56V256H53V257H51V258H54V257L56 258ZM66 255H68V256H69L68 259H70V260L72 261V259H71L72 257L70 258V256H71L70 253H68V254H66ZM81 255H80V257H81ZM101 255H102V254H101ZM104 255H106V254H104ZM104 255H102V256L104 257ZM114 255H115V254H113L112 256H114ZM125 255H124V256H125ZM142 255H143V254H142ZM147 255H148V254H147ZM179 255H181V254H179ZM179 255H177V256H178V259H179V257H180ZM9 256H7V257H9ZM24 256H27V254L24 255ZM34 256L36 257V255H34ZM34 256H33V258H34ZM37 256H38V255H37ZM42 256H43V255H42ZM42 256H40V257L38 256V258L41 259ZM83 256H82V257H83ZM97 256H98V255H97ZM130 256L132 257V255H130ZM177 256L174 255V258L177 257ZM184 256H186V255H184ZM236 256H237V257H236ZM258 256H260V258H259ZM10 257H9V258H10ZM15 257H16V254H15ZM17 257H18V255H17ZM17 257H16V259H17ZM45 257H46V256H45ZM66 257H67V256H65V258H66ZM99 257H101V256H99ZM106 257H107V256H106ZM108 257L111 258V256H108ZM131 257H129V258H131ZM182 257H183V256H182ZM194 257H195V256H194ZM4 258H5V257H4ZM4 258H2V259H4ZM9 258H8V259H9ZM11 258L9 259L10 262H11L12 259H13V260L15 259V258H12V259H11ZM25 258H26V257H24V259H25ZM43 258H44V257H42V259H43ZM60 258L63 259L64 256H61ZM65 258H64L63 260H65ZM83 258H85V257H83ZM110 258H109V259H110ZM118 258H119V257H118ZM133 258H134V255H133ZM133 258L128 259V260H131L132 262H135V260L133 261ZM135 258H138V257H135ZM145 258H146V255H145ZM180 258H181V257H180ZM184 258H185V257H184ZM184 258H181V259H179V260L183 261ZM186 258H188V257H186ZM186 258H185L184 260H186ZM189 258H190V257H189ZM213 258H212V259H213ZM230 258H231V257H230ZM230 258H229V259H230ZM233 258H234V257H233ZM258 258H259V259H258ZM262 258H263V256H262ZM262 258H261V259H262ZM6 259H7V258H6ZM8 259H7V260H8ZM31 259H32V258H31ZM49 259H50V258H49ZM66 259H67V258H66ZM77 259H78V258H77ZM80 259H81V260L78 259L79 261L73 260V263H74V261L76 262V264H78L79 262H80V263H83V260L85 261V259H83V260H82V258H80ZM115 259H117V258H115ZM119 259H120V258H119ZM138 259H139V258H138ZM140 259H141V256H140ZM175 259H177V258H175ZM178 259H177V260H174V261H178ZM9 260H8V261H9ZM13 260H12V261H13ZM17 260H18V263H19L20 260H22V259H20V260L17 259ZM26 260H28V259L26 258ZM33 260H35V258H34ZM36 260H37V259H36ZM45 260L47 261V259H45ZM51 260H52V259H51ZM55 260H57V259H55ZM70 260H68V261H70ZM111 260H112V259H111ZM120 260H121V259H120ZM120 260H119V261H120ZM187 260H188V259H187ZM230 260H231V259H230ZM262 260H264V258H263ZM2 261H3V260H2ZM8 261L6 262V260H5L4 262L8 263ZM116 261H117V260H116ZM125 261H124V262H125ZM141 261H142V260H141ZM143 261H144V260H143ZM174 261H173V262H174ZM219 261H218V262H219ZM227 261H228V260H227ZM234 261H235V262H234ZM251 261H252V260H251ZM251 261H249V262H251ZM0 262H1V261H0ZM23 262L25 263L26 261L24 260ZM27 262H28V261H27ZM27 262H26V263H27ZM33 262H36V261H31L32 264H34ZM37 262H39V260H38ZM37 262H36V263H37ZM55 262H56V261H55ZM63 262H64V261H61V262L59 261V263H62V264H63ZM77 262H78V263H77ZM95 262H94V263H95ZM105 262H106V261H105ZM120 262H121V261H120ZM128 262H129V261H128ZM184 262H185V261H184ZM215 262L218 263L217 260H216ZM220 262H219V264H220ZM249 262H248V263H249ZM259 262H261V261H259ZM13 263H14V262H13ZM13 263H9V264H13ZM18 263H17L16 260H15V264H18ZM26 263H25V264H26ZM31 263H29V264H31ZM39 263H40V262H39ZM45 263H46V262H45ZM53 263H54V261H53ZM56 263H58V262H56ZM56 263H55V264H56ZM59 263H58V264H59ZM66 263H67V262H66ZM68 263L70 264V262H68ZM103 263H104V262H103ZM107 263H108V260H107ZM107 263H106V264H107ZM122 263H123V262H122ZM129 263H131V262H129ZM140 263H141V262H140ZM140 263H139V264H140ZM160 263H161V262H160ZM182 263H183V262H182ZM182 263H180V264H182ZM188 263H189L188 261L185 262V264H188ZM191 263H193V264H197V260H196V258H192V262H191ZM191 263H190V264H191ZM198 263H199V262H198ZM248 263H246V264H248ZM251 263L253 264L254 262L252 261ZM261 263H262V262H261ZM1 264H3V262H2ZM20 264H22V263H20ZM27 264H28V263H27ZM37 264H38V263H37ZM49 264H50V263H49ZM51 264H52V262H51ZM64 264H65V262H64ZM83 264H84V263H83ZM90 264H93V262L90 263ZM101 264H102V263H101ZM111 264H112V263H111ZM115 264H121V263H117V262H116ZM135 264H136V263H135ZM137 264H138V263H137ZM153 264H154V263H153ZM156 264H157V263H156ZM158 264H159V263H158ZM175 264H177V263L175 262ZM223 264H224V263H223ZM227 264H228V263H227ZM243 264H244V263H243ZM249 264H250V263H249ZM256 264H257V263H256ZM263 264H264V261H263Z\"/></svg>", "mask_w": 264, "mask_h": 264}]
</instances>
